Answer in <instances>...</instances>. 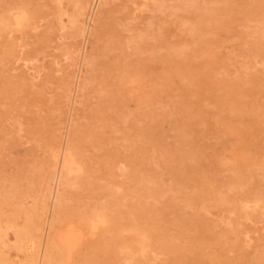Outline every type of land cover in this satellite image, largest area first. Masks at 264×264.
Instances as JSON below:
<instances>
[{"label": "rangeland", "instance_id": "obj_1", "mask_svg": "<svg viewBox=\"0 0 264 264\" xmlns=\"http://www.w3.org/2000/svg\"><path fill=\"white\" fill-rule=\"evenodd\" d=\"M2 1V2H1ZM53 1L54 0H0V16H1V14H2V16L0 17V34H2V35H0V120L2 119V121H0V130H4L3 132L2 131H0V167L2 168V170L0 171V189L2 188L3 189V194L1 193L2 191V189L0 190V194H2V198H1V195H0V198H1V200H0V216H1V218H0V235H1V237H0V240L1 241H3V244H4V246H3V244H2V246H1V249H3L4 250V252H5V250H6V256H4V252H2L3 250H1L0 249V254L2 255V256H4V257H6V258H4V260H2V257L0 256V264H1V262L3 263V264H41V260L43 261L42 263H44V261H45V259H43V257L42 256H45V253H46V247H47V244L45 243V240L44 239H46V241H48V239H49V237L48 236H46V235H49V228H50V222L54 219L53 218V215H54V217H55V214H56V210L58 211L57 212V214H56V216H59V214H60V218L62 219V220H66L65 222H70V221H74L77 225H82L83 227H85L84 229H85V232H84V236H83V239L79 242V244H78V246H77V248L74 250V253H73V256H72V258L68 261L67 260V256L63 253V251L61 250H59V259L56 261V262H58L59 260H62V262H58L57 264H76V263H78V264H85L86 262H88V264H145V262L147 263H149V264H264V208H263V206H264V177L263 178H256L255 179V175L254 174H256L257 172H258V169L257 168H255V167H252L251 168V170H247V174L245 173V175H244V178L243 179H245L246 181H243L242 180V183L244 184H242V183H239L240 184V186L241 187H238L239 186V184L236 186V187H234V188H230L229 186H228V180H229V178H228V173L226 172V171H223V173L222 172H216L215 173V171H213L211 168H210V166H211V160H210V158H209V156H207V155H209V153H217V155H219V154H222V153H220L221 152V150L223 151V149H221L222 148V146H224V143H225V140L228 138V137H231L230 135H228V131H230L231 130V125H232V130L234 131L235 129L238 131L239 129H237L238 128V124H235L236 122H235V120H234V118L236 119L237 117H235V115H237V113L241 116V115H243V116H245L246 117V115H247V117H246V119H250V120H253L252 118L256 115V114H263L264 113V97H263V95H264V78H262V77H264V68H263V66H264V64H263V66L261 65L262 64V62H264V51L262 52L261 51V53L259 52V53H252V52H254L252 49H251V53L253 54L252 55V58H251V53H250V51L248 52V54L246 55V54H242L241 55V50H239V54L238 53H236V52H238V49H241L242 48V46L244 45V44H247V41H248V44H247V47H249V48H251L252 47V45H251V42H252V35H254V34H257V32L256 31H258L259 29V31H258V34L259 33H261V32H263V21H264V0H242V1H244V2H240L239 0H235V1H233L232 0V3H231V5L232 4H234V5H236V7H234L233 5L232 6H230L229 7V9L227 10V13H228V11H229V13L233 16H231L230 14H228L227 15V13H223V11H221V10H218L216 7L219 5L218 3H215L214 4V0H206V1H204V0H194V2H192L191 4H188V6H187V4H184L185 2V0L183 1V0H181V2L183 3V4H181L180 3V0H172V1H170V0H154L150 5H149V8H150V6H153V7H155V8H153L152 9V7L148 10V7L146 6L145 7V5H140L141 4V0H139L137 3L136 2H134V0H124V3H123V1L122 0H102V2H101V0H88L87 1V3H88V5L86 6V9H85V11L83 12V14L80 16L81 18H80V22H76L74 19H75V14L76 13H78V11H79V6H80V4H79V0H61V1H63V2H61L60 0H55V4L53 3ZM60 2L59 4H57L56 2ZM94 1H96V2H98V3H96V2H94ZM105 1V2H104ZM126 1H127V3H126ZM147 1V0H146ZM161 1V2H160ZM164 1V2H163ZM178 1V2H177ZM213 1V2H212ZM218 0H216V2H217ZM250 1V2H249ZM10 2V3H9ZM14 2H16L15 3V5L13 4ZM23 3V5H22V3ZM73 2V3H72ZM100 2H101V4H100ZM158 2V3H157ZM160 2V3H159ZM163 2V3H162ZM170 2H172V3H170ZM173 2H175L176 4H174ZM200 2V3H199ZM237 2V3H236ZM249 2V3H248ZM54 5H53V4ZM67 3L69 4V5H67ZM90 3H91V5H90ZM126 3V4H125ZM132 3V4H131ZM134 3V4H133ZM179 3V4H178ZM198 5H197V4ZM256 3V4H255ZM258 3V4H257ZM262 4V6H260L261 4ZM73 4V5H72ZM77 4H78V6H77ZM97 4V5H96ZM103 4V5H102ZM131 6H130V5ZM181 4V6L183 5V7L185 8V9H183L181 6V8L178 6V5H180ZM203 4H205V5H203ZM207 4V5H206ZM51 5V6H50ZM58 5L59 6H61V7H59V8H62V9H59L58 10ZM64 5V6H63ZM97 7H95V6ZM127 5H129L128 6V8L126 7ZM157 7H156V6ZM165 7H164V6ZM167 5V6H166ZM174 5H176V6H174ZM195 5H196V7H195ZM208 5H209V7H208ZM213 5V6H212ZM217 5V6H216ZM254 5H256V7L254 8ZM17 6H18V8H17ZM20 6V7H19ZM22 6V7H21ZM29 6V8H27ZM36 6H38V7H36ZM47 6H48V8H47ZM69 8V10H68V8ZM69 6H72V7H69ZM94 6V7H93ZM170 6H172V7H175V8H172V7H170ZM179 7V8H176V7ZM212 6V7H211ZM242 6V7H241ZM253 6V7H252ZM16 7V8H15ZM44 7V8H43ZM78 7V8H77ZM87 7L90 9H87ZM137 7V8H136ZM144 7V8H143ZM206 7V8H205ZM250 9H249V8ZM10 8V9H9ZM74 8H76V9H74ZM127 8V9H126ZM130 8H132L134 11H136V12H133L132 11V9H130ZM159 8V11L157 10ZM160 8H161V10H160ZM168 8V9H167ZM193 8H195V9H193ZM204 8V9H203ZM208 8V9H207ZM209 8H213V9H210V15L212 16V14H213V17H211L208 13H206V11H205V9H207V12L209 11ZM240 8V9H239ZM252 8H254L253 10H254V13H253V11H252ZM262 9V11L261 10H259V9ZM21 9V10H20ZM26 9V10H25ZM46 9H48V11L46 10ZM72 9V10H71ZM96 9H97V15H96ZM136 9V10H135ZM142 9H144V10H142ZM158 11H156V10ZM173 9L175 10V11H173ZM235 9V10H234ZM245 9H247V11H245ZM255 9H257V10H255ZM12 10H13V13H12ZM20 10V11H19ZM37 10V11H36ZM55 12H54V11ZM71 10V11H70ZM89 10V11H88ZM99 10V11H98ZM127 10V11H126ZM129 10V11H128ZM147 10V11H146ZM150 10H151V12L153 13H150ZM187 10H189V11H187ZM191 10V11H190ZM232 10V12H230ZM250 10H251V12H250ZM260 12H259V11ZM3 11H6V12H3ZM10 11V12H9ZM53 11V12H52ZM63 11V12H62ZM123 11H126V12H124L123 13ZM138 11H140L139 13H138ZM176 11H177V13H176ZM179 11V12H178ZM193 11V12H192ZM196 11V12H195ZM200 11V12H199ZM211 11H216V12H218L219 13V15L217 16L214 12L212 13ZM221 11V12H220ZM246 13H245V12ZM256 11V12H255ZM258 11V12H257ZM51 12V13H50ZM58 12L60 13V15L58 14ZM71 14H74V15H70V13ZM89 12H94V13H92L93 15H91V18H90V15H89ZM121 12V13H120ZM128 12V13H127ZM131 12V14H129ZM145 12H147V14H149L148 16H147V14L145 13ZM172 12V13H171ZM181 12V13H180ZM188 12V13H187ZM195 12V13H194ZM224 12H226V11H224ZM250 12V13H249ZM9 13V14H8ZM25 13L27 14V15H25ZM69 13V14H68ZM90 13V14H91ZM120 15V16H118V14ZM137 13V14H136ZM164 15H163V14ZM168 13H170L169 15H168ZM174 13V14H173ZM185 13V14H184ZM186 13L188 14L187 16H188V18L186 17ZM199 13V14H198ZM203 13H205V14H203ZM212 13V14H211ZM221 13H222V15H226V16H223V17H220V16H222L221 15ZM237 15H236V14ZM247 13H248V18H246L247 17ZM255 13H257V14H259V16L261 17H259V16H257ZM7 14V15H6ZM14 14V15H13ZM17 14H19V15H17ZM39 14V15H38ZM53 14V15H52ZM57 14V15H56ZM68 14V15H67ZM122 14H124V15H122ZM127 14H129V15H127ZM133 14L135 15L134 17H133ZM146 14V15H145ZM157 14V16H155ZM173 14V15H172ZM178 14V15H177ZM214 14H215V16L216 17H218V19L220 20H218V19H215L216 17L214 16ZM249 14H250V17H249ZM256 15L257 16V18H256V16H253V15ZM263 14V15H262ZM13 15V16H12ZM30 15V16H29ZM56 15V16H55ZM87 15H89V16H87ZM94 15H95V17H94ZM117 15V16H116ZM139 15V16H138ZM146 16L145 18H146V20H145V18H144V16ZM153 15V16H152ZM181 15L183 16V17H181ZM185 15V16H184ZM191 15V16H190ZM196 15V16H195ZM197 15H199V16H197ZM205 15V16H204ZM207 15V16H206ZM210 17H209V16ZM235 15H236V17H235ZM18 16V17H17ZM54 16V17H53ZM61 16V17H60ZM87 16V17H86ZM93 16V17H92ZM128 16V17H127ZM137 16V17H136ZM201 16V17H200ZM241 16H243L242 17V19H241V22H240V20H238V18L240 19L241 18ZM251 16H253V17H251ZM11 17V18H10ZM31 17V18H30ZM73 17V18H72ZM117 17H119V20H118V18ZM126 17V18H125ZM139 17V18H138ZM149 17H151V19L149 18ZM156 17V18H155ZM160 17H162V18H160ZM195 17V18H194ZM205 17L207 18L206 19V21H204L205 20ZM215 17V18H214ZM229 19H228V18ZM231 17V18H230ZM55 18H56V20H55ZM84 18V19H83ZM159 18H160V20H159ZM180 18H182V19H180ZM187 18V19H186ZM191 18V19H190ZM203 18V19H202ZM210 20H209V19ZM211 18H213V20L214 21H212V22H210L212 19ZM224 20H222V19ZM226 18H227V20H226ZM244 18H246L244 21H242ZM249 18H250V20H249ZM253 18H256V19H253ZM7 20V23L4 21V20ZM14 19V20H13ZM27 19V20H26ZM32 19H33V21H32ZM66 19V20H65ZM72 19V20H71ZM133 19V20H132ZM138 19H140V21L141 22H143V25L144 24H147V27L148 26H150L151 27V23H153L152 24V27L150 28V27H148L147 28V31H146V28H145V26L143 27V25L141 24V22L140 21H138V23H137V20ZM142 19V20H141ZM151 21H150V20ZM152 19H154V21L152 20ZM156 19H157V21H158V23L161 25V27H160V25L157 23V21H156ZM166 19V20H165ZM171 19H176L175 21L174 20H171ZM185 19H186V21H185ZM189 19H190V21H189ZM234 19V20H233ZM249 20V22H247L248 20ZM60 20V21H59ZM90 20V21H89ZM92 20V21H91ZM132 20V21H131ZM136 20V21H135ZM144 20V21H143ZM148 20V21H147ZM171 20V21H170ZM187 20L191 23H187L186 24V22H187ZM199 20V21H198ZM209 20V21H208ZM221 20L223 21V24L224 25H221L222 24V22H221ZM236 20H238V22L236 21ZM261 20H263L262 22H261ZM53 21V22H52ZM55 21H57V22H55ZM69 21H71V22H69ZM134 21V22H133ZM150 21V25H148L149 22ZM156 21V22H155ZM163 21H165V22H163ZM172 21H173V23H172ZM181 21V22H180ZM202 22L203 21V24H199L198 22ZM226 21V22H225ZM233 21V22H232ZM258 21H259V23H258ZM49 22H51L50 24H49ZM55 22V23H54ZM68 22H69V24H68ZM73 22V23H72ZM74 22H75V24H74ZM83 22H84V25H83ZM92 22V23H91ZM119 22H121V23H119ZM124 24H123V23ZM135 22H136V24H135ZM146 22V23H145ZM183 22V23H182ZM205 22L206 23H208V25L207 24H205ZM210 22V23H209ZM214 22H215V24H214ZM241 24H243V26L244 27H246L245 29L247 30L246 32L244 31L245 29L243 28V26L242 25H240V23ZM243 22V23H242ZM247 22V23H246ZM251 22H257V23H255V26H254V24L252 23L251 24ZM3 23V24H2ZM58 23V24H57ZM60 23H62L61 25H59ZM68 25H67V24ZM80 23H82L81 24V26H80ZM118 23V24H117ZM133 23H134V25H133ZM140 23V24H139ZM167 23H169V24H167ZM171 23V24H170ZM197 23V24H196ZM232 23V24H231ZM237 23H238V25H237ZM246 23V24H245ZM250 23V24H249ZM260 23H262V24H260ZM10 24V25H9ZM15 24V25H14ZM47 24V25H46ZM52 24H54V25H52ZM76 24H78V25H76ZM131 24L135 27H132L131 26ZM159 26H158V25ZM163 24V25H162ZM166 24V27H168V26H170L169 27V29H171V30H169L168 28H165V25ZM178 24H180V25H178ZM190 24V25H189ZM195 24V25H194ZM216 24H218V26L216 25ZM235 24V25H234ZM247 24H248V26H251L250 28L252 29V30H250V29H248L249 27L247 26ZM22 25V26H21ZM29 25V26H28ZM63 25V26H62ZM77 27H76V26ZM101 25V26H100ZM119 25V26H118ZM123 25V26H122ZM136 25V26H135ZM141 25V26H140ZM172 25H174V26H172ZM188 25L190 26V27H188ZM192 25V26H191ZM201 28H199L198 26ZM203 25V26H202ZM221 25V26H220ZM226 25V26H225ZM260 26V27H258V26ZM9 26H11V27H9ZM31 26V27H30ZM34 26V28L32 29V27ZM44 26V28H42ZM48 26V27H47ZM53 26V27H52ZM65 26V27H64ZM66 26H68V28H66ZM85 26V27H84ZM129 26V27H128ZM140 26V27H139ZM157 26V27H156ZM172 26V27H171ZM182 26V27H181ZM196 27L195 28V31H193V29L194 28H192V27ZM202 26V27H201ZM204 26H206V27H204ZM212 26H215V27H212ZM229 26V27H228ZM230 26H231V30H230ZM234 28H233V27ZM239 26V27H238ZM17 27V28H16ZM49 27H51L50 29H49ZM59 27H60V29H59ZM61 27L63 28V29H61ZM74 27H75V29L76 30H74ZM79 27H80V29H79ZM87 27H88V29H89V31H88V29H87ZM139 27V28H138ZM143 27V28H142ZM153 27H155V28H153ZM175 27V29H172V28H174ZM180 27V28H179ZM256 27H258V28H256ZM263 27V28H262ZM48 28V29H47ZM54 28V29H53ZM66 28V29H65ZM82 28V29H81ZM130 28V29H129ZM136 28H138V29H136ZM142 29V30H139V29ZM152 28H153V30H152ZM158 28H160V30L158 29ZM213 28V29H212ZM229 28V30H230V32L228 31V33H230L228 36H226L228 33H227V29ZM253 28L254 29H256V31H254L253 30ZM32 29V30H31ZM53 29V30H52ZM84 29V30H83ZM131 29H133L137 34L135 35L134 33H133V30H131ZM157 30V34H156V30ZM165 29V30H164ZM181 29V30H180ZM182 29H183V31H182ZM189 29H191V30H189ZM199 30V32L200 33H202V34H200L197 30ZM208 30V31H206V30ZM217 29H220V30H215ZM223 29V30H222ZM225 29V30H224ZM238 30L237 32H235V33H232L233 31H235V30ZM240 29V30H239ZM12 30V31H11ZM71 30V31H70ZM90 30H91V32H90ZM189 30V31H188ZM222 30V31H221ZM241 30L243 31V35L240 33L241 32ZM22 31V32H21ZM24 31V32H23ZM54 31V32H53ZM124 31H126V32H124ZM140 31V32H139ZM163 31V32H162ZM191 31V32H190ZM226 33H225V32ZM21 32V33H20ZM34 32V33H33ZM37 32V33H36ZM88 32H90V33H88ZM142 32H144V33H142ZM163 33V35H161V33ZM193 32H195V33H193ZM196 32H198V33H196ZM207 32V33H206ZM254 32V33H253ZM256 32V33H255ZM4 33L6 34V35H4ZM80 33V34H79ZM82 33V34H81ZM131 33V34H130ZM138 33H139V35H138ZM147 33V34H146ZM149 33V34H148ZM154 33V34H153ZM189 33H191V34H189ZM192 33H193V35H192ZM231 33H232V39L230 38V36H231ZM239 34L240 36L242 35L243 37H239V35H237V34ZM248 33V34H247ZM9 34V35H8ZM43 34H45V35H43ZM47 34H49V36L47 35ZM52 34V35H51ZM133 34V35H132ZM144 34L145 35H147V36H144ZM156 34V35H155ZM158 34H160V38H159V36H157ZM197 34V35H196ZM201 35V38H203V39H201V38H199V36ZM209 34V35H208ZM218 34H219V36H218ZM4 35V36H3ZM87 35V36H86ZM189 35V36H188ZM203 35V36H202ZM208 35V36H207ZM211 35V36H210ZM235 35H237L240 39H242V40H240L239 39V41H238V43L236 42L237 40V38L238 37H236ZM247 35V36H246ZM4 38H3V37ZM36 36H39L38 38H39V40H38V38H36ZM82 38H81V37ZM89 36V37H88ZM91 36V37H90ZM132 36H134V37H132ZM137 38H139V36H144V38L142 37V38H139V39H137ZM164 37V39H163V37ZM182 36V37H181ZM191 36L194 38V37H198V39H196V44H198V46L196 47V44L194 43L195 41V39H193V38H191ZM207 36V37H206ZM210 36V37H209ZM215 38H214V37ZM223 38H222V37ZM234 36H235V38H234ZM250 36V37H249ZM7 37V38H6ZM125 37H126V39H125ZM148 37V38H147ZM155 37V38H154ZM168 37H170V39L168 38ZM184 37H188V39L187 38H184ZM205 37H206V39H205ZM218 37H219V39H220V37H221V39L219 40L218 39ZM229 38L230 40H234V42L233 41H230L229 42V39L228 40H225L224 38ZM3 40H2V39ZM29 38V39H28ZM44 38V39H43ZM48 38H49V40H48ZM51 38V39H50ZM74 38V39H73ZM81 38V39H80ZM131 38V39H130ZM137 39V41H136V39ZM175 38V40L173 41V39ZM182 38H184V39H182ZM192 40H190V39ZM210 38V39H209ZM71 39H73V40H71ZM76 39V40H75ZM78 39V40H77ZM133 39H134V41H133ZM142 39V43H144V47L143 46H141L142 45V43L140 42V40ZM143 39H146V40H151V42H150V40H149V42L148 41H143ZM153 39H156V40H158V41H160V42H158L159 44L157 45V42H155V40L153 41ZM160 39H163V40H160ZM181 39H182V41H181ZM217 39V40H216ZM223 39V40H222ZM244 39V40H243ZM248 39V40H247ZM252 39V40H251ZM30 42H29V41ZM48 40V41H47ZM75 40V41H74ZM87 40V41H86ZM110 40V41H109ZM126 40V41H125ZM130 40H131V42H130ZM187 40V41H186ZM208 40H210V41H208ZM219 40V41H218ZM226 41V44H225V42L224 43H222L223 41ZM236 40V41H235ZM245 40H247V41H245ZM33 41V42H32ZM39 41V42H38ZM44 41H47V43L46 42H44ZM72 41V42H71ZM96 41V42H95ZM161 41H163V42H161ZM181 41V42H180ZM197 41L199 42V41H205V43L203 44V42H201V43H197ZM206 41H208V42H206ZM214 41H215V43H214ZM216 41H218V42H216ZM222 41V42H221ZM28 42H29V44L30 45H32V46H30L29 44H28ZM34 42H37V44L36 43H34ZM135 42V43H134ZM136 42L137 43H139V44H136ZM146 42V43H145ZM189 44H188V43ZM235 42H236V44H235ZM32 43V44H31ZM39 43H41L40 45H41V47H40V45H38ZM43 43V44H42ZM96 43H98V46H97V44ZM108 43H109V45H108ZM129 43V44H128ZM140 43H141V45H140ZM148 43V44H147ZM162 45H161V44ZM166 43H169V44H166ZM210 43H211V45H210ZM213 43V44H212ZM216 43H217V45H216ZM220 43L221 44H223V46L221 47V45H220ZM228 43H229V45H228ZM33 44H36V46H33ZM84 44H86V45H84ZM101 44V46H99ZM126 44V45H125ZM132 44V45H131ZM135 46H134V45ZM165 44V45H164ZM175 44V45H174ZM177 44V45H176ZM199 44L200 45H202V46H200L199 47ZM233 45V46H231V45ZM235 44V45H234ZM242 44V45H241ZM25 45L27 46V45H29V46H27L26 48H24L25 47ZM45 45V46H44ZM75 45V46H74ZM83 45V46H82ZM130 45V46H129ZM162 47H164L165 49L166 48H168L167 46H170V45H172V48L170 49V48H168L167 50L168 51H164L163 49L164 48H162ZM167 45V46H166ZM174 45V46H173ZM190 45L193 47H190ZM219 45V46H218ZM239 45H240V47H239ZM251 47H250V46ZM47 46V47H46ZM108 46V47H107ZM146 46V47H145ZM147 46H149V47H147ZM151 46V47H150ZM157 46H158V50H156L157 49ZM160 46V47H159ZM216 48H215V47ZM2 47H3V50H2ZM6 47V48H5ZM32 47V48H31ZM36 47L37 48H39V49H36ZM46 47V50L44 49ZM82 47V48H81ZM100 47H101V49H100ZM120 47V48H119ZM131 47H133V48H131ZM135 47V48H134ZM136 47H138V48H140V49H138V48H136ZM152 47L154 48V50L152 51V53H151V51H149V49L148 48H150V49H152ZM182 47H183V49H182ZM186 47H188L189 49L187 50V48ZM202 47V48H201ZM205 49H207L208 48V53L206 52L207 50H205ZM231 48V50H229L230 48ZM235 47V48H234ZM41 48V49H40ZM129 48V49H128ZM161 48H162V50H161ZM195 48H196V50H195ZM212 48V49H211ZM221 48V49H220ZM225 48V49H224ZM32 49H35V50H32ZM48 49V50H47ZM72 49V50H71ZM83 49H84V51H83ZM86 49V50H85ZM126 49V50H125ZM135 51H134V50ZM137 49V50H136ZM143 50V53L142 54H140L141 52H142V50ZM170 49V50H169ZM174 49H176L175 51H174ZM200 49V50H199ZM213 49L215 50V51H213ZM226 49H228L227 51H226ZM31 50H32V52H31ZM129 50V51H128ZM132 50V51H131ZM139 50H141V51H139ZM173 52H172V51ZM181 50H183V51H181ZM189 50H191V51H189ZM195 50V51H194ZM204 50H205V52H204ZM234 50V52L232 53V51ZM4 51V52H3ZM35 51V52H34ZM39 52V54H37L36 52ZM41 51V52H40ZM74 51V52H73ZM89 51V52H88ZM118 51H119V53L121 54H119L118 53ZM162 51V52H161ZM164 51V52H163ZM196 51H197V53H196ZM202 51H203V53H202ZM224 51V52H223ZM25 52L27 53V55H25ZM28 52H30L29 54H28ZM72 53V54H74V55H72V54H70V53ZM83 52V53H82ZM85 52H86V54H85ZM115 52V53H114ZM124 52H125V54H124ZM126 52H129V53H131L130 55H128L129 53H126ZM134 52H136V53H134ZM144 52L146 53V52H148V53H146V55L144 54ZM150 52V53H149ZM160 52V53H159ZM169 52V53H168ZM185 52V53H184ZM191 52V53H190ZM212 52V53H211ZM214 52V53H213ZM219 52H222V54H219ZM226 52V53H225ZM231 54H230V53ZM112 53V54H111ZM134 53V54H133ZM154 53H155V55H154ZM161 53H162V55H161ZM168 53V54H172V55H166V54ZM186 53H188V54H186ZM202 53L203 55H204V57H203V55L200 54ZM218 55H217V54ZM41 54V55H40ZM109 54V55H108ZM123 54V55H122ZM138 54V55H137ZM149 54H151V55H149ZM156 54H157V58H156ZM165 54V55H164ZM177 57V60H176V58L174 59V55ZM190 54V55H189ZM205 54H206V56H207V54L209 55L210 54V56L208 57H206L205 58ZM224 54V55H223ZM226 54H229V56H227ZM259 54H260V57H259ZM76 55V56H75ZM107 55H108V57H107ZM117 55H119V56H117ZM126 55V56H125ZM135 55H136V57H135ZM142 55H144V56H142ZM159 55V56H158ZM161 55V56H160ZM184 55V56H183ZM189 55V56H188ZM194 55V56H193ZM196 55V56H195ZM216 55V56H215ZM221 55V56H220ZM235 55V56H234ZM237 55V56H236ZM239 55V56H238ZM244 55V57L242 58L241 56H243ZM257 55V56H256ZM6 56H8V57H6ZM20 56V57H19ZM74 56V57H73ZM112 56V57H111ZM117 56V57H116ZM126 57V59H124L125 57ZM130 56V57H129ZM133 56V57H132ZM150 56V57H149ZM163 56H166L165 57V59H163V60H165V61H163L162 60V62H161V60H159V58L161 59V58H164ZM173 58H172V57ZM188 56V57H187ZM215 56V57H214ZM225 56H227L228 58H226ZM233 56V57H232ZM245 56H247V57H245ZM4 59H3V58ZM72 57V58H71ZM80 57H81V59H80ZM124 57V58H123ZM127 57H129L128 59H127ZM144 58L143 60L141 59V58ZM148 57V58H147ZM153 57V58H152ZM170 59H169V58ZM185 57V58H184ZM192 57H193V59H192ZM199 57H200V59H199ZM229 57H231V58H229ZM241 57V58H240ZM249 57V58H248ZM257 59V61H255L256 59ZM5 58L7 59V60H5ZM84 58V59H83ZM107 59V60H105V59ZM111 58H112V60H111ZM113 58H114V60H113ZM135 58V60L137 61H135V60H133ZM152 58V59H151ZM156 58V60L154 61V59ZM166 58H167V60H166ZM189 58V60L190 61H188L187 59ZM195 58V59H194ZM209 58H212V59H209ZM218 60H217V59ZM224 58V59H223ZM225 58H226V60L228 61V64H227V61L225 60ZM236 58V59H235ZM240 58V59H239ZM251 58V59H250ZM258 58H260L261 60L263 59V61H261L260 59H258ZM110 59V60H109ZM141 59V62L142 63H140V61L139 60ZM184 59V60H183ZM201 60L202 61V63L199 61V63L201 64H198V61L196 62V60ZM206 61H205V60ZM234 59H235V61L237 60V61H239L240 62V64H242L243 65V67L246 69V70H244V68L242 67V65H241V67H240V65L237 63V62H235L234 61ZM243 59V60H242ZM246 59H249L248 61L246 60ZM253 59V60H252ZM4 60V61H3ZM9 60V61H8ZM73 60V61H72ZM127 62H126V61ZM133 60V61H132ZM145 60V61H144ZM158 60H159V64H154V62H157L158 63ZM173 61L174 62V64H173V62H171V61ZM223 60V61H222ZM7 61V62H6ZM124 61V62H123ZM148 63H147V62ZM179 61V62H178ZM186 61H187V63H186ZM220 61V62H219ZM226 61V63H223V62H225ZM229 61H230V64H229ZM243 61H244V64H243ZM246 61V62H245ZM257 63H259V61H260V66L258 65L257 66V64L255 65V62ZM14 62V63H13ZM71 62V63H70ZM84 62V63H83ZM86 62V63H85ZM136 62V63H135ZM165 62V63H164ZM213 62H215V63H213ZM231 62H234V65H232L233 63H231ZM126 65H125V64ZM131 63V64H130ZM133 63V64H132ZM135 63V64H134ZM139 63H140V65L142 64L143 65V63H144V66L142 67V65L140 66L139 65ZM150 63H151V66H150ZM155 65H153V64ZM160 63H161V65H162V63H164V64H166V65H162V66H160ZM171 65H170V64ZM189 63H191V66L189 65ZM194 63H197V64H195V67H196V65H197V67H200V66H203L202 68H201V70L203 71H201L200 70V68H197L196 67V69L194 70ZM208 63H209V65H208ZM220 63H222V65L220 64ZM72 64V65H71ZM85 64H87V65H85ZM148 64V65H147ZM223 64H225V66H223ZM248 64V65H247ZM254 64V65H253ZM5 66V67H3V66ZM70 65V66H69ZM74 65V66H73ZM129 65H131V66H129ZM133 65V66H132ZM168 65V66H167ZM172 65H173V68H172ZM185 66V67H187V69H189V70H187L185 67H182V66ZM193 65V66H192ZM199 65V66H198ZM208 65V66H207ZM226 65H227V68H226ZM2 66V67H1ZM110 66V67H109ZM147 66H150L149 67V69H148V67L146 68ZM158 66H160V67H158ZM166 66V67H165ZM181 66V67H180ZM205 66H207V67H205ZM220 66H223V68L222 67H220ZM238 66V67H237ZM251 66V67H250ZM73 67V68H72ZM130 67H131V69H130ZM135 67L136 68H139V70L137 69V72H134V70L133 69H135ZM143 69H142V68ZM144 67H145V69H144ZM192 67H193V69H192ZM214 67H217V68H214ZM220 67V68H219ZM232 67L234 68V69H232ZM239 67H240V69H239ZM246 67H248V68H246ZM259 70H255L256 68ZM72 68V69H71ZM160 68H162V70H160ZM163 68H166V73L167 74H165L164 72V70H163ZM168 68V69H167ZM179 68H181V69H179ZM261 68H262V73H261ZM5 69H6V71H5ZM75 69V70H74ZM118 69H120L119 71H118ZM128 71H127V70ZM161 71H159V70ZM170 69V70H169ZM186 69V70H185ZM206 69V70H205ZM223 71H222V70ZM229 69V70H228ZM237 69V70H236ZM4 70V71H3ZM83 70V71H82ZM132 70L133 71V75H132V71H131V73H129L130 71ZM136 70V69H135ZM141 70V72H138V71H140ZM147 70V71H146ZM151 70V71H150ZM192 70V71H191ZM198 70V71H197ZM233 70V71H232ZM248 70V71H247ZM251 70H252V72L254 71V74L251 72ZM73 71V72H72ZM76 71V72H75ZM80 71V72H79ZM157 71V72H156ZM169 71H170V73H172L171 71H174L171 75H173V76H171L170 77V73H169ZM188 71V72H187ZM195 71V72H194ZM230 71H232L233 72V74H232V72H230ZM241 73H240V72ZM243 71V72H242ZM248 73H247V72ZM258 71V72H257ZM118 72V73H117ZM147 72L148 73V79L147 80H149L150 78V80L148 81L149 83V85L150 86H152V87H147L148 86V84H147V80H146V78H147V76H145L144 74ZM153 72H154V74H153ZM180 72H181V74H183V75H180ZM183 72H185V73H183ZM205 72H207V73H205ZM213 72H215V73H213ZM256 72V73H255ZM81 75H80V74ZM120 73H121V75H120ZM124 73V74H123ZM126 73V74H125ZM138 73L140 74V75H138ZM143 73V74H142ZM147 73H146V75H147ZM152 73V74H151ZM159 73H161V75L163 76V77H161L160 75H159ZM174 73H175V75H174ZM187 73H193V74H191L192 75V77H190L191 75H189V74H187ZM197 73H199L200 75H198ZM203 73V74H202ZM220 73V74H219ZM226 73V76L225 75H223V74H225ZM228 73H229V75H228ZM235 73V74H234ZM243 73V74H242ZM247 73V74H246ZM252 73V74H251ZM257 73H259L258 75L260 76H258L257 75ZM66 74V75H65ZM70 75V77H73V79L72 78H70L69 77V75ZM130 74V75H129ZM184 74H185V76H184ZM195 74V75H194ZM201 74H202V76H201ZM215 74V76H213ZM218 74V75H217ZM230 74H232V76L233 77H231V75ZM248 74H250V76L251 77H255L256 79H258V80H253V78H252V80L253 81H251V84H249V80H251V78H250V76L248 75ZM263 74V75H262ZM78 75L80 76V77H78ZM122 75H124V77L121 79V77H122ZM127 75L129 76V78H130V82L132 83V81L133 82H135L134 83V85H133V83H132V86H131V83L129 82V79H128V77H127ZM139 77H142V76H144V77H142V78H144L145 79V81L141 78L140 80H142V81H144V84H143V82L142 81H140L139 82V79L137 78V76ZM142 75V76H141ZM149 75H151L152 77H150ZM156 75V78L157 77H159V78H155L154 76ZM195 77H194V76ZM209 75V76H208ZM223 75V76H222ZM240 75H241V77H242V79H241V77H240ZM249 77H248V76ZM255 75H257L258 77H256ZM125 76H126V78H125ZM132 78H131V77ZM133 76H134V78H133ZM166 76H167V78H166ZM169 76V77H168ZM185 78H184V77ZM189 77L190 79H188L187 77ZM199 77V79L197 78V77ZM202 78H201V77ZM211 76H213V77H215L214 79H215V81H214V79H213V77H211ZM238 76V77H237ZM5 77V78H4ZM63 77H65L64 79H63ZM113 77V78H112ZM116 77V78H115ZM118 77V78H117ZM139 77V78H140ZM146 77V78H145ZM221 77V78H220ZM223 77H227L226 78V80H223ZM231 77V78H230ZM75 78H77L76 80H75ZM125 78V82H124V79ZM159 82H157L155 79ZM162 78L164 79L165 78V80H167L166 82L165 81H163L162 80ZM205 79V81H203L204 79ZM216 78H217V80H218V78H219V82H221L220 84H221V88H224V89H221L219 86H218V84L219 83H217L216 82ZM231 80L232 78L234 79H232L231 81L229 80V79ZM235 78H238V79H236L235 80ZM248 78V79H247ZM67 79H69V80H67ZM71 79V80H70ZM117 79V80H116ZM118 79H120V80H122L121 82H119L118 81ZM135 79H137L136 81H135ZM159 79H161L163 82L161 83V80H159ZM185 79H187V80H185ZM196 79H198L197 81H199L198 83L195 81ZM212 79V80H211ZM241 79V80H240ZM244 79H246V82H245V80ZM64 80V82L68 85H64L63 83H62V81ZM78 80H80V81H78ZM116 80V81H115ZM152 80H155V81H152ZM169 80H170V82H169ZM206 80H207V82H206ZM229 82H228V81ZM238 80V81H237ZM260 80H262V81H260ZM67 81V82H66ZM77 83H79V84H77ZM84 81H86L85 83H84ZM174 81V82H173ZM179 83H178V82ZM200 81H202V82H200ZM225 81H227V83L225 82ZM232 81H237V83H240V82H242V84L240 83V84H238V85H240V86H237V84L236 83H234V84H231V83H233ZM256 81V83H255V85H254V83L253 82H255ZM258 81H260V83L258 82ZM70 82H71V84H70ZM82 82V83H81ZM87 82H88V85H87ZM117 82V83H116ZM122 82H124V83H122ZM129 82V83H128ZM137 82H139V83H137ZM150 82H151V84H150ZM152 82H154V83H152ZM177 82V84H175ZM245 82V86H244V83ZM262 82V83H261ZM99 83H100V85H99ZM107 83V84H106ZM116 83V84H115ZM120 83H122V86H123V88L124 89H122L121 87L122 86H120V85H117V84H120ZM142 85H141V84ZM163 83H164V87H163ZM181 83V84H180ZM192 83V84H191ZM199 83H202V84H199ZM206 83H208V84H206ZM104 84V85H103ZM113 84H114V86L115 85H117L118 86V88H117V86H115L117 89H121V90H118L117 91V89L115 88V89H113L114 87H112L113 86ZM124 84V85H123ZM125 84H128L129 86H127V85H125ZM159 84V85H158ZM161 84V85H160ZM168 84V88L166 87V85ZM173 84V86H171ZM175 84V85H174ZM182 84H184L183 85V87L181 86ZM203 84H205V85H203ZM215 84V85H214ZM246 84L248 85L249 84V86H247L246 87ZM259 84H260V86H259ZM59 85H60V87L62 88L63 87V90L65 89V91H63L60 87H59ZM70 85V86H69ZM73 85V86H72ZM75 85V86H74ZM76 85H78V86H76ZM84 85V86H83ZM85 85H86V88H85ZM157 85V86H156ZM177 85V87H175ZM192 85V86H191ZM200 85V86H199ZM203 85V86H202ZM207 85V86H206ZM250 85H251V87H255L256 85H257V87H255L254 89L253 88H250ZM9 86V87H8ZM68 88H67V87ZM96 86H98V88L101 86V88H102V86H103V88L101 89L100 88V91H98L97 89V87ZM131 86V87H130ZM139 86V87H138ZM189 86V87H188ZM196 86H198V87H196ZM202 86V87H201ZM204 86H205V88H204ZM214 86V87H213ZM216 86H217V88H216ZM227 86V87H226ZM231 87V89H230V87ZM243 86V87H242ZM58 87H59V89H58ZM75 87H76V89H75ZM84 87V88H83ZM107 87V88H106ZM109 87V88H108ZM112 87V88H111ZM125 87H128L127 89L125 88ZM135 87H137V88H135ZM142 87V88H141ZM154 87H156V88H154ZM161 87H163L164 89H162ZM174 89H173V88ZM181 87V88H180ZM212 87V88H211ZM229 87V88H228ZM236 87V88H235ZM239 87V88H238ZM248 88V90L246 89V88ZM260 87V88H259ZM104 88H105V93H104ZM129 88H134L132 91L130 90L129 91ZM139 88V89H138ZM145 88H147V89H145ZM158 88H159V90H158ZM178 88V89H177ZM185 88V89H184ZM214 88H216V89H214ZM232 88H233V92H232ZM234 88H235V90H234ZM263 89V91H262V89ZM78 89V90H77ZM82 89V90H81ZM94 89V90H93ZM107 89V90H106ZM110 89V90H109ZM126 89V90H125ZM136 89V90H135ZM161 89V90H160ZM165 89H168V90H165ZM170 89H172L171 91L174 93H170ZM180 89H181V91H180ZM188 89H190V90H188ZM192 89H193V91H195V92H193L192 91ZM206 90V92L204 91V90ZM211 89V90H210ZM218 89H221V90H218ZM228 89V90H227ZM243 89V90H242ZM253 89V90H252ZM261 89V90H260ZM9 90V91H8ZM61 90V91H60ZM75 90V91H74ZM103 92H102V91ZM114 90V92L115 93H113L114 94V96H112V94L110 95V91H111V93H112V91ZM123 90V91H122ZM128 90V92H125V91H127ZM154 91V93H152V91ZM177 90V91H176ZM201 90V91H200ZM209 92H208V91ZM217 90V91H216ZM224 90H225V92H224ZM240 90V91H239ZM245 90V91H244ZM247 90V91H246ZM256 90V91H255ZM1 91H3L2 93H1ZM98 91V92H97ZM106 91H108L109 92V94H108V92H106ZM138 91V92H137ZM157 91V92H156ZM158 91L160 92V93H158ZM168 91V92H167ZM174 91H176V92H174ZM187 91H188V93H187ZM198 91V92H197ZM235 91V92H234ZM239 91V92H238ZM259 91V92H258ZM4 92H6V93H4ZM67 92H69V93H67ZM73 92L74 93H76V95L74 94L73 95ZM81 92H82V94H81ZM84 92V93H83ZM96 92V93H95ZM99 92H101V93H99ZM119 92V93H118ZM124 92H125V94L126 93H128V94H130V95H128V94H124ZM133 92V93H132ZM158 94V95H156V93ZM169 93V94H167V93ZM211 92V93H210ZM215 92V94H213ZM219 92V93H218ZM241 92V94H238V93H240ZM242 92H244V93H242ZM4 93V94H3ZM8 93V94H7ZM58 95H57V94ZM67 95H66V94ZM107 94V95H102V97H103V100H105L106 99V96H108L109 95V98H108V100H105V102L102 100V97L100 96L101 94ZM119 95H118V94ZM148 93H149V95H148ZM162 93H163V95H162ZM165 93V94H164ZM180 93V94H179ZM203 93V94H202ZM209 95H208V94ZM228 94L227 96H226V94ZM246 93H247V95H246ZM251 93V95H252V97L254 98H252L251 97V95H248V94H250ZM80 96H79V95ZM89 94H90V96H89ZM93 94V95H92ZM100 94V95H99ZM118 96H117V95ZM131 94H132V96H131ZM134 94H135V96H134ZM153 94V95H152ZM167 94V95H166ZM180 95V96H178L177 97V95ZM187 94H189V95H187ZM198 94V97L196 96ZM213 94V95H212ZM219 94V95H218ZM223 94L225 95V96H223ZM231 94V95H230ZM235 94V95H234ZM238 94V95H237ZM258 94V95H257ZM75 96L74 98H71V97H73V96ZM82 95V96H81ZM95 95L97 96V97H95ZM123 97V98H121V96ZM154 95H156V97L154 96ZM163 97H162V96ZM164 95H166V96H164ZM173 95L175 96V97H173ZM183 95V96H182ZM204 95V96H203ZM221 95H222V97H221ZM233 95H234V97H233ZM255 95V96H254ZM67 96H69V97H67ZM115 96L117 97V98H115ZM126 96V98H124ZM127 96H129L128 98H127ZM134 96V97H133ZM136 96H137V98H138V100H139V102H138V100L136 99ZM138 96H140V98L138 97ZM153 96V98H151ZM159 96H161V97H159ZM173 97V100H171L170 98L171 97ZM182 96V97H181ZM193 96V97H192ZM216 96V97H215ZM220 96V97H219ZM257 96V97H256ZM64 97V98H63ZM77 97V98H76ZM93 97V98H92ZM110 97H112V98H110ZM130 97H133L131 100V102H130ZM168 97V98H167ZM177 97V98H176ZM192 97V98H191ZM197 97V98H196ZM204 97V98H203ZM209 97V98H208ZM232 97V98H231ZM238 97V98H237ZM247 99H246V98ZM249 97H250V100H249ZM255 97H256V101H255ZM92 98V99H91ZM96 98V99H95ZM98 98V99H97ZM101 98V99H100ZM154 98H156L155 100H154ZM189 98V99H188ZM193 99V100H191V99ZM205 98L207 99L206 100V102H205ZM221 98V99H220ZM224 98V99H223ZM243 98V99H242ZM244 98H245V100H244ZM252 98V99H251ZM260 98V99H259ZM69 99V100H68ZM73 99H76L75 101L73 100ZM117 101H116V100ZM124 99V100H123ZM167 99V100H166ZM175 99H176V101L177 102H175ZM196 99H198L197 100V105H195L194 106V101L196 102ZM201 99V100H200ZM208 99H209V101H208ZM230 99V100H229ZM62 100H64V101H62ZM71 100H72V102H71ZM93 100L95 101L94 103H93ZM129 100V101H128ZM161 100V101H160ZM166 100V101H165ZM170 100V101H169ZM180 100V102H178ZM187 100V101H186ZM193 101V103H191V105H188L190 102L189 101ZM218 100V101H217ZM223 100V101H222ZM225 100H226V102L227 103H225ZM233 102H232V101ZM236 100V101H235ZM237 100H238V103H237ZM241 102H240V101ZM244 100V101H243ZM251 100H253L254 101V103L255 104H257V106H258V104L260 105V106H258V107H254V104L252 105V109H250L251 108V104L253 103V101H251ZM263 100V101H262ZM70 101V102H69ZM74 101V102H73ZM97 101V102H96ZM99 101H101L100 102V105H99ZM108 101V102H107ZM116 103H115V102ZM121 101H123V102H121ZM135 102V105H134V102ZM167 101H169V103L167 102ZM172 101V102H171ZM203 101V102H202ZM231 101V102H230ZM249 102V104H248V102ZM262 101V102H261ZM66 102H67V104H66ZM69 102V103H68ZM104 104H103V103ZM111 102L112 103H115V104H111ZM125 102H128V103H126V105L124 106V104H125ZM133 102V103H132ZM137 102V103H136ZM150 102V103H149ZM162 104H161V103ZM186 102V103H185ZM189 102V103H188ZM200 102H201V104H203V105H201L200 104ZM222 102V103H221ZM235 102H236V104H235ZM23 103V104H22ZM57 103V104H56ZM63 103H65V104H63ZM95 103H97V104H95ZM108 103V104H107ZM117 103L119 104V105H117ZM123 103V104H122ZM153 103V104H152ZM160 103V104H159ZM166 103V104H165ZM168 103V104H167ZM173 104V106H172V104ZM178 103V105L180 104V106H179V108H184V109H182V110H184V112L186 113V111H190L194 116H192L191 115V113L190 112H187L186 114H188L187 116V120H190L189 121V123H191V125L189 126V123H188V121L186 120L184 123H183V126H182V122L184 121V120H182L183 118H185L186 117V115L184 114L183 115V113H182V111L178 108V105H176ZM183 103V104H182ZM240 103V104H239ZM4 104H5V106H4ZM72 104H75V105H72ZM101 104H103V106L101 105ZM121 104H122V106L123 107H119V106H121ZM129 104L131 105V107H127V106H129ZM164 104H165V107H164ZM169 104H171V105H169ZM209 104V105H208ZM225 106H224V105ZM227 104V105H226ZM232 106H231V105ZM248 107V109H247V107H245V105ZM261 104H262V106H261ZM66 105V106H65ZM72 106V108L71 107H69V106ZM99 105V106H98ZM106 105V106H105ZM111 107H110V106ZM114 105V106H113ZM139 105V106H138ZM162 105H163V107L165 108H162ZM166 105H168L167 107H166ZM211 105V106H210ZM241 105H243L244 107H240ZM68 106V107H67ZM98 106V107H97ZM107 106H108V108H107ZM113 106V107H112ZM134 106V107H133ZM172 106V107H171ZM177 106V108H175V107ZM198 106L200 107V108H198ZM202 106H203V108H205V109H203L202 108ZM210 106V107H209ZM223 106V107H222ZM229 106H230V109L232 108L233 109V111H232V109L231 110H229ZM239 106V107H238ZM256 106V105H255ZM67 107V108H66ZM78 107V108H77ZM99 107L101 108V109H99ZM114 107H116V108H114ZM134 108V110L132 111V113L131 112H129V111H131L132 109L131 108ZM149 107H151L152 109H150ZM162 109H161V108ZM168 107H169V109H171V110H173V109H175V111H179L178 113V118H179V120H180V122H178L179 124H181V127H182V130L181 131H183V132H181L182 133V137L180 136L181 134L178 132H176V131H174L173 130V128L171 127V125H172V123H170V124H168L169 122H171V120L170 119H165V120H163V123H162V129L164 130L163 132H164V134H167L166 135V137L169 139V137H171V139H169V141L171 140V142L172 143H169V141H167V138L165 139V141H164V144L162 145L163 147H154L153 146V144H152V141L150 140L151 138H150V136H151V132L154 130V122L153 121H150L152 118V116L151 115H155V114H157V113H160L161 111L163 112V109H164V111L165 110H168ZM209 107V108H208ZM234 107V108H233ZM255 109H254V108ZM6 108V109H5ZM55 108H57V109H55ZM63 108V109H62ZM93 108H95L96 109V111L97 112H95L94 113V111L95 110H92ZM97 108H98V110H97ZM102 108H103V110H102ZM105 108V109H104ZM107 108V109H106ZM111 108H113V109H111ZM124 108V109H123ZM128 109V112H127V109ZM144 108V109H143ZM146 108V109H145ZM147 108H149V109H147ZM154 108V109H153ZM202 108V109H201ZM206 108H207V110H206ZM215 108V109H214ZM261 108V109H260ZM3 109V110H2ZM9 109V110H8ZM25 109V110H24ZM60 109H62V110H60ZM66 109H68V110H66ZM70 109V110H69ZM77 109V110H76ZM108 109H110L109 111H108ZM114 109H115V111H114ZM122 109H123V111H122ZM136 109V110H135ZM139 109V110H138ZM193 109H195L194 111L195 112H192L193 111ZM201 109V110H200ZM228 109V110H227ZM240 109V111H237V112H235L234 110H239ZM241 109L244 111V109H245V115H244V112H241ZM250 109V110H249ZM22 110V111H21ZM61 113H59L58 111ZM117 110V111H116ZM120 110V111H119ZM137 110L139 111V112H137ZM151 110H152V112H151ZM157 110H159V111H157ZM192 110V111H191ZM203 110H205V111H207V112H203ZM211 111L212 112V114L214 115L215 113V116L216 117H218L217 119L220 121V126H213V124L212 123H210V125L208 124V123H206V121H207V119H208V117L210 116V114H208V111ZM216 110V111H215ZM218 110V111H217ZM221 110V111H220ZM227 110V111H226ZM248 112H247V111ZM252 110V111H251ZM4 111H6V112H8L9 114H7L6 112H4ZM68 111H70L69 113H71L70 115H69V113H67ZM101 111V113H102V111L103 112H107V114L106 113H102V114H100L99 112ZM122 111V112H121ZM230 111V112H229ZM260 111V112H259ZM262 111H263V113H262ZM46 112V114H44ZM91 114H89V113ZM112 112V113H111ZM127 114H126V113ZM136 112V113H135ZM147 112V113H146ZM150 112L152 113V114H150ZM227 112V113H226ZM234 112V113H233ZM251 113V115L252 116H250V113ZM254 112H255V114H254ZM6 113V114H5ZM24 113V114H23ZM58 113V114H57ZM78 113V114H77ZM93 113V114H92ZM98 113V114H97ZM119 113V114H118ZM182 113V114H181ZM189 113H190V116H189ZM200 113V114H199ZM203 113H206L207 115H208V117H207V115L205 116L207 119H205V118H203L202 116H204V114ZM223 113H225V115L223 114ZM228 113H232V116L230 115V114H228ZM242 113V114H241ZM253 113V114H252ZM4 114V115H3ZM60 114V115H59ZM97 114V116H95ZM112 115V117H111V115ZM121 114H122V116H121ZM149 114H150V117H149ZM196 114V115H195ZM67 115V116H66ZM95 117H94V116ZM104 115H106L105 117H107V118H105L104 117ZM108 115L110 116V118H108ZM118 117H117V116ZM126 115V116H125ZM141 115V116H140ZM148 115V116H147ZM181 115H182V117H181ZM230 115V116H229ZM234 115V116H233ZM264 115V114H263ZM4 118H3V117ZM84 116H86V117H84ZM90 116V117H89ZM99 116V117H98ZM120 116V117H119ZM148 118H147V117ZM184 116V117H183ZM194 117V118H192V117ZM250 116V117H249ZM23 117V118H22ZM69 117V118H68ZM100 117H101V119H102V117H103V119L105 120L106 119V121H104V122H107V124H105L102 120V122L104 123H101V121L99 122V119H100ZM114 117V118H113ZM143 118L142 120H140L141 118ZM145 117V118H144ZM199 117V118H198ZM223 117V118H222ZM226 117V118H225ZM231 117H233L232 118V120L230 119ZM60 118V119H59ZM85 118V119H84ZM91 118H92V120H91ZM95 118V119H94ZM112 118H113V120H112ZM135 118V119H134ZM140 118V119H139ZM150 118V119H149ZM189 118V119H188ZM192 120H194V121H192ZM196 118H198V119H196ZM10 119V120H9ZM67 119L68 120H70L69 122L67 121ZM89 119V120H88ZM129 119V120H128ZM146 119V120H145ZM201 119V120H200ZM202 119H204V120H206V121H202ZM66 120V121H65ZM88 120V121H87ZM96 120V121H95ZM131 120V121H130ZM139 120H140V122H139ZM146 121V122H148L147 120H149L151 123H153L152 125H151V123L150 122H148V123H146V122H144V121ZM166 120H169V122H167ZM178 120V121H179ZM182 120V121H181ZM197 120H199V121H197ZM249 120V121H250ZM20 121V122H19ZM128 122V127L127 126H125V124ZM144 122V124H143V122ZM166 121V122H165ZM201 121V122H200ZM233 123H232V122ZM248 121V122H249ZM3 122V123H2ZM69 123V125L67 124V123ZM74 122V123H73ZM85 122V123H84ZM126 122V123H125ZM136 122V123H135ZM192 122L195 124H192ZM198 122V123H197ZM205 122L206 124H203V123ZM66 123V124H65ZM79 123V124H78ZM111 124V126L109 127V125ZM119 123V124H118ZM187 123H188V126H187ZM202 123V124H201ZM228 123V125H226ZM19 124V125H18ZM89 124V125H88ZM92 124H93V126H92ZM98 124H100L99 126H98ZM102 124V125H101ZM133 126H132V125ZM139 124H141V125H139ZM143 124V125H142ZM148 124V125H147ZM200 124V125H199ZM231 124V125H230ZM23 125V126H22ZM25 125V126H24ZM67 126V127H64V126ZM77 125H79V127L80 128H82V129H80V130H78L79 129V127L77 126ZM85 125V126H84ZM90 125L92 126V127H94V129H96V132L94 131V130H92L93 128L92 127H90ZM105 125V126H104ZM106 125H107V127H106ZM135 125H138V127L137 126H135ZM150 125V126H149ZM169 125H170V127L172 128H170L169 127ZM186 125V126H185ZM203 125H204V127H203ZM205 125H206V128H205ZM229 125H230V128H228L229 127ZM71 128H70V127ZM74 126V127H73ZM85 128H84V127ZM97 126V128H95ZM102 126V127H101ZM148 126V127H147ZM193 126H194V128H193ZM202 128H201V127ZM212 126V127H211ZM6 127V128H5ZM77 127V128H76ZM89 127H90V129H89ZM106 129H105V128ZM137 127V128H136ZM141 127V128H140ZM151 128V129H148V128ZM184 127V128H183ZM185 127H186V129L188 130H186L185 129ZM188 127V128H187ZM191 127V128H190ZM200 127V129H198L197 130V128H199ZM236 127V128H235ZM12 128V130L11 131H9L10 129ZM52 130H51V129ZM65 128H67V131H65L66 129ZM86 128H87V131H86ZM92 128V129H91ZM100 128H102V131H103V133H102V131L100 130ZM109 128V129H108ZM153 128V129H152ZM190 128V129H189ZM193 128V129H192ZM196 128V129H195ZM204 128V129H203ZM235 128V129H234ZM6 129V130H5ZM9 129V130H8ZM22 129V130H21ZM44 129V130H43ZM64 129V130H63ZM84 129V130H83ZM89 129V130H88ZM104 129V130H103ZM108 129V130H107ZM120 129V130H119ZM133 129V130H132ZM169 129H171V130H173L172 131V133H173V135H170L171 133H170V131L171 130H169ZM184 129V130H183ZM203 131H202V130ZM209 129V130H208ZM30 130H32V131H30ZM49 130H50V132H49ZM61 130H63V131H61ZM78 130V131H77ZM90 130H92L91 132H90ZM99 130V131H98ZM145 130V131H144ZM166 130L169 132H167L166 133ZM199 130H200V132H199ZM206 130V131H205ZM208 130V131H207ZM234 131V132H236L237 133V131ZM5 131H7V133L5 132ZM39 131V132H38ZM55 131V132H54ZM57 131H59V132H57ZM70 131V132H69ZM79 131H85V132H88V134L87 133H81V132H79ZM100 132V134L101 135H99V136H97L99 133L98 132ZM104 131H105V133H104ZM110 131H111V133H110ZM125 131V132H124ZM135 131V132H134ZM187 133H186V132ZM9 132V133H8ZM13 132V133H12ZM33 133V134H35L36 136L34 137L33 135H30L31 133ZM63 132H64V135H63ZM67 132V133H66ZM95 132V133H94ZM118 132H120L119 134L116 133ZM141 132H144V133H141ZM176 132V134H174ZM190 132V133H189ZM194 132V133H193ZM199 132V133H198ZM203 132V133H202ZM208 132H209V134H208ZM30 133V134H29ZM37 133H39V134H37ZM59 133L61 134L60 136H59ZM66 133V134H65ZM71 133V134H70ZM81 133V134H80ZM92 133H93V135H92ZM124 133V134H123ZM125 133H127L128 135L126 136V134ZM184 133V134H183ZM189 133V134H188ZM198 135H197V134ZM67 134H68V136H67ZM83 134V136H81ZM89 134H91L92 135V137H91V135H89ZM103 134H104V136H103ZM109 135L110 134V136H106V135ZM115 134V135H114ZM142 134V135H141ZM185 134H187V136H185ZM195 134V135H194ZM203 134H205V135H203ZM239 133H237V135H238ZM9 135V136H8ZM30 135V136H29ZM40 135H42V136H40ZM48 135V136H47ZM63 135V136H62ZM85 135H87L86 136V138L84 137ZM130 135V136H129ZM138 135V136H137ZM146 136V137H148V139L150 140V143L148 142L147 143V138H145L144 136ZM179 136L177 139H180L181 140V138L182 139H184V142H183V140H177V139H175L176 137L175 136ZM210 135V136H209ZM7 136V137H6ZM58 136V137H57ZM98 137L97 139L98 140H103L102 141V143L100 142V141H98L97 139H96V137ZM106 136V137H105ZM113 136V137H112ZM142 136V137H141ZM200 136H202L201 137V139H199L200 138ZM209 136V137H208ZM222 136V137H221ZM225 136V137H224ZM233 136H234V134H233ZM64 137H66V138H64ZM89 137H91L90 138V140H89ZM101 137V138H100ZM105 137V138H104ZM108 137V138H107ZM109 137H112L111 138V140L109 141L108 139H109ZM135 137H136V139H135ZM173 137V138H172ZM188 137V138H187ZM197 137V139H193V138H196ZM203 137H205V138H203ZM238 137H239V135H238ZM43 138H45V139H43ZM95 138V139H94ZM102 138H104V139H102ZM124 138H126V139H124ZM133 138V139H132ZM191 140H190V139ZM206 138H207V140H206ZM225 138V139H224ZM43 139V140H42ZM63 139H65V140H63ZM71 141H70V140ZM81 139H82V141L83 142H81L80 143V141H81ZM138 139V140H137ZM173 139H175V140H173ZM199 139V140H198ZM204 139V140H203ZM232 139V138H231ZM258 139V141L256 140V139H252L251 141H257L256 143L257 144H255L254 142H251L250 141V145H249V150L250 151H255V149H257V147H262L263 148V153H264V134L262 135V137H260V138H257ZM34 140H36L35 141V143H34ZM37 140L39 141V142H37ZM69 140V141H68ZM73 140V141H72ZM107 140V141H106ZM177 140V141H176ZM188 142H190L191 144L190 145H192L193 147H195V148H193V147H191L192 148V151H190V149H187V148H189L190 147V145H188L189 143H186L187 141ZM190 140V141H189ZM196 140H198V141H196ZM201 140V141H200ZM45 141H46V143L48 144V146H46V144H45ZM64 141V142H63ZM87 141H88V143H87ZM97 143H96V142ZM117 141H118V143H117ZM125 141V142H124ZM129 141V142H128ZM132 141H134V142H132ZM145 141H146V143H145ZM174 141V142H173ZM54 142V143H53ZM58 142V143H57ZM66 142V143H65ZM106 142V143H105ZM131 142V143H130ZM166 142L168 143V144H166ZM193 142V143H192ZM194 142H198V144L196 145ZM200 142H203V143H201L200 144ZM259 142H263L262 143V145H260V143ZM62 143H65V144H62ZM72 143V144H71ZM74 143V144H73ZM77 143H78V145H79V147H78V145H77ZM86 143V144H85ZM106 145H104V144ZM108 143V144H107ZM112 145H111V144ZM129 144V145H127V144ZM174 143H176V145L174 144ZM182 143V144H181ZM205 143V144H204ZM210 143L212 144V145H210ZM252 143V144H251ZM253 143L257 146H255L254 145V148L255 149H253L252 150V145H253ZM54 144H55V146H54ZM58 144H59V146H58ZM68 144V147L67 146H64V145H67ZM116 144V145H115ZM125 144V145H124ZM179 144V146L181 145V148L182 147H184L185 146V144H186V146L184 147L185 148V150L183 149H179L178 147H177V145ZM184 144V145H183ZM195 146H194V145ZM203 144H204V146H203ZM222 144V145H221ZM40 145V146H39ZM44 147H42V146ZM75 145H77V146H75ZM81 145H83V146H81ZM92 145V146H91ZM101 145V146H100ZM110 145V146H109ZM115 145V146H114ZM118 145V146H117ZM121 145V146H120ZM127 145V146H126ZM172 145V146H171ZM205 145H210V146H205ZM71 146H73L74 147V149L71 147ZM89 146H90V148H89ZM105 146V147H104ZM124 147V148H121V147ZM135 146V147H134ZM146 146V147H145ZM168 146H169V148H168ZM175 146V147H174ZM200 146H202V149H205L206 148V150H202V152L200 151ZM214 148H213V147ZM48 147V148H47ZM52 147V148H51ZM60 147V148H59ZM64 147H67V148H65V149H63ZM71 147V148H70ZM77 147L79 148V149H81V150H77L76 151V149H77ZM98 147H100V148H102L103 149V151L99 148V150H98ZM108 147H112V148H108ZM115 147H117V148H115ZM143 147V148H142ZM145 147V148H144ZM172 147V148H171ZM199 147V148H198ZM211 147V148H210ZM33 148V149H32ZM36 148H37V150H36ZM51 148V149H50ZM95 148V149H94ZM135 148V149H134ZM173 148H175V149H173ZM176 148H178L177 150H179V151H177L176 150ZM213 148V151L211 150ZM40 149H45V150H40ZM54 149V150H53ZM117 149V150H116ZM119 149V150H118ZM120 149H124V150H120ZM127 149V150H126ZM130 149H133V151L131 150L130 151ZM195 149V150H194ZM215 149L217 150V151H215ZM40 150V151H39ZM63 150H64V152H63ZM85 150L88 152V153H86L85 152ZM91 150H97L96 152H94V151H91ZM101 150V151H100ZM105 150H107V151H105ZM129 150V151H128ZM142 150V151H141ZM153 151V152H150V151ZM210 150V151H209ZM220 152H219V151ZM45 151V152H44ZM61 151V152H60ZM68 151V152H67ZM76 151V152H75ZM100 153H99V152ZM118 151H122V152H118ZM185 151H187V153L185 152ZM200 151V152H199ZM50 154V156L48 155V153ZM67 152V153H66ZM79 152V153H78ZM113 152H114V154H117L118 156H117V159H118V157H119V159H120V161H118V160H116V155H115V157H114V154H113ZM115 152H117V153H115ZM127 152H128V154H127ZM130 152V153H129ZM134 152V153H133ZM143 152V153H142ZM184 152V153H183ZM207 152H209L208 154H207ZM42 153V154H41ZM47 153V154H46ZM61 153V154H60ZM62 153L64 154V155H62ZM78 153V154H77ZM81 153V154H80ZM91 153L94 155L93 157L91 156ZM98 153V154H97ZM123 153V156L125 157V159H123V156H121V154ZM180 153H181V159L179 158V155H180ZM192 153V154H191ZM201 153V154H200ZM207 155H206V154ZM219 153V154H218ZM261 154V156L259 157L260 158V160H261V162L262 163H264V154ZM39 154H41V155H39ZM44 154V155H43ZM68 154H71V155H73V156H75V154H76V157H77V159L81 162L82 161V163L84 164V167H85V172L84 171H82V172H79V173H74L73 175L71 174H68L67 172H66V170L62 167V161L61 160H63V158L65 157V156H67ZM89 154V156H86V155H88ZM96 154V155H95ZM113 154V155H112ZM120 154V155H119ZM135 155V157H133L134 155ZM138 154H140L141 155V157H140V155L138 156ZM142 154H144L143 156H142ZM177 154H179V155H177ZM194 154V155H193ZM200 154V155H199ZM47 155H48V158H47ZM60 155H62L63 156V158L60 156ZM98 155V156H97ZM133 155V156H132ZM136 155L138 156V157H136ZM147 155V156H146ZM151 155V156H150ZM186 155V156H185ZM197 155H199V156H197ZM203 155H205V156H203ZM80 156V157H79ZM97 156V159H95L94 157H96ZM129 156V157H128ZM146 156V157H145ZM178 156V159H176V157ZM189 156V157H188ZM196 156V157H195ZM203 156V157H202ZM40 157V158H39ZM43 157V158H42ZM79 157V158H78ZM91 157L93 158V159H91ZM99 157V158H98ZM110 159H109V158ZM112 157V158H111ZM132 157L134 158V160L136 161V163H138L137 165H140V166H137L136 165V163H135V161L134 160H132ZM140 157V158H139ZM186 157H188V158H186ZM193 157V158H192ZM198 157H199V159H198ZM200 157H202V158H200ZM38 158V159H37ZM51 158V159H50ZM57 158V159H56ZM89 158V159H88ZM108 158V159H107ZM138 158H139V160H138ZM186 158V160H184ZM60 159V160H59ZM88 159V160H87ZM92 161H91V160ZM112 159H114V161L111 163V161H112ZM123 159V161H121ZM126 159H130V160H132V161H127V163L126 164H123V165H125L126 166V168H128V166L127 165H129V163L130 162H132V164L133 163H135V165H136V167H135V165H133L132 166V164L130 163V165H131V167L133 168H130V165H129V168L128 169H126L125 168V166H123L122 165V163H125L124 161H126ZM138 160V162H137V160ZM168 159V160H167ZM201 159V160H200ZM47 160H48V162L49 163H47ZM52 160V162H50ZM58 160H59V162L61 163V164H59L58 163ZM109 160H111V161H109ZM116 160V161H115ZM159 160H161V161H159ZM172 160V161H171ZM180 160H181V162H180ZM203 160H204V162H203ZM206 160V161H205ZM85 161H88V162H85ZM96 161V162H95ZM99 161V162H98ZM158 161V165L157 166H155ZM189 161H191V162H189ZM201 161V162H200ZM40 162V163H39ZM44 162V163H43ZM90 162V163H89ZM92 162H93V164L95 165V164H97V166L95 165H93L92 164ZM121 163V164H119V163ZM139 162H140V164H139ZM170 162V163H169ZM172 162H173V165H175V166H172ZM179 162H180V165L183 163V165H181V167H180V165H179ZM187 162L189 163V165L187 164ZM200 162V163H199ZM206 162V163H205ZM46 163V164H45ZM111 163V164H110ZM166 163V164H165ZM31 165V166H29V165ZM42 164V166H44L43 168H42V166H40V165ZM51 165V167L50 166H48V165ZM86 164L88 165V169H92L90 172L92 173L93 172V174H91L90 172H89V170H87L86 168H87V166H86ZM108 164V165H107ZM117 164V166H114V165H116ZM167 164H169V165H167ZM185 164H186V166L188 167V169H187V167L185 166ZM191 164V165H190ZM204 164H206L205 165V168H204ZM57 165V166H56ZM61 165V166H60ZM93 165V166H92ZM121 165V169H122V167H124L125 169H120L118 166H120ZM142 165V166H141ZM164 165H166V167H163ZM170 165H171V167H170ZM177 165V166H176ZM197 165V170H196V168H194L195 166ZM264 165V164H263ZM91 166V167H90ZM168 166V167H167ZM179 166V168L177 169V167ZM190 166H192V167H190ZM204 168H202V167ZM37 167H39V168H37ZM56 167H58V168H56ZM109 167V168H108ZM115 167H118L117 169H114ZM160 167V168H159ZM172 167H174V168H172ZM208 167V168H207ZM34 168V169H33ZM42 168V170H40ZM95 168V169H94ZM101 170H100V169ZM106 168V169H105ZM162 168V169H161ZM167 168H168V170H167ZM181 168V169H180ZM183 168H186L188 171H185ZM199 168H201V169H199ZM210 168V169H209ZM12 169V171L10 172V170ZM29 169V170H28ZM56 169H58V170H56ZM108 169V170H107ZM130 169V170H129ZM136 169V171H134ZM170 169H172V170H170ZM176 169H177V171H176ZM190 169V170H189ZM206 169V170H205ZM252 169L253 170H255V173L254 172H252L253 174H251V171H252ZM46 170V171H45ZM60 170V171H59ZM86 170H87V174H85L86 173ZM97 170H98V172H97ZM111 170H113V172L111 173V174H108V173H110L111 172ZM121 170V171H120ZM131 170H132V172H131ZM163 170V171H162ZM181 170V171H180ZM182 170H184V171H182ZM209 170H211V171H209ZM6 171V172H5ZM7 171H8V173H7ZM37 171V172H36ZM46 173H45V172ZM52 171V172H51ZM53 171H55V174H54V172ZM56 171H58L60 174H57L58 172H56ZM63 171H64V173H63ZM109 171V172H108ZM115 171V172H114ZM119 171H120V173H119ZM123 171V172H122ZM125 171V172H124ZM126 171H127V173H126ZM161 171H162V173H161ZM166 171L167 172H170V173H166ZM197 171V172H196ZM213 171V172H212ZM28 172V173H27ZM32 172V173H31ZM98 174H97V173ZM129 172H130V174H129ZM133 172H135V173H133ZM145 172H147V173H145ZM174 172H176V174L174 173ZM180 172H184V174L186 173V177H184V176H182V174L180 173ZM209 172H211V175H210V173ZM21 173V174H20ZM37 173L40 175H37ZM45 174V176H44V174ZM108 174V175H110L109 176V178L111 179V175L113 176L112 177V179L113 178H115L114 180H113V182L116 180V182H114L115 183V185H114V183H112V180H110L109 181V178L107 177V175L106 174ZM132 173V174H131ZM139 175H138V174ZM146 175H149V177L148 176H146ZM153 173V174H152ZM178 173H180L181 175V178H179L180 176L179 175H177ZM205 173V174H204ZM206 173H207V176H205L206 175ZM220 173H222V174H220ZM226 173V175H224ZM13 174H14V176H13ZM22 174H25V176H23ZM28 174V175H27ZM117 174V175H116ZM122 174V175H121ZM124 174L126 175V176H124ZM152 174V175H151ZM160 174H162V175H160ZM170 174H173V175H171L172 176V178H171V176H170ZM183 174V175H184ZM190 174V175H189ZM217 174H219V175H217ZM22 175V176H21ZM27 175V176H26ZM31 175V176H30ZM33 175L36 177V178H34L33 177ZM60 175V176H59ZM70 175V176H69ZM89 175V177H87ZM98 175V176H97ZM100 175V176H99ZM129 175V176H128ZM131 175V176H130ZM137 177L138 178V180H137V178L135 179V177ZM252 175V176H251ZM50 176H52V178L53 179H51V177ZM73 176V177H72ZM83 176L85 177V178H83ZM105 176H106V178H105ZM115 176V177H114ZM118 176V177H117ZM133 176V177H132ZM146 177V178H144V177ZM161 176V177H160ZM167 176V177H166ZM190 176V177H189ZM210 176H212L211 178H210ZM221 176L223 177V178H221ZM247 178H246V177ZM12 177H15L14 179L12 178ZM23 177V178H22ZM26 177H28V178H26ZM31 179H30V178ZM41 177V178H40ZM48 177H50V181H49V179H48ZM55 177H57V178H55ZM72 177V178H71ZM75 177V178H74ZM97 177V178H96ZM100 177V179H98ZM103 177V178H102ZM130 177H131V179L133 178V180L134 181H138L136 184L135 183H133V181L130 179ZM143 177V178H142ZM151 177V178H150ZM179 179H181V182H180V180H178V178ZM208 177V178H207ZM216 178V180L215 179H213V178ZM226 179H225V178ZM249 177V178H248ZM7 178V179H6ZM39 178V179H38ZM63 179V180H60V179ZM67 178V179H66ZM72 179V180H70V179ZM81 180H80V179ZM95 179V180H98V181H93L92 179ZM108 178V179H107ZM118 178V179H117ZM123 178V179H122ZM140 178V179H139ZM148 178H149V180H148ZM162 178H164V179H162ZM167 178V179H166ZM169 178V179H168ZM196 178H199V179H196ZM221 178V179H220ZM16 179V180H15ZM27 179V180H26ZM32 179H34V181L32 180ZM83 179L85 180L86 179V182L85 181H83ZM108 181V182H105L106 180ZM120 179V180H119ZM125 179H126V181L128 180V182L126 183V181H125ZM159 179V180H158ZM167 181H166V180ZM191 181H190V180ZM204 179V180H203ZM207 179H210V180H207ZM212 179L214 180V181H212ZM222 179H225V180H222ZM250 179V181H248ZM257 179L259 180V182L260 183H262L263 182V184H260L259 182H257ZM263 179V180H262ZM26 180V181H25ZM43 180V181H42ZM47 180L49 181V182H47ZM55 180H59V182H56ZM70 180V181H69ZM78 180V181H77ZM88 180V181H87ZM100 180V181H99ZM103 180H104V182H103ZM143 180H148V182H143ZM154 180V181H153ZM185 180V181H184ZM200 182H199V181ZM217 180H219L220 181V183H219V181H217ZM262 182H261V181ZM68 183H67V182ZM81 181V182H80ZM101 181H102V183H101ZM130 181H132V183H133V185H131L132 183L130 182ZM180 182V184H179V182ZM186 181H189L190 182V185H189V183L188 182H186ZM197 181V182H196ZM204 183H203V182ZM215 181L217 182V183H215ZM222 181V182H221ZM223 181H225V182H227L226 184H225V186H224V184H223ZM248 181V182H247ZM253 181H254V183H253ZM256 181V182H255ZM28 182V183H27ZM51 182V183H50ZM54 182V183H53ZM60 182H62L61 184H59ZM63 182L65 183V185L63 184ZM97 182V183H96ZM130 182V184H128ZM142 182V183H141ZM169 182V183H168ZM185 182V183H184ZM193 182V183H192ZM202 182V183H201ZM208 184H207V183ZM209 182H210V184H209ZM214 182V184H212ZM252 182V183H251ZM11 183H12V186H9V185H11ZM17 183V184H16ZM21 183V184H20ZM38 183H39V185H38ZM40 183H42V185H41V188H40ZM56 183H58V184H56ZM77 183H78V185H79V187H80V189H79V187H78V185H77ZM84 183V184H83ZM99 183V184H98ZM144 183V184H143ZM145 183H147V185L146 186H149L150 188H153L154 187V189H149V191L147 190L148 188L145 186ZM149 183H151L150 185H149ZM162 183V184H161ZM170 183H171V185H170ZM191 183H192V185H191ZM200 183V184H199ZM206 183V184H205ZM255 183H257V184H255ZM259 183V184H258ZM15 186H14V185ZM20 184V185H19ZM34 184V185H33ZM53 184H55L54 186H52ZM102 184V185H101ZM134 184H135V187H138V189H135V187L133 188V186H134ZM142 184H143V186H142ZM153 184L155 185V186H153ZM165 184V185H164ZM179 184V185H178ZM184 184V185H183ZM186 184V185H185ZM217 184V185H216ZM219 184V185H218ZM223 184V185H222ZM245 184H247V185H245ZM251 184V185H250ZM7 185V186H6ZM17 185H19V186H17ZM23 186V188H22V186ZM30 185V186H29ZM74 185V186H73ZM85 185V186H84ZM95 185H97L96 187H95ZM98 185H99V187H98ZM112 185H113V187H112ZM128 187H127V186ZM152 185V186H151ZM181 185H183V187H185V188H180L179 186H181ZM193 185H195V186H193ZM217 187H216V186ZM222 185V186H221ZM248 185H250L249 187H248ZM255 187H254V186ZM17 186V188L19 187V191L21 192V195H20V193H16V192H18V190H17V188H14V187H16ZM29 186V187H28ZM37 186V187H36ZM49 186V187H48ZM62 186V187H61ZM82 186V187H81ZM166 186V187H165ZM175 186H177V188L175 187ZM216 187V189L218 188L219 190H222V191H220V192H224L225 194H223V193H219V190L217 191L216 189H215V191H214V188ZM253 186V187H252ZM263 186V187H262ZM11 187H12V189H11ZM25 187V188H24ZM34 187H35V190H34ZM56 187V188H55ZM69 187V189H67ZM84 187V188H83ZM108 187H109V189H108ZM116 187V188H115ZM141 187V188H140ZM147 188V189H145L144 190V188ZM160 187H161V190H160ZM169 187V188H168ZM173 187H175V189H171V188H173ZM182 187V186H181ZM196 187V188H195ZM225 187V188H224ZM252 187V188H251ZM259 187V188H258ZM261 187V188H260ZM5 188L7 189V191L5 190ZM27 188V189H26ZM31 188V189H30ZM37 188V189H36ZM40 188V189H39ZM49 188H50V190H49ZM92 188V189H91ZM102 188V189H101ZM108 189V191L107 190H104V189ZM120 188V189H119ZM128 188H129V190L131 189V191H130V193H129V190H128ZM222 188V189H221ZM227 188V189H226ZM22 189H23V192H22ZM39 189V190H38ZM65 189V190H64ZM73 191H72V190ZM94 189L97 191L98 189L100 190V191H102L103 192V190H104V192H106V194L105 193H103L102 194V192H95L94 193ZM134 189V190H133ZM180 189H184V194L185 195H183L182 193H180V192H182V190H179ZM197 189V190H196ZM200 189V190H199ZM205 189H207V190H205ZM226 191H224V190ZM247 189V190H246ZM258 189H260L258 192H257V190ZM10 190H12V193L11 194H14V195H11V197H9L10 195H9V192H11ZM15 190V191H14ZM28 190V191H27ZM56 191V192H54V191ZM63 190V191H62ZM70 190L72 191V192H70ZM83 190H86V191H84L83 192ZM88 190V191H87ZM91 190H93V192L91 191ZM128 190V192H126ZM132 190H133V192H132ZM136 190V191H135ZM140 190V191H139ZM143 190V191H142ZM151 190V191H150ZM155 190H156V193H155ZM166 190H169L168 192L166 191ZM195 190H196V192H195ZM199 190V191H198ZM206 192H205V191ZM244 190V191H243ZM5 191H6V193H5ZM40 191H42V192H40ZM51 191V192H50ZM60 191H62V192H60ZM68 191V192H67ZM118 191V192H117ZM125 191V192H124ZM154 191V192H153ZM160 192V193H158V192ZM173 191V192H172ZM201 191V192H200ZM205 193H204V192ZM214 193H213V192ZM229 191V192H228ZM232 191V192H231ZM236 191V192H235ZM241 192L240 193V195H239V193H237V192ZM255 191H256V193H255ZM8 192V193H7ZM30 192V193H29ZM43 192H44V194H43ZM58 193V194H54V193ZM79 192V193H78ZM81 192V193H80ZM86 192V193H85ZM88 192V193H87ZM91 192V193H90ZM161 192H162V195H160L159 196V194H161ZM167 192V193H166ZM215 192H217V193H215ZM248 192H249V194H248ZM29 193V196L27 195ZM37 193V195H34V194H36ZM50 193V194H49ZM69 193V194H68ZM73 193H74V195H73ZM84 193V195H82V197H80V195L81 194H83ZM94 193V194H93ZM98 193V194H97ZM99 193H101V194H99ZM109 195H108V194ZM121 195H120V194ZM124 193H128V196H127V194L124 196V197H122L123 195H124ZM138 194V195H136V194ZM141 193V194H140ZM144 193V195L143 196H148V197H145V198H147V199H144L143 198V196H142V194ZM148 193H150V194H148ZM163 193H165V194H163ZM197 194V195H195V194ZM201 194V195H199V194ZM211 193H212V195H211ZM228 193H230V194H228ZM235 195H234V194ZM261 193V195L259 196L258 194H260ZM262 193H263V195H262ZM7 195V197H6V195ZM26 194V195H25ZM31 194V195H30ZM41 194V195H40ZM60 194V196H58ZM89 194V195H88ZM91 194V195H90ZM96 194V195H95ZM113 194V195H112ZM123 194V195H122ZM129 194H131V197H130V195ZM132 194H133V196H132ZM134 194L137 196V201L135 200H133L132 199V197L133 198H136V196L134 197ZM157 194V195H156ZM170 194V195H169ZM176 194V195H175ZM179 194L182 196V199L179 197V200H177L178 199V196H179ZM216 194H217V196H216ZM237 194L239 195V196H237ZM242 194V195H241ZM9 195V196H8ZM15 195H19L18 196V200L16 199V201H15V198L17 197V196H15ZM25 195V196H24ZM33 195V196H32ZM49 195H50V197H49ZM56 196V198H54L55 196ZM95 195V196H94ZM99 195H101V197L99 196ZM154 195V196H153ZM164 195V196H163ZM167 195V196H166ZM192 195H194V197L192 196ZM225 195H227V196H225ZM230 195V196H229ZM232 195H234L233 197H232ZM28 196V197H27ZM85 196V197H84ZM104 196V197H103ZM118 196V197H117ZM159 196V197H158ZM185 196V198H183ZM208 198H207V197ZM222 196H225L224 198L222 197ZM243 198H242V197ZM246 196V197H245ZM252 196V197H251ZM5 197H6V199H5ZM43 197V198H42ZM93 197V198H92ZM97 197L98 198H100V200L98 199V201H97ZM116 197H117V199L119 200H116ZM126 197H128V199L126 198ZM131 198V200H129L130 198ZM157 197V198H156ZM160 197H161V199H160ZM174 197H177L176 199L174 198ZM190 197H191V199H192V203H191V201L189 200L190 199ZM200 197H203V198H200ZM217 197V198H216ZM221 197H222V199H221ZM227 197L229 198V199H227ZM232 197V198H231ZM239 197H241V198H239ZM249 197H251V198H253L252 200H251V198H249ZM260 197V198H259ZM262 197V198H261ZM8 198H10V199H8ZM14 198V199H13ZM24 198V199H23ZM29 198H30V200H29ZM53 198V199H52ZM77 198L80 200H77ZM82 198H84V199H82ZM123 198V199H122ZM140 198V199H139ZM143 200H142V199ZM148 198H149V200H148ZM189 198V199H188ZM258 198H259V200H258ZM5 199V200H4ZM31 199H33V200H31ZM60 199H62L61 201H63V202H61V201H59ZM66 199V200H65ZM68 199H70V200H68ZM81 199H82V202H81ZM85 199H87V201L88 202H90V203H87L86 202V200ZM106 199H110V200H107L106 201ZM151 199V200H150ZM155 199V201H152V200H154ZM167 200V201H169L168 199H170V201H169V203H167L165 200ZM181 199V200H180ZM183 199H188V202H182V203H180ZM197 199H199L200 201H199V203H198V200ZM205 199H207L206 201H205ZM212 199H213V201H212ZM219 199V200H218ZM226 199V200H225ZM231 199V200H230ZM238 199L239 200H241V201H238ZM247 199H248V201L249 202H247ZM55 200V201H54ZM68 200V201H67ZM93 200V202H91ZM96 200V201H95ZM103 200H105V202H103ZM122 200V201H121ZM124 200H129V201H125V204H124ZM139 200V201H138ZM140 200H142L141 202H140ZM145 200H147V201H145ZM160 200V201H159ZM174 200H176V201H174ZM221 200V201H220ZM230 200V201H229ZM244 200V201H243ZM5 201H9L10 203V205H8V203L7 202H5ZM17 202L16 204H15V202ZM19 201L21 202L20 203V205H19ZM33 201H36V202H33ZM50 201V202H49ZM67 201V202H66ZM69 201H72V202H70V203H68ZM111 201V202H110ZM116 201V202H115ZM118 201V202H117ZM162 201H163V203H162ZM218 201V202H217ZM219 201H220V205H218L219 204ZM228 201V202H227ZM253 201V202H252ZM23 202V203H22ZM42 202V203H41ZM55 204H54V203ZM57 202V203H56ZM64 202H65V204H64ZM103 203V204H101L100 205V203ZM110 202V203H109ZM130 202L132 203V205L130 204ZM142 202H144V203H142ZM167 204H169L168 206H169V209H171L172 210V212L169 214V212H170V210L169 209H166L168 206H166V208L164 207L165 205H167ZM206 202V203H205ZM212 202V203H211ZM231 202H232V204H231ZM236 202H239L238 203V205H240V206H238V208H237V203ZM250 202H252V203H250ZM2 203V204H1ZM7 203V204H6ZM36 203V204H35ZM61 203V204H60ZM78 203V204H77ZM110 206H108L107 204ZM135 203H136V205H135ZM157 203V204H156ZM161 203V204H160ZM171 203V204H170ZM172 203L173 204H177V206L176 205H173L172 206ZM222 203V204H221ZM226 203H228V204H226ZM243 203H247V204H250V206H251V210H253L254 209V207H255V205H257L258 207H259V205H260V209H258L257 208V210H255L254 212H252V213H250V214H248V215H243L244 213L243 212H241V205L243 204ZM12 204V205H11ZM18 204V205H17ZM22 204V205H21ZM30 206H29V205ZM43 206H42V205ZM49 204V205H48ZM63 204V205H62ZM83 204V206H81ZM95 204V205H94ZM105 204V205H104ZM181 204H182V206H184L183 208H182V206H181ZM196 204V205H195ZM235 204V205H234ZM253 204V205H252ZM5 205V206H4ZM28 205V206H27ZM37 205V206H36ZM39 205V206H38ZM47 205V206H46ZM60 205H62V207H60ZM67 205V206H66ZM70 205H72V206H70ZM78 205H80V207H78ZM86 205V207H84ZM91 205V206H90ZM137 205H138V207H137ZM141 205V206H140ZM143 205H145V206H143ZM209 206L208 208H206L207 206ZM213 205V206H212ZM225 205H230V206H228V207H226ZM2 206V207H1ZM9 206V207H8ZM14 206H18L17 208H13ZM20 206V207H19ZM35 206H36V208H37V211L39 212H36L35 210H36V208H35ZM48 206H50V208L48 207ZM54 206V207H53ZM56 206V207H55ZM64 206V207H63ZM66 206V207H65ZM88 206V207H87ZM99 206H101V207H99ZM105 206V207H104ZM107 206V207H106ZM130 206V210L129 209H127V210H125L126 208H128ZM137 207V209H136V207ZM158 206H161L162 207V209H161V207H158ZM196 206V207H195ZM210 206H212V207H210ZM214 206L216 207L215 208V210L217 211V215H216V211H215V213H213V210H214ZM219 206V207H218ZM225 206V207H224ZM234 206V207H233ZM253 206V207H252ZM6 207H7V210H6ZM13 209H12V208ZM31 209H30V208ZM58 207V208H57ZM82 207V208H81ZM112 207V208H111ZM144 207H146V208H144ZM176 209H175V208ZM200 207V208H199ZM240 207V208H239ZM1 208H3L2 209V211H1ZM26 208H28V210L26 209ZM33 208H35V210L33 209ZM69 210H68V209ZM88 210H87V209ZM93 208V209H92ZM103 208V209H102ZM122 208V209H121ZM140 208H143L142 210L140 209ZM181 208V211L179 212V210L178 209H180ZM192 208H194V210L192 209ZM217 208H218V210H217ZM226 208H228V209H226ZM18 209H19V213H21V214H19L18 213ZM23 209H25L26 210V212H25V210H23ZM47 211H46V210ZM61 209V210H60ZM68 211H67V210ZM74 209H76V210H74ZM79 209H81V210H79ZM99 209H102V214L104 215V217H105V223L103 224V226L102 227H100V229L99 230H92V231H90L89 229H88V225H87V222L89 221V219H90V216H92L93 214H95L97 211H99ZM133 211H137V212H139V213H137V212H132V210ZM152 209H153V211H152ZM221 209V210H220ZM224 209V210H223ZM225 209H226V211H225ZM230 209H231V211H230ZM233 209H236L235 210V212H234V210ZM5 210L8 212L9 211V213L10 214H8V216H11L10 218H8L7 217V212H5ZM32 210V211H31ZM50 210V211H49ZM72 210H73V212H72ZM78 210V211H77ZM90 210V211H89ZM107 210V211H106ZM112 210H113V212H112ZM121 210H123L124 212H126V215L124 214V212H122ZM129 210V211H128ZM140 210H141V212H140ZM150 210H151V212H150ZM162 210H166V211H168L167 213L169 214H167V213H165V215L167 216H165L164 215V213H161V211ZM178 210V211H177ZM192 210L194 211V214H193V212H192ZM4 211V212H3ZM12 211V212H11ZM28 211H30V213H28ZM55 213H54V212ZM77 211V212H76ZM80 211V212H79ZM87 211H88V213H89V215L90 216H88V213H87ZM110 211H111V213H110ZM117 211H119V213H120V215H119V213L117 212ZM145 211H147V212H149V213H147V212H145V214L147 213V215L145 216V214H142V213H144ZM207 211H209V212H207ZM218 211H219V213H218ZM230 211V212H229ZM16 212V213H15ZM25 214H24V213ZM31 212H33V213H31ZM34 212H35V215H34ZM40 212H41V216L39 215V217L40 218H38V214H40ZM64 212V213H63ZM67 212V215L65 214ZM70 212H72V213H75L76 214V216H74L73 217V215H75V214H73L72 215V213H70ZM129 212V213H128ZM154 212V213H153ZM157 212H160V214L158 215V213ZM175 212H177L176 214H174ZM184 214H183V213ZM185 212H187V213H185ZM191 212V213H190ZM202 212L204 213V215H202ZM229 212V213H228ZM258 212V213H257ZM259 212H260V214H259ZM2 213H4L3 214V216L5 217H3L2 216ZM27 213V214H26ZM37 213V214H36ZM52 213H54V214H52ZM81 214L82 216L80 217V215H78V214ZM110 213V214H109ZM157 213V214H156ZM179 213V214H178ZM242 213V214H241ZM13 214V215H12ZM29 214V215H28ZM33 214V215H32ZM43 214V215H42ZM64 216H63V215ZM136 214V215H135ZM139 214V215H138ZM142 214V215H141ZM152 214V215H151ZM158 216V217H155L156 215ZM183 214V215H182ZM185 214H187V215H185ZM190 214V216H188ZM199 214H200V216H199ZM210 214H213V215H210ZM219 214V215H218ZM231 214V215H230ZM19 215V216H18ZM26 215V216H25ZM30 215H32V217H35L36 216V218H32ZM46 215H48L47 217H46ZM69 215V216H68ZM115 215H116V217L118 218V220H117V218H115ZM120 216V218L118 217V216ZM122 215V216H121ZM128 215V216H127ZM155 215V216H154ZM160 215H162V217H164L163 219H161V217H160ZM176 215H177V217H176ZM179 215V216H178ZM258 215H260V216H258ZM14 216H17L16 218L14 217ZM44 218H43V217ZM68 216V217H67ZM71 216V217H70ZM110 216V217H109ZM125 216V217H124ZM127 216V217H126ZM137 218H141V219H139V220H137V221H142V219H143V221H142V223L140 222V224H139V222H137L136 221V217ZM147 216H149V217H147ZM154 216V217H153ZM20 217V218H19ZM24 217V218H23ZM27 217V218H26ZM42 217V218H41ZM84 217V218H83ZM113 217V218H112ZM147 217V221H146V218ZM26 218V219H25ZM149 218H151L152 220H153V223H155L156 221L155 220H157V218H158V222H156L155 224H153V223H151V221H149ZM166 218H168V219H166ZM28 220V221H23V220ZM38 219H42V221L43 222H41L40 223V221H37ZM44 219V220H43ZM46 219V220H45ZM75 219V220H74ZM112 219V220H111ZM114 219H115V221H114ZM120 219H121V221H120ZM161 219V221H159ZM170 219H174L175 221L176 220H178L177 222H175L174 220L172 221V220H170ZM186 219H188V220H186ZM6 220V221H5ZM10 220V221H9ZM13 220H15V222H17V223H15ZM17 220V221H16ZM20 220V221H19ZM29 220L31 221V222H29ZM48 220V221H47ZM130 220V221H129ZM166 221V223L167 224H165V221ZM170 220V221H169ZM185 220V223H187V224H184V222H182V221H184ZM120 221V223L122 224V223H124L125 224V226L122 224V226H124V227H122L121 226V224H120V227L119 228H116L117 226H119V224H118V222ZM147 223H146V222ZM164 223H163V222ZM5 224H4V223ZM22 222H24V223H22ZM26 222V223H25ZM36 222H39L38 224L36 223ZM111 222H115L116 224L115 225H117V226H115L113 223V226H115L114 228L116 229V231H115V229L113 228V232H112V229H111V233L109 232V229L110 228H112L113 226H112V224H111ZM127 222H129V223H127ZM143 222H145V223H143ZM172 222H175V223H177V224H174V223H172ZM10 225H9V224ZM32 223V224H31ZM35 223V224H34ZM79 223V224H78ZM110 223V224H109ZM163 223V224H162ZM181 223V224H180ZM11 224L13 225V227H15V228H17L18 230H16L15 228H14V231H13V227L11 226ZM23 224H26V226H27V224H29L27 227L29 228V229H27L26 228V226H24ZM30 224H31V226H30ZM39 224H41V227H39L40 225ZM126 224H130V225H132V226H130V225H126ZM144 224V225H143ZM161 226L160 228H159V232H156V231H158V230H156V227H157V229H158V227H159V225ZM6 225V226H5ZM17 225H19V226H17ZM45 225V226H44ZM151 225V226H150ZM156 225V226H155ZM164 225V226H163ZM9 226H11V227H9ZM22 226V227H21ZM34 226H36V227H39V228H36V227H34ZM112 226V227H111ZM127 226H129V227H127ZM147 226V227H146ZM148 226H150L149 228H148ZM155 226V227H154ZM163 226V227H162ZM48 227V228H47ZM134 227V228H133ZM145 228L146 227V229H148V231L150 230L151 232L150 233H148V232H144V234H140V235H135L136 233H137V228ZM6 228V229H5ZM34 228H36L35 230H33ZM41 228V229H40ZM128 228V229H127ZM3 229V230H2ZM20 229L21 230H23V231H21V232H19L20 231ZM26 229V230H25ZM132 229V230H131ZM161 229V230H160ZM2 230V231H1ZM5 230V231H4ZM28 230H30V231H28ZM34 231V232H32V231ZM37 230H39V232L37 231ZM40 230H41V233H40ZM46 230V231H45ZM48 230V231H47ZM156 230V231H155ZM17 233H16V232ZM45 233H44V232ZM96 231V232H95ZM102 231H104V232H102ZM155 231V232H154ZM3 232H4V234H3ZM21 234V235H19V233ZM22 232H25L24 234H22ZM35 232L38 234H35ZM125 232V233H124ZM128 232V233H127ZM154 232V233H153ZM17 234V238H16V234ZM30 233H32L33 235L32 236H30ZM127 233V235H125ZM2 234H3V236H2ZM14 234V235H13ZM35 234V235H34ZM116 234V235H115ZM121 234H122V236H121ZM132 234V235H131ZM154 234H156L157 236L158 235H160V236H158L157 238H156V236L154 235ZM27 235V236H26ZM37 235V237H35ZM100 235H101V237H102V235H103V237H102V240H100L101 238H100ZM18 236H20V237H18ZM21 236H24V237H21ZM27 238H26V237ZM30 236V237H29ZM42 236V237H41ZM43 236H44V238H43ZM89 236L90 237H92V238H90L89 239ZM124 236V237H123ZM132 236L133 237H135V239L136 240H133L132 239ZM155 236V237H154ZM10 237V238H9ZM31 237H32V239H31ZM40 237V238H39ZM46 237H48V238H46ZM97 237V238H96ZM142 237H145V238H142ZM154 237V239L153 240H151L152 238ZM3 238H4V240H3ZM7 240H6V239ZM22 238H26L24 241H27L26 242V248H24L25 246V242L23 241V240H21ZM29 238V239H28ZM15 239H20V240H18V242H17V240H15ZM37 239V240H36ZM95 239H97V240H95ZM105 239V240H104ZM106 239H108V241L106 240ZM115 239H117V240H115ZM128 239H129V241H128ZM160 239V241H158ZM204 239H208V242L206 241V240H204ZM6 240V241H5ZM29 240V241H28ZM115 240V241H114ZM156 240V242L155 243H153V247H152V241H155ZM172 241V242H170V241ZM200 240H203V241H200ZM211 240L213 241V242H211ZM0 241V245H1V242ZM15 242V245H17V243H18V245H19V248H18V245L17 246H14V242ZM33 241H34V244H33ZM38 243H37V242ZM90 241H91V243L92 244H90ZM99 241V242H98ZM113 241H114V243H113ZM4 242H6V245H11V246H6L5 245V243ZM10 242V243H9ZM19 242L21 243V244H19ZM22 242H24L23 244H22ZM99 243V246L97 245L98 243ZM102 242H103V244H102ZM109 242H110V244H109ZM119 242H121V244H119ZM193 242V243H192ZM194 242L195 243H197L196 245L194 244ZM200 242L203 244H200ZM205 242V243H204ZM45 243V244H44ZM86 243V244H85ZM159 243H160V245H159ZM165 243L167 244V245H165ZM168 243H170V244H168ZM174 243V244H173ZM207 243V244H206ZM35 244H36V246H35ZM39 246H38V245ZM84 244H85V246H84ZM96 244V245H95ZM113 244V245H112ZM173 244V245H172ZM192 244H194V245H192ZM13 245V246H12ZM92 245V246H91ZM131 245V246H130ZM133 245V246H132ZM135 245V246H134ZM162 245H164V247L162 246ZM168 245H170V249L168 248V247H166V246H168ZM198 245L200 246V247H198ZM201 245H202V247H201ZM43 246V247H42ZM88 247L89 249H91V251H93V253L92 252H90V254L86 251L88 248H85V247ZM93 246H95L94 248H93ZM99 248H98V247ZM195 246H196V248H195ZM6 247V248H5ZM17 249H16V248ZM31 248V250H30V248ZM40 247V248H39ZM91 247V248H90ZM105 247V248H104ZM132 247V248H131ZM134 247V248H133ZM137 249H136V248ZM16 250H15V249ZM22 250H21V249ZM36 248H39V249H36ZM102 248V249H101ZM116 250H114V249ZM152 248V249H151ZM167 248V249H166ZM201 248V249H200ZM28 249V250H27ZM42 249V250H41ZM107 249V250H106ZM113 249V250H112ZM133 249V250H132ZM145 249V250H144ZM102 250V251H101ZM134 250H136V251H134ZM151 250V251H150ZM153 250V251H152ZM169 250V251H168ZM21 253H20V252ZM31 251V252H30ZM37 251V252H36ZM114 251V252H113ZM118 251V252H117ZM35 254H33V253ZM42 252V253H41ZM110 252H111V255L112 256H109L110 255ZM135 252V253H134ZM137 252V253H136ZM152 252H154L153 254H152ZM28 253V254H27ZM79 253H80V255H79ZM97 253H99L100 255H98ZM118 253V254H117ZM200 253V254H199ZM26 254L27 255H32V256H30L31 257V259H32V257H33V259L31 260V262H30V258H29V256H28V258L29 259H26L27 258V256H26ZM37 254L38 255H40L39 257H36L37 256ZM44 254V255H43ZM76 254V255H75ZM87 254V255H86ZM98 255V256H96V255ZM105 254H107V255H104ZM159 254V255H158ZM199 254V255H198ZM206 256H205V255ZM91 255H93V256H91ZM121 255V256H120ZM139 255H141V256H139ZM195 255H196V258H195ZM76 256V257H75ZM88 256V257H87ZM95 256V257H94ZM139 258H138V257ZM152 256V257H151ZM200 256V258H198ZM202 256H204V258L202 257ZM42 257V258H41ZM62 257V258H61ZM97 257V258H96ZM104 257H105V259H104ZM134 257V258H133ZM137 257V258H136ZM143 257V258H142ZM38 258H40V259H38ZM45 258V257H44ZM61 258V259H60ZM85 258V259H84ZM87 258H89V259H87ZM92 258V259H91ZM100 258V259H99ZM149 259V260H147V259ZM152 258V259H151ZM195 258V259H194ZM24 259H26V260H24ZM38 259V260H37ZM66 259V260H65ZM94 259H96V260H94ZM100 260V262H99V260ZM144 260V263H143V260ZM165 259V260H164ZM202 259H205L206 261H202ZM23 260V261H22ZM36 260V262H34ZM65 260V261H64ZM91 260V261H90ZM93 260H94V262H93ZM134 260V261H133ZM141 261V262H136V261ZM169 262H168V261ZM199 262H198V261ZM28 262V263H26V262ZM86 261V262H85ZM96 261H98V262H96ZM102 261V262H101ZM208 261V262H207ZM30 262V263H29ZM70 262V263H69ZM85 262V263H84ZM92 262V263H91ZM112 262H115V263H112ZM134 262V263H133ZM164 262V263H163ZM147 263V264H148ZM87 264V263H86Z\"/></svg>", "mask_w": 264, "mask_h": 264}, {"label": "bare ground", "instance_id": "obj_2", "mask_svg": "<svg viewBox=\"0 0 264 264\" xmlns=\"http://www.w3.org/2000/svg\"><path fill=\"white\" fill-rule=\"evenodd\" d=\"M5 1H6V0H5ZM16 1H17V0H16ZM20 1H21V0H20ZM47 1H48V0H47ZM60 1H61V0H60ZM63 1H64V0H63ZM63 1H61V2H63ZM72 1H73V0H72ZM75 1H76V0H75ZM87 1H88V0H79V4H80V6H79V11H78V13L75 14V19H74L77 23L80 22V18H81L80 16L83 14V12H84L85 9H86V6L88 5ZM91 1H92V0H91ZM116 1H117V0H116ZM118 1H119V0H118ZM122 1H123V3H124V0H122ZM138 1H139V0H134V2H136V3H137ZM153 1H154V0H147V1H146V0H141V4H140V5L143 4V5H145V7L147 6V7H148V10H149L151 7H152V9H153V8H155V7H153V6H150V8H149V5H150ZM155 1H156V0H155ZM170 1H172V0H170ZM183 1H184V0H183ZM204 1H206V0H204ZM209 1H210V0H209ZM214 1H215L214 4H215V3H218V4H219L218 6L216 5V6H217L216 8H217L218 10L223 11L224 14L227 13V10L229 9L230 6L233 5L234 7H236V5H234V4L231 5L232 0H218L217 2H216V0H214ZM233 1H235V0H233ZM239 1L241 2L242 0H239ZM245 1H246V0H245ZM1 2H2V1H1ZM94 2H96V1H94ZM101 2H102V0H101ZM101 2H100V4H101ZM104 2H105V1H104ZM160 2H161V1H160ZM160 2H159V3H160ZM163 2H164V1H163ZM163 2H162V3H163ZM177 2H178V1H177ZM184 2H185L184 4H187V6H188V4H191L192 2H194V0H185ZM212 2H213V1H212ZM242 2H244V1H242ZM249 2H250V1H249ZM249 2H248V3H249ZM9 3H10V2H9ZM15 3H16V2H14L13 4L15 5ZM21 3H22V2H21ZM53 3L55 4V0L53 1ZM53 3H52V4H53ZM56 3L59 4L60 2L57 1ZM72 3H73V2H72ZM96 3H98V2H96ZM126 3H127V1H126ZM126 3H125V4H126ZM153 3H154V2H153ZM157 3H158V2H157ZM170 3H172V2H170ZM173 3L176 4L175 2H173ZM180 3L183 4V3L181 2V0H180ZM199 3H200V2H199ZM236 3H237V2H236ZM16 4H17V3H16ZM54 4H53V5H54ZM60 4H61V3H60ZM131 4H132V3H131ZM133 4H134V3H133ZM178 4H179V3H178ZM181 4L178 5V6L180 7ZM196 4H197V3H196ZM255 4H256V3H255ZM257 4H258V3H257ZM260 4H261V3H260ZM22 5H23V3H22ZM67 5H69V4L67 3ZM72 5H73V4H72ZM90 5H91V3H90ZM96 5H97V4H96ZM102 5H103V4H102ZM129 5H130V4H129ZM129 5H127L126 7L128 8ZM143 5H142V6H143ZM176 5H177V4H176ZM176 5H174V6H176ZM197 5H198V4H197ZM203 5H205V4H203ZM206 5H207V4H206ZM0 6H1V5H0ZM23 6H24V5H23ZM50 6H51V5H50ZM63 6H64V5H63ZM77 6H78V4H77ZM94 6H95V5H94ZM94 6H93V7H94ZM130 6H131V5H130ZM155 6H156V5H155ZM163 6H164V5H163ZM166 6H167V5H166ZM178 6H177L176 8H179ZM212 6H213V5H212ZM212 6H211V7H212ZM260 6H262V4H261ZM19 7H20V6H19ZM21 7H22V6H21ZM36 7H38V6H36ZM59 7H61V6L58 5V10H59V9H62V8H59ZM66 7H67V6H66ZM69 7H72V6H69ZM95 7H96V6H95ZM97 7H98V6H97ZM97 7H96V8H97ZM156 7H157V6H156ZM164 7H165V6H164ZM170 7H172V6H170ZM181 7H182L183 9H185V8L183 7V5H182ZM181 7H180V8H181ZM195 7H196V5H195ZM208 7H209V5H208ZM241 7H242V6H241ZM252 7H253V6H252ZM255 7H256V5H254V8H255ZM15 8H16V7H15ZM17 8H18V6H17ZM27 8H29V6H28ZM43 8H44V7H43ZM47 8H48V6H47ZM67 8H68V7H67ZM77 8H78V7H77ZM127 8H126V9H127ZM136 8H137V7H136ZM143 8H144V7H143ZM172 8H175V7H172ZM182 8H181V9H182ZM205 8H206V7H205ZM248 8H249V7H248ZM254 8H252L253 13H254V10H253ZM9 9H10V8H9ZM74 9H76V8H74ZM87 9H89V8L87 7ZM130 9H132V8H130ZM167 9H168V8H167ZM193 9H195V8H193ZM203 9H204V8H203ZM207 9H208V8H207ZM207 9H205V11H206V13L209 14V13H210V9H213V8H209V11H208V12H207ZM239 9H240V8H239ZM249 9H250V8H249ZM258 9H259V8H258ZM20 10H21V9H20ZM20 10H19V11H20ZM25 10H26V9H25ZM46 10L48 11V9H46ZM62 10H63V9H62ZM68 10H69V8H68ZM71 10H72V9H71ZM71 10H70V11H71ZM89 10H90V9H89ZM89 10H88V11H89ZM135 10H136V9H135ZM142 10H144V9H142ZM155 10H156V9H155ZM157 10L159 11V8H158ZM157 10H156V11H157ZM160 10H161V8H160ZM195 10H196V9H195ZM234 10H235V9H234ZM255 10H257V9H255ZM259 10L262 11V9H259ZM259 10H258V11H259ZM0 11H1V10H0ZM36 11H37V10H36ZM53 11H54V10H53ZM53 11H52V12H53ZM98 11H99V10H98ZM126 11H127V10H126ZM126 11H123V13L126 12ZM128 11H129V10H128ZM132 11H133V12H136V11H134L133 9H132ZM146 11H147V10H146ZM153 11H154V10H153ZM153 11H152V12H153ZM158 11H157V12H158ZM173 11H175V10L173 9ZM187 11H189V10H187ZM190 11H191V10H190ZM221 11H220V12H221ZM224 11H226V12H224ZM245 11H247V9H245ZM245 11H244V12H245ZM258 11H257V12H258ZM3 12H6V11H3ZM9 12H10V11H9ZM48 12H49V11H48ZM54 12H55V11H54ZM62 12H63V11H62ZM139 12H140V11H138V13H139ZM152 12H151V10H150V13H152ZM178 12H179V11H178ZM192 12H193V11H192ZM195 12H196V11H195ZM195 12H194V13H195ZM199 12H200V11H199ZM211 12L213 13L214 11H211ZM230 12H232V10H231ZM250 12H251V10H250ZM250 12H249V13H250ZM255 12H256V11H255ZM259 12H260V11H259ZM12 13H13V10H12ZM50 13H51V12H50ZM69 13H70V12H69ZM69 13H68V14H69ZM90 13H91V12H89V15H90V18H91V15H93L92 13H94V12H92L91 14H90ZM120 13H121V12H120ZM120 13H119V14H120ZM127 13H128V12H127ZM145 13L147 14V12H145ZM171 13H172V12H171ZM176 13H177V11H176ZM180 13H181V12H180ZM187 13H188V12H187ZM187 13H186V17L188 18V16H187L188 14H187ZM212 13H211V14H212ZM214 13H215V14L217 13V14L219 15V13L216 12V11H215ZM245 13H246V12H245ZM8 14H9V13H8ZM58 14L60 15L59 12H58ZM68 14H67V15H68ZM97 14H98V13H97V9H96V15H97ZM117 14H118V13H117ZM119 14H118V16H120ZM129 14H131V12H130ZM129 14H127V15H129ZM136 14H137V13H136ZM136 14H135V15H136ZM146 14H145V15H146ZM152 14H153V13H152ZM162 14H163V13H162ZM169 14H170V13H168V15H169ZM173 14H174V13H173ZM173 14H172V15H173ZM184 14H185V13H184ZM198 14H199V13H198ZM203 14H205V13H203ZM215 14H214V16H215ZM217 14H216V15H217ZM228 14H230L229 11H228L227 15H228ZM235 14H236V13H235ZM255 14H256L257 16H259V14H257V13H255ZM255 14H254L253 16H256ZM6 15H7V14H6ZM13 15H14V14H13ZM13 15H12V16H13ZM17 15H19V14H17ZM25 15H27V14L25 13ZM38 15H39V14H38ZM52 15H53V14H52ZM56 15H57V14H56ZM56 15H55V16H56ZM70 15H74V14H71V13H70ZM89 15H87V16H89ZM122 15H124V14H122ZM131 15H132V14H131ZM135 15L133 14V17H134ZM148 15H149V14H147V16H148ZM163 15H164V14H163ZM177 15H178V14H177ZM209 15H210V14H209ZM209 15H208V16H209ZM218 15H217V16H218ZM221 15H222V13H221ZM230 15H231V14H230ZM236 15H237V14H236ZM236 15H235V17H236ZM262 15H263V14H262ZM1 16H2V14H1ZM1 16H0V17H1ZM29 16H30V15H29ZM87 16H86V17H87ZM116 16H117V15H116ZM138 16H139V15H138ZM143 16H144V15H143ZM149 16H150V15H149ZM152 16H153V15H152ZM155 16H157V14H156ZM184 16H185V15H184ZM190 16H191V15H190ZM195 16H196V15H195ZM197 16H199V15H197ZM204 16H205V15H204ZM206 16H207V15H206ZM210 16H211V15H210ZM210 16H209V17H210ZM223 16H226V15H222V16H220V17H223ZM231 16H232V15H231ZM253 16H251V17H253ZM257 16H256V18H257ZM17 17H18V16H17ZM53 17H54V16H53ZM60 17H61V16H60ZM92 17H93V16H92ZM94 17H95V15H94ZM127 17H128V16H127ZM136 17H137V16H136ZM145 17H146V16H144V18H145ZM181 17H183V16L181 15ZM200 17H201V16H200ZM211 17H213V14H212ZM215 17H216V16H215ZM215 17H214V18H215ZM232 17H233V16H232ZM242 17H243V16H241L240 19L238 18V20H240V22H241ZM249 17H250V14H249ZM259 17H260V16H259ZM10 18H11V17H10ZM30 18H31V17H30ZM72 18H73V17H72ZM117 18H118V20H119V17H117ZM125 18H126V17H125ZM138 18H139V17H138ZM149 18L151 19V17H149ZM155 18H156V17H155ZM160 18H162V17H160ZM160 18H159V20H160ZM187 18H186V19H187ZM194 18H195V17H194ZM227 18H228V17H227ZM227 18H226V20H227ZM230 18H231V17H230ZM246 18H248V13H247V17H246ZM246 18H244L242 21H244ZM256 18H253V19H256ZM260 18H261V17H260ZM83 19H84V18H83ZM91 19H92V18H91ZM150 19H149V20H150ZM162 19H163V18H162ZM180 19H182V18H180ZM186 19H185V21H186ZM190 19H191V18H190ZM190 19H189V21H190ZM202 19H203V18H202ZM206 19H207V18L205 17V20H204V21H206ZM208 19H209V18H208ZM211 19H212V20H211L210 22L214 21L213 18H211ZM215 19H218V17H216ZM221 19H222V18H221ZM228 19H229V18H228ZM7 20H8V19H7ZM7 20L5 19L4 21L7 23ZM13 20H14V19H13ZM26 20H27V19H26ZM55 20H56V18H55ZM65 20H66V19H65ZM71 20H72V19H71ZM132 20H133V19H132ZM132 20H131V21H132ZM141 20H142V19H141ZM145 20H146V18H145ZM152 20L154 21V19H152ZM165 20H166V19H165ZM171 20H174V19H171ZM171 20H170V21H171ZM175 20H176V19H175ZM175 20H174V21H175ZM209 20H210V19H209ZM209 20H208V21H209ZM218 20H219V19H218ZM222 20H223V19H222ZM222 20H221V22H222L221 25H224V24H223V21H224V20H223V21H222ZM233 20H234V19H233ZM238 20H236V21L238 22ZM247 20H248V19H247ZM249 20H250V18H249ZM249 20H248L247 22H249ZM32 21H33V19H32ZM59 21H60V20H59ZM89 21H90V20H89ZM91 21H92V20H91ZM135 21H136V20H135ZM138 21H140V19L137 20V23H138ZM143 21H144V20H143ZM147 21H148V20H147ZM150 21H151V20H150ZM150 21L148 22V23H149L148 25H150ZM156 21H157V19H156ZM156 21H155V22H156ZM189 21L187 20L186 24H187V23H190L192 20H191L190 22H189ZM198 21H199V20H198ZM198 21H197V22H198ZM219 21H220V20H219ZM262 21H263V20H261V22H262ZM52 22H53V21H52ZM55 22H57V21H55ZM55 22H54V23H55ZM69 22H71V21H69ZM69 22H68V24H69ZM133 22H134V21H133ZM140 22H141V21H140ZM163 22H165V21H163ZM180 22H181V21H180ZM192 22H193V21H192ZM206 22H207V21H206ZM206 22H205V24L208 25V23H206ZM210 22H209V23H210ZM225 22H226V21H225ZM232 22H233V21H232ZM240 22H239V23H240ZM247 22H246V23H247ZM0 23H1V22H0ZM50 23H51V22H49V24H50ZM72 23H73V22H72ZM91 23H92V22H91ZM119 23H121V22H119ZM122 23H123V22H122ZM145 23H146V22H145ZM153 23H154V22H153ZM153 23H151V27H152V24H153ZM157 23H158V21H157ZM172 23H173V21H172ZM182 23H183V22H182ZM198 23H199V24H203V21H202L201 23H200V22H198ZM212 23H213V22H212ZM242 23H243V22H242ZM246 23H245V24H246ZM252 23H253V22H251V24H252ZM255 23H257V22H254V23H253L254 26H255ZM258 23H259V21H258ZM262 23L264 24V21H263ZM262 23H260V24H262ZM2 24H3V23H2ZM57 24H58V23H57ZM61 24H62V23H60L59 25H61ZM66 24H67V23H66ZM68 24H67V25H68ZM74 24H75V22H74ZM81 24H82V23H80V26H81ZM117 24H118V23H117ZM123 24H124V23H123ZM135 24H136V22H135ZM139 24H140V23H139ZM141 24L143 25V22H141ZM154 24H155V23H154ZM158 24H159V23H158ZM158 24H157V25H158ZM160 24H161V23H160ZM160 24H159V25H160ZM167 24H169V23H167ZM170 24H171V23H170ZM190 24H191V23H190ZM190 24H189V25H190ZM196 24H197V23H196ZM214 24H215V22H214ZM231 24H232V23H231ZM243 24H244V23H243ZM243 24L240 23V25H242V26H243ZM249 24H250V23H249ZM9 25H10V24H9ZM14 25H15V24H14ZM46 25H47V24H46ZM52 25H54V24H52ZM76 25H78V24H76ZM76 25H75V26H76ZM83 25H84V22H83ZM133 25H134V23H133ZM133 25L131 24L132 27H134ZM136 25H137V24H136ZM136 25H135V26H136ZM145 25H146V26H145ZM159 25H158V26H159ZM162 25H163V24H162ZM178 25H180V24H178ZM189 25H188V27H190ZM194 25H195V24H194ZM203 25H204V24H203ZM203 25H202V26H203ZM216 25L218 26V24H216ZM221 25H220V26H221ZM234 25H235V24H234ZM237 25H238V23H237ZM21 26H22V25H21ZM28 26H29V25H28ZM62 26H63V25H62ZM100 26H101V25H100ZM118 26H119V25H118ZM122 26H123V25H122ZM140 26H141V25H140ZM140 26H139V27H140ZM144 26H145V28H146V31H147V28L150 27V26L147 27V24H144L143 27H144ZM164 26H165V28H168V29H169V27H170V26L166 27V24H165ZM172 26H174V25H172ZM172 26H171V27H172ZM191 26H192V25H191ZM197 26H198V25H197ZM197 26H196V27H197ZM199 26H200V25H199ZM199 26H198V27H199ZM202 26H201V27H202ZM225 26H226V25H225ZM244 26H245V25H244ZM244 26H243V28L245 29L246 27H244ZM247 26H248V24H247ZM257 26H258V25H257ZM9 27H11V26H9ZM30 27H31V26H30ZM47 27H48V26H47ZM52 27H53V26H52ZM64 27H65V26H64ZM76 27H77V26H76ZM81 27H82V26H81ZM84 27H85V26H84ZM128 27H129V26H128ZM139 27H138V28H139ZM143 27H142V28H143ZM151 27H150V28H151ZM156 27H157V26H156ZM160 27H161V25H160ZM181 27H182V26H181ZM196 27H195V26L192 27V28H194L193 31H195V28H196ZM204 27H206V26H204ZM212 27H215V26H212ZM228 27H229V26H228ZM232 27H233V26H232ZM238 27H239V26H238ZM248 27H249L248 29L252 30V29L250 28L251 26H248ZM258 27H260V26H258ZM258 27H256V28H258ZM263 27H264V25H263ZM263 27H262V28H263ZM16 28H17V27H16ZM33 28H34V26L32 27V29H33ZM42 28H44V26H43ZM50 28H51V27H49V29H50ZM66 28H68V26H66ZM66 28H65V29H66ZM134 28H135V27H134ZM138 28H136V29H138ZM153 28H155V27H153ZM153 28H152V30H153ZM179 28H180V27H179ZM199 28H200V27H199ZM233 28H234V27H233ZM260 28H261V27H260ZM32 29H31V30H32ZM47 29H48V28H47ZM53 29H54V28H53ZM53 29H52V30H53ZM59 29H60V27H59ZM61 29H63V28L61 27ZM79 29H80V27H79ZM81 29H82V28H81ZM87 29H88V27H87ZM129 29H130V28H129ZM158 29L160 30V28H158ZM172 29H175V27L172 28ZM200 29H201V28H200ZM200 29H199V30H200ZM212 29H213V28H212ZM231 29H232V28H231V26H230V30H231ZM263 29H264V28H263ZM74 30H76L75 27H74ZM83 30H84V29H83ZM131 30H133V29H131ZM139 30H142V29L140 28ZM155 30H156V29H155ZM164 30H165V29H164ZM169 30H171V29H169ZM180 30H181V29H180ZM189 30H191V29H189ZM189 30H188V31H189ZM196 30H197V29H196ZM199 30H197V31L199 32ZM205 30H206V29H205ZM214 30H215V29H214ZM216 30H217V29H216ZM216 30H215V31H216ZM218 30H220V29H218ZM218 30H217V31H218ZM222 30H223V29H222ZM222 30H221V31H222ZM224 30H225V29H224ZM230 30H229V28H228V29H227V33H228V31L230 32ZM239 30H240V29H239ZM253 30L256 31V29H254V28H253ZM259 30H260V29H259ZM259 30H258V31H259ZM11 31H12V30H11ZM70 31H71V30H70ZM88 31H89V29H88ZM135 31H136V30H135ZM135 31L133 30V33H134ZM153 31H154V30H153ZM182 31H183V29H182ZM200 31H201V30H200ZM206 31H208V30H206ZM237 31H238V30L236 29V30L233 31L232 33H235V32H237ZM244 31L246 32L247 30L245 29ZM258 31H256L257 34L252 35V39H253V40L251 39V40H252V42H251L252 47H251L250 45H249V46H250L251 48L247 47V44H248V41H247L248 39H247V40H245V41H247V44H244V45L242 46V48H241V49H238V52H236V53L239 54V50H241V52H242L241 55H242V54H246V55H247L249 51H250V53H251V49L254 51V52H252V53H259V52L261 53V51L263 52V51H264V30H263V32H261V33H259V34H258ZM21 32H22V31H21ZM21 32H20V33H21ZM23 32H24V31H23ZM53 32H54V31H53ZM90 32H91V30H90ZM90 32H88V33H90ZM124 32H126V31H124ZM139 32H140V31H139ZM162 32H163V31H162ZM190 32H191V31H190ZM198 32H196V33H198ZM224 32H225V31H224ZM256 32H255V33H256ZM259 32H260V31H259ZM33 33H34V32H33ZM36 33H37V32H36ZM142 33H144V32H142ZM160 33H161V32H160ZM193 33H195V32H193ZM193 33H192V35H193ZM199 33H200V32H199ZM202 33H203V32H202ZM202 33H200V34H202ZM206 33H207V32H206ZM225 33H226V32H225ZM232 33H231V36H230L231 39H232V37H233V36H232ZM237 33H238V32H237ZM237 33H236V34H237ZM240 33L242 34L243 31L241 30ZM240 33H239V34H240ZM253 33H254V32H253ZM79 34H80V33H79ZM81 34H82V33H81ZM130 34H131V33H130ZM134 34L136 35L137 33L135 32ZM146 34H147V33H146ZM148 34H149V33H148ZM153 34H154V33H153ZM156 34H157V30H156ZM156 34H155V35H156ZM189 34H191V33H189ZM200 34H199V35H200ZM203 34H204V33H203ZM229 34H230V33H228L226 36H228ZM239 34H237V35H239ZM247 34H248V33H247ZM0 35H2V34H0ZM4 35H6V34L4 33ZM4 35H3V36H4ZM8 35H9V34H8ZM43 35H45V34H43ZM47 35L49 36V34H47ZM51 35H52V34H51ZM132 35H133V34H132ZM138 35H139V33H138ZM161 35H163V33H161ZM196 35H197V34H196ZM208 35H209V34H208ZM208 35H207V36H208ZM237 35H235V36L238 37ZM242 35H243V34H242ZM242 35H241V36L239 35V37H243ZM3 36H2V37H3ZM86 36H87V35H86ZM144 36H147V35L144 34ZM144 36H142V37L144 38ZM157 36H159V38H160V34H158ZM188 36H189V35H188ZM202 36H203V35H202ZM207 36H206V37H207ZM210 36H211V35H210ZM210 36H209V37H210ZM218 36H219V34H218ZM235 36H234V38H235ZM246 36H247V35H246ZM38 37H39V36H36V38H38ZM80 37H81V36H80ZM88 37H89V36H88ZM90 37H91V36H90ZM132 37H134V36H132ZM135 37H136V36H135ZM142 37L139 36V38H142ZM162 37H163V36H162ZM181 37H182V36H181ZM196 37H197V36H196ZM196 37L193 38V37L191 36V38H193V39H195ZM206 37H205V39H206ZM213 37H214V36H213ZM221 37H222V36H221ZM221 37H220V39H221ZM239 37L236 39L237 41L235 40L237 43H238V41H239V39H240ZM249 37H250V36H249ZM3 38H4V37H3ZM6 38H7V37H6ZM81 38H82V37H81ZM81 38H80V39H81ZM136 38H137V37H136ZM136 38H135V39H136ZM139 38H137V39H139ZM147 38H148V37H147ZM154 38H155V37H154ZM168 38L170 39V37H168ZM184 38H187V39H188V37H184ZM184 38H182V39H184ZM199 38H201V35L199 36ZM214 38H215V37H214ZM222 38H223V37H222ZM1 39H2V38H1ZM28 39H29V38H28ZM43 39H44V38H43ZM50 39H51V38H50ZM73 39H74V38H73ZM73 39H71V40H73ZM125 39H126V37H125ZM130 39H131V38H130ZM137 39H136V41H137ZM163 39H164V37H163ZM163 39H160V40H163ZM182 39H181V41H182ZM189 39H190V38H189ZM193 39H192V40H193ZM196 39H198V37H197ZM196 39L194 40V41H195V42H194L195 44H196ZM201 39H203V38H201ZM209 39H210V38H209ZM218 39H219V37H218ZM220 39H219V40H220ZM224 39H225V40H228L229 38H226V37H225ZM2 40H3V39H2ZM38 40H39V38H38ZM48 40H49V38H48ZM48 40H47V41H48ZM75 40H76V39H75ZM75 40H74V41H75ZM77 40H78V39H77ZM145 40H146V39H143V41H145ZM149 40H150V39H149ZM149 40H146V41L149 42ZM154 40H155V42H157L159 39H158V40L153 39V41H154ZM174 40H175V38L173 39V41H174ZM190 40H191V39H190ZM192 40H191V41H192ZM198 40H199V39H198ZM216 40H217V39H216ZM219 40H218V41H219ZM222 40H223V39H222ZM225 40H224L223 42H222V41H221V42H222V43L225 42V44H226V41H225ZM240 40H242V39H240ZM243 40H244V39H243ZM28 41H29V40H28ZM47 41H44V42L47 43ZM86 41H87V40H86ZM109 41H110V40H109ZM125 41H126V40H125ZM133 41H134V39H133ZM141 41H142V39L140 40V42H141ZM181 41H180V42H181ZM186 41H187V40H186ZM208 41H210V40H208ZM208 41H206V42H208ZM218 41H216V42H218ZM230 41H233V42H234V40H230V39H229V42H230ZM29 42H30V41H29ZM29 42H28V44H29ZM32 42H33V41H32ZM38 42H39V41H38ZM71 42H72V41H71ZM95 42H96V41H95ZM130 42H131V40H130ZM137 42H138V41H137ZM137 42H136V44H139V43H137ZM150 42H151V40H150ZM158 42H160V41H158ZM158 42H157V45L159 44ZM161 42H163V41H161ZM201 42H203V44L205 43V41H199V42L197 41V43H201ZM233 42H232V43H233ZM236 42H235V44H236ZM0 43H1V42H0ZM34 43L37 44V42H34ZM134 43H135V42H134ZM141 43H142V42H141ZM141 43H140V45H141ZM145 43H146V42H145ZM187 43H188V42H187ZM214 43H215V41H214ZM230 43H231V42H230ZM232 43H231V44H232ZM31 44H32V43H31ZM36 44H33V46H36ZM40 44H41V43H39L38 45H40ZM42 44H43V43H42ZM96 44H97V46H98V43H96ZM128 44H129V43H128ZM147 44H148V43H147ZM160 44H161V43H160ZM166 44H169V43H166ZM188 44H189V43H188ZM201 44H202V43H201ZM203 44H202V45H203ZM212 44H213V43H212ZM231 44H230V45H231ZM235 44H234V45H235ZM29 45H30V44H29ZM29 45H27V46H29ZM84 45H86V44H84ZM108 45H109V43H108ZM125 45H126V44H125ZM131 45H132V44H131ZM133 45H134V44H133ZM143 45H144V43H142L141 46H143ZM161 45H162V44H161ZM161 45H160V46H161ZM164 45H165V44H164ZM174 45H175V44H174ZM174 45H173V46H174ZM176 45H177V44H176ZM202 45L199 44V47L202 46ZM210 45H211V43H210ZM216 45H217V43H216ZM220 45H221V47L223 46V44H221V43H220ZM228 45H229V43H228ZM236 45H237V44H236ZM241 45H242V44H241ZM0 46H1V45H0ZM27 46L25 45L24 48H26ZM30 46H32V45H30ZM44 46H45V45H44ZM74 46H75V45H74ZM82 46H83V45H82ZM99 46H101V44H100ZM129 46H130V45H129ZM134 46H135V45H134ZM160 46H159V47H160ZM166 46H167V45H166ZM197 46H198V44H196V47H197ZM218 46H219V45H218ZM231 46H233V45H231ZM40 47H41V45H40ZM46 47H47V46H46ZM46 47L44 48L45 50H46ZM107 47H108V46H107ZM143 47H144V46H143ZM145 47H146V46H145ZM147 47H149V46H147ZM150 47H151V46H150ZM161 47H162V46H161ZM167 47L171 49V48H172V45L167 46ZM190 47H192V46L190 45ZM214 47H215V46H214ZM239 47H240V45H239ZM5 48H6V47H5ZM31 48H32V47H31ZM81 48H82V47H81ZM119 48H120V47H119ZM131 48H133V47H131ZM134 48H135V47H134ZM136 48H138V47H136ZM162 48H164V47H162ZM162 48H161V50H162ZM168 48H166V49L164 48L163 50H164V51H168V50H167ZM186 48H187V50L189 49L188 47H186ZM192 48H193V47H192ZM201 48H202V47H201ZM203 48H204V47H203ZM215 48H216V47H215ZM229 48H230V47H229ZM231 48H232V47H231ZM231 48H230L229 50H231ZM234 48H235V47H234ZM36 49H39V48L36 47ZM40 49H41V48H40ZM100 49H101V47H100ZM128 49H129V48H128ZM138 49H140V48H138ZM148 49H149V51H151V50L153 51V50H154L153 47H152V49H150V48H148ZM170 49H169V50H170ZM182 49H183V47H182ZM204 49H205V48H204ZM211 49H212V48H211ZM220 49H221V48H220ZM224 49H225V48H224ZM2 50H3V47H2ZM32 50H35V49H32ZM32 50H31V52H32ZM47 50H48V49H47ZM71 50H72V49H71ZM85 50H86V49H85ZM125 50H126V49H125ZM133 50H134V49H133ZM136 50H137V49H136ZM141 50H142V49H141ZM141 50H139V51H141ZM156 50H158V46H157V49H156ZM175 50H176V49H174V51H175ZM195 50H196V48H195ZM195 50H194V51H195ZM199 50H200V49H199ZM205 50H207L206 52L208 53V48L205 49ZM205 50H204V52H205ZM227 50H228V49H226V51H227ZM83 51H84V49H83ZM128 51H129V50H128ZM131 51H132V50H131ZM134 51H135V50H134ZM152 51H151V53H152ZM158 51H159V50H158ZM164 51H163V52H164ZM171 51H172V50H171ZM181 51H183V50H181ZM189 51H191V50H189ZM213 51H215V50L213 49ZM3 52H4V51H3ZM34 52H35V51H34ZM40 52H41V51H40ZM73 52H74V51H73ZM88 52H89V51H88ZM161 52H162V51H161ZM172 52H173V51H172ZM223 52H224V51H223ZM233 52H234V50L232 51V53H233ZM29 53H30V52H28V54H29ZM36 53L39 54L38 51H37ZM69 53H70V52H69ZM82 53H83V52H82ZM114 53H115V52H114ZM118 53H119V51H118ZM126 53H129V52H126ZM131 53H132V52H131ZM131 53H129L128 55H130ZM134 53H136V52H134ZM134 53H133V54H134ZM142 53H143V50H142V52H141L140 54H142ZM146 53H148V52H146ZM146 53L144 52L145 55H146ZM149 53H150V52H149ZM159 53H160V52H159ZM168 53H169V52H168ZM168 53H167V54L165 53V54H166L167 56H168V55H169V56L172 55V54H168ZM184 53H185V52H184ZM190 53H191V52H190ZM196 53H197V51H196ZM202 53H203V51H202ZM202 53H201V54H202ZM211 53H212V52H211ZM213 53H214V52H213ZM225 53H226V52H225ZM229 53H230V52H229ZM234 53H235V52H234ZM252 53H251V58H252V55H253ZM70 54H72V53H70ZM85 54H86V52H85ZM111 54H112V53H111ZM119 54H120V53H119ZM124 54H125V52H124ZM165 54H164V55H165ZM186 54H188V53H186ZM199 54H200V53H199ZM201 54H200V55H201ZM216 54H217V53H216ZM219 54H222V52H219ZM230 54H231V53H230ZM25 55H27L26 52H25ZM40 55H41V54H40ZM72 55H74V54H72ZM108 55H109V54H108ZM108 55H107V57H108ZM120 55H121V54H120ZM122 55H123V54H122ZM137 55H138V54H137ZM149 55H151V54H149ZM154 55H155V53H154ZM161 55H162V53H161ZM161 55H160V56H161ZM173 55H174V54H173ZM189 55H190V54H189ZM189 55H188V56H189ZM202 55H203V54H202ZM217 55H218V54H217ZM223 55H224V54H223ZM226 55L229 56V54H226ZM75 56H76V55H75ZM117 56H119V55H117ZM117 56H116V57H117ZM125 56H126V55H125ZM125 56H124V57H125ZM130 56H131V55H130ZM130 56H129V57H130ZM142 56H144V55H142ZM158 56H159V55H158ZM174 56H175V55H174ZM183 56H184V55H183ZM188 56H187V57H188ZM193 56H194V55H193ZM195 56H196V55H195ZM207 56L209 57L210 54H209V55L207 54ZM207 56H206V54H205V58H206ZM215 56H216V55H215ZM215 56H214V57H215ZM220 56H221V55H220ZM227 56H225V57L228 58ZM234 56H235V55H234ZM236 56H237V55H236ZM238 56H239V55H238ZM256 56H257V55H256ZM6 57H8V56H6ZM19 57H20V56H19ZM73 57H74V56H73ZM111 57H112V56H111ZM119 57H120V56H119ZM124 57H123V58H124ZM129 57H127V59H128ZM132 57H133V56H132ZM135 57H136V55H135ZM149 57H150V56H149ZM163 57H164V58H161V59L159 58V60H161V62H162L163 59H165L166 56H163ZM171 57H172V56H171ZM203 57H204V55H203ZM232 57H233V56H232ZM241 57L243 58L244 55L241 56ZM241 57H240V58H241ZM245 57H247V56H245ZM259 57H260V54H259ZM2 58H3V57H2ZM71 58H72V57H71ZM147 58H148V57H147ZM152 58H153V57H152ZM152 58H151V59H152ZM156 58H157V54H156ZM156 58L154 59V61L156 60ZM168 58H169V57H168ZM172 58H173V57H172ZM175 58H176V60H177V57H176V56L174 57V59H175ZM184 58H185V57H184ZM226 58H225V60H226ZM229 58H231V57H229ZM240 58H239V59H240ZM248 58H249V57H248ZM251 58H250V59H251ZM254 58H255V57H254ZM256 58H257V57H256ZM256 58H255V59H256ZM3 59H4V58H3ZM80 59H81V57H80ZM83 59H84V58H83ZM104 59H105V58H104ZM124 59H126V57H125ZM129 59H130V58H129ZM141 59L143 60L144 58L142 57ZM141 59H140V60L138 59V60L140 61V63H142V62H141ZM169 59H170V58H169ZM192 59H193V57H192ZM194 59H195V58H194ZM199 59H200V57H199ZM199 59L196 60V62L198 61V64H200L199 61L202 63V61L199 60ZM206 59H207V58H206ZM209 59H212V58H209ZM216 59H217V58H216ZM223 59H224V58H223ZM231 59H232V58H231ZM235 59H236V58H235ZM235 59H234V61H235ZM258 59H260V58H258ZM5 60H7V59L5 58ZM105 60H107V59H105ZM109 60H110V59H109ZM111 60H112V58H111ZM113 60H114V58H113ZM133 60H135V58H134ZM133 60H132V61H133ZM136 60H137V59H136ZM136 60H135V61H136ZM159 60H158V63H157V62H154V64H155V63H156V64H159ZM166 60H167V58H166ZM183 60H184V59H183ZM187 60L190 61L189 58H188ZM204 60H205V59H204ZM217 60H218V59H217ZM227 60H228V59H227ZM227 60H226V61H227ZM237 60H238V59H237ZM237 60H236L235 62L238 63L239 61H237ZM242 60H243V59H242ZM246 60L248 61L249 59H246ZM252 60H253V59H252ZM260 60H261V59H260ZM3 61H4V60H3ZM8 61H9V60H8ZM72 61H73V60H72ZM107 61H108V60H107ZM125 61H126V60H125ZM144 61H145V60H144ZM156 61H157V60H156ZM163 61H165V60H163ZM170 61H171V60H170ZM205 61H206V60H205ZM222 61H223V60H222ZM226 61L223 62V63H226ZM255 61H257V59H256ZM255 61H254V62H255ZM261 61H263V59H262ZM6 62H7V61H6ZM123 62H124V61H123ZM126 62H127V61H126ZM136 62H137V61H136ZM136 62H135V63H136ZM146 62H147V61H146ZM171 62H173V61H171ZM178 62H179V61H178ZM219 62H220V61H219ZM245 62H246V61H245ZM13 63H14V62H13ZM70 63H71V62H70ZM83 63H84V62H83ZM85 63H86V62H85ZM135 63H134V64H135ZM140 63H139V65H140ZM147 63H148V62H147ZM164 63H165V62H164ZM164 63H162V65H163ZM186 63H187V61H186ZM213 63H215V62H213ZM231 63H233L232 65H234V62H231ZM259 63H260V61H259ZM259 63H258V62H257V63L255 62V65L257 64V66H258V65L260 66ZM124 64H125V63H124ZM126 64H127V63H126ZM126 64H125V65H126ZM130 64H131V63H130ZM132 64H133V63H132ZM152 64H153V63H152ZM154 64H153V65H154ZM169 64H170V63H169ZM173 64H174V62H173ZM195 64H197V63H194V64H193L194 67H195ZM220 64L222 65V63H220ZM227 64H228V61H227ZM229 64H230V61H229ZM238 64H239L240 67H241L242 64H240V62H239ZM243 64H244V61H243ZM263 64H264V62H262L261 65L263 66ZM71 65H72V64H71ZM85 65H87V64H85ZM141 65H142V64H141ZM141 65H140V66H141ZM147 65H148V64H147ZM162 65H161V63H160V66H162ZM164 65H166V64H164ZM170 65H171V64H170ZM189 65L191 66V63H189ZM193 65H192V66H193ZM200 65H201V64H200ZM208 65H209V63H208ZM208 65H207V66H208ZM247 65H248V64H247ZM253 65H254V64H253ZM2 66H3V65H2ZM2 66H1V67H2ZM69 66H70V65H69ZM73 66H74V65H73ZM129 66H131V65H129ZM132 66H133V65H132ZM143 66H144V63H143V65H142V67H143ZM150 66H151V63H150ZM150 66H147L148 69H149ZM154 66H155V65H154ZM160 66H158V67H160ZM167 66H168V65H167ZM185 66H186V65H185ZM185 66L183 65L182 67H185ZM198 66H199V65H198ZM207 66H205V67H207ZM223 66H225V64H223ZM223 66H220V67L223 68ZM3 67H5V66H3ZM109 67H110V66H109ZM142 67H141V68H142ZM145 67H146V66H145ZM145 67H144V69H145ZM147 67H146V68H147ZM165 67H166V66H165ZM180 67H181V66H180ZM196 67H197V65H196ZM196 67L194 68V70L196 69ZM200 67L202 68L203 66H200ZM200 67H197V68H200ZM220 67H219V68H220ZM237 67H238V66H237ZM240 67H239V69H240ZM242 67H243V65H242ZM250 67H251V66H250ZM260 67H261V66H260ZM72 68H73V67H72ZM72 68H71V69H72ZM172 68H173V65H172ZM185 68L187 69V67H185ZM201 68H200V70H201ZM214 68H217V67H214ZM226 68H227V65H226ZM234 68H235V67H234ZM234 68L232 67V69H234ZM243 68H244V67H243ZM246 68H248V67H246ZM255 68H256V67H255ZM257 68H258V67H257ZM257 68H256L255 70H258ZM263 68H264V66H263ZM130 69H131V67H130ZM135 69H136V70H135ZM135 69H133L134 72H137V69L139 70V68H136V67H135ZM142 69H143V68H142ZM164 69H165V70H164ZM167 69H168V68H167ZM179 69H181V68H179ZM186 69H185V70H186ZM192 69H193V67H192ZM74 70H75V69H74ZM119 70H120V69H118V71H119ZM126 70H127V69H126ZM158 70H159V69H158ZM160 70H162V68H160ZM160 70H159V71H160ZM163 70L165 71V72H164L165 74L168 73V72L166 73V71H167L166 68H163ZM169 70H170V69H169ZM181 70H182V69H181ZM187 70H189V69H187ZM202 70H203V69H202ZM202 70H201V71H202ZM205 70H206V69H205ZM221 70H222V69H221ZM228 70H229V69H228ZM236 70H237V69H236ZM244 70H246V69L244 68ZM255 70H254V71H255ZM263 70H264V69H263ZM3 71H4V70H3ZM5 71H6V69H5ZM82 71H83V70H82ZM127 71H128V70H127ZM129 71H130V70H129ZM131 71H132V70H131ZM131 71H130L129 73H131ZM146 71H147V70H146ZM150 71H151V70H150ZM191 71H192V70H191ZM197 71H198V70H197ZM222 71H223V70H222ZM232 71H233V70H232ZM232 71H230V72H232ZM247 71H248V70H247ZM247 71H246V72H247ZM254 71L252 72V70H251V72H252L253 74H254ZM258 71H259V70H258ZM258 71H257V72H258ZM72 72H73V71H72ZM75 72H76V71H75ZM79 72H80V71H79ZM119 72H120V71H119ZM138 72H141V70L138 71ZM156 72H157V71H156ZM160 72H161V71H160ZM171 72L173 73L174 71H171ZM187 72H188V71H187ZM194 72H195V71H194ZM202 72H203V71H202ZM239 72H240V71H239ZM242 72H243V71H242ZM117 73H118V72H117ZM144 73H145V72H144ZM146 73H147V72H146ZM146 73H145L144 75L147 76V78L145 77L146 80H147V79H148V73H147V75H146ZM169 73H170V71H169ZM172 73H170V77L173 76V75H171ZM183 73H185V72H183ZM205 73H207V72H205ZM213 73H215V72H213ZM240 73H241V72H240ZM247 73H248V72H247ZM247 73H246V74H247ZM252 73H251V74H252ZM255 73H256V72H255ZM261 73H262V68H261ZM79 74H80V73H79ZM123 74H124V73H123ZM125 74H126V73H125ZM133 74H134V73H133V71H132V75H133ZM140 74H141V73H140ZM140 74L138 73V75H140ZM142 74H143V73H142ZM151 74H152V73H151ZM153 74H154V72H153ZM187 74L191 75V74H193V73H191V74H190V73H187ZM197 74L200 75L199 73H197ZM202 74H203V73H202ZM202 74H201V76H202ZM207 74H208V73H207ZM219 74H220V73H219ZM232 74H233V72H232ZM232 74H230L231 77H233ZM234 74H235V73H234ZM242 74H243V73H242ZM258 74H259V73H257V75H258ZM65 75H66V74H65ZM68 75H69V74H68ZM80 75H81V74H80ZM120 75H121V73H120ZM129 75H130V74H129ZM159 75H160L161 77H163V76L161 75V73H159ZM174 75H175V73H174ZM180 75H183V74H181V72H180ZM194 75H195V74H194ZM194 75H193V76H194ZM217 75H218V74H217ZM223 75L226 76V73L223 74ZM223 75H222V76H223ZM228 75H229V73H228ZM248 75L250 76V74H248ZM248 75H247V76H248ZM257 75H255V76L258 77L259 75H258V76H257ZM262 75H263V74H262ZM136 76H137V75H136ZM141 76H142V75H141ZM149 76L152 77L151 75H149ZM175 76H176V75H175ZM184 76H185V74H184ZM184 76H183V77H184ZM201 76H200V77H201ZM208 76H209V75H208ZM213 76H215V74H214ZM213 76H211V77H213ZM249 76H248V77H249ZM251 76H252V75H251ZM251 76H250L251 80H249V84H251V81H253L254 79H255V80H258V79H256L254 76H253L254 78L251 77ZM69 77H70V75H69ZM78 77H80V76L78 75ZM123 77H124V75H122L121 79H122ZM127 77H128V79H129V82H130V78H129L128 75H127ZM130 77H131V76H130ZM139 77H140V76H139ZM139 77L137 76V78L139 79V82H140V81H142V80H140V79H141L142 77H144V76H142V77H140V78H139ZM154 77L156 78V75H155ZM168 77H169V76H168ZM173 77H174V76H173ZM186 77H187V76H186ZM190 77H192V75H191ZM194 77H195V76H194ZM196 77H197V76H196ZM231 77H230V78H231ZM237 77H238V76H237ZM240 77H241V75H240ZM259 77H260V76H259ZM259 77H258V78H259ZM4 78H5V77H4ZM64 78H65V77H63V79H64ZM70 78L73 79V77H70ZM112 78H113V77H112ZM115 78H116V77H115ZM117 78H118V77H117ZM125 78H126V76H125ZM125 78L123 79L124 82H125ZM131 78H132V77H131ZM133 78H134V76H133ZM155 78H154V79H155ZM157 78H159V77H157ZM157 78H156V79H157ZM166 78H167V76H166ZM171 78H172V77H171ZM184 78H185V77H184ZM187 78L190 79L189 77H187ZM192 78H193V77H192ZM197 78L199 79V77H197ZM201 78H202V77H201ZM214 78H215V77H213V79H214ZM220 78H221V77H220ZM226 78H227V77H223V80H226ZM252 78H253V80H252ZM262 78H264V77H262ZM76 79H77V78H75V80H76ZM142 79L145 81L144 78H142ZM150 79H151V78H150ZM150 79H149V80H150ZM156 79H155V80H156ZM198 79L195 80L197 83L199 82V81H197ZM203 79H204V78H203ZM228 79H229V78H228ZM232 79H233V78H232ZM232 79H231V80H232ZM236 79H238V78H235V80H236ZM241 79H242V77H241ZM241 79H240V80H241ZM247 79H248V78H247ZM67 80H69V79H67ZM70 80H71V79H70ZM116 80H117V79H116ZM116 80H115V81H116ZM136 80H137V79H135V81H136ZM149 80H147V84L149 83V82H148ZM155 80H152V81H155ZM157 80H158V79H157ZM157 80H156V81H157ZM159 80H161V79H159ZM162 80L165 81V82L167 81V80H165V78H164V79L162 78ZM162 80H161V83L163 82ZM185 80H187V79H185ZM211 80H212V79H211ZM218 80H219V78H218ZM218 80H217V78H216V82L219 83L218 86L220 87V86H221L220 83H221L222 81L219 82ZM229 80H230V79H229ZM231 80H230V81H231ZM233 80H234V79H233ZM244 80H245V82H246V79H244ZM78 81H80V80H78ZM118 81L121 82L122 80L118 79ZM133 81H134V80H133ZM133 81H132V83H133V85H134L135 82H133ZM144 81H142L143 84H144ZM150 81H151V80H150ZM203 81H205V79H204ZM214 81H215V79H214ZM227 81H228V80H227ZM227 81H225V82L227 83ZM237 81H238V80H237ZM237 81H236V82H235V81H232L233 83H231V84L236 83L237 86H240V85H238V84H240V83L242 84V82L237 83ZM260 81H262V80H260ZM260 81H258V82L260 83ZM66 82H67V81H66ZM75 82H76V81H75ZM85 82H86V81H84V83H85ZM124 82H122V83H124ZM129 82H128V83H129ZM139 82H137V83H139ZM157 82H158V81H157ZM169 82H170V80H169ZM173 82H174V81H173ZM177 82H178V81H177ZM177 82H176L175 84H177ZM200 82H202V81H200ZM206 82H207V80H206ZM228 82H229V81H228ZM245 82L243 83L244 86H245ZM263 82H264V81H263ZM62 83H63L64 85L66 84V83L64 82V80L62 81ZM76 83H77V82H76ZM81 83H82V82H81ZM116 83H117V82H116ZM116 83H115V84H116ZM122 83L117 84V85L122 86ZM130 83H131V82H130ZM132 83H131V86H132ZM152 83H154V82H152ZM158 83H159V82H158ZM178 83H179V82H178ZM253 83H254V85H255L256 81L253 82ZM261 83H262V82H261ZM70 84H71V82H70ZM77 84H79V83H77ZM106 84H107V83H106ZM140 84H141V83H140ZM150 84H151V82H150ZM154 84H155V83H154ZM175 84H174V85H175ZM180 84H181V83H180ZM191 84H192V83H191ZM199 84H202V83H199ZM206 84H208V83H206ZM249 84H248V85L246 84V87L249 86ZM66 85H67V84H66ZM87 85H88V82H87ZM99 85H100V83H99ZM103 85H104V84H103ZM117 85H115V86H117ZM123 85H124V84H123ZM125 85L129 86L128 84H125ZM141 85H142V84H141ZM158 85H159V84H158ZM160 85H161V84H160ZM183 85H184V84H182L181 86L183 87ZM203 85H205V84H203ZM203 85H202V86H203ZM214 85H215V84H214ZM234 85H235V84H234ZM67 86H68V85H67ZM67 86H66V87H67ZM69 86H70V85H69ZM72 86H73V85H72ZM74 86H75V85H74ZM76 86H78V85H76ZM83 86H84V85H83ZM115 86H114V84H113V86H112V87H114L113 89L116 88ZM131 86H130V87H131ZM134 86H135V85H134ZM149 86H150V85L148 84L147 87H149ZM156 86H157V85H156ZM171 86H173V84H172ZM184 86H185V85H184ZM191 86H192V85H191ZM199 86H200V85H199ZM202 86H201V87H202ZM206 86H207V85H206ZM235 86H236V85H235ZM259 86H260V84H259ZM8 87H9V86H8ZM59 87H60V85H59ZM59 87H58V89H59ZM96 87L98 88V86H96ZM112 87H111V88H112ZM132 87H133V86H132ZM138 87H139V86H138ZM150 87H152V86H150ZM163 87H164V83H163ZM163 87H161V88L164 89L165 87H164V88H163ZM166 87L168 88V84L166 85ZM175 87H177V85H176ZM188 87H189V86H188ZM196 87H198V86H196ZM213 87H214V86H213ZM226 87H227V86H226ZM229 87H230V86H229ZM229 87H228V88H229ZM231 87H232V86H231ZM231 87H230V89H231ZM242 87H243V86H242ZM246 87H245V88H246ZM255 87H257V85H256ZM255 87H254V88H255ZM263 87H264V86H263ZM60 88H61V87H60ZM67 88H68V87H67ZM83 88H84V87H83ZM85 88H86V85H85ZM100 88H101V86H100L97 90L100 91ZM102 88H103V86H102ZM102 88H101V89H102ZM106 88H107V87H106ZM108 88H109V87H108ZM117 88H118V86H117ZM117 88H116V89H117ZM121 88L124 89L123 86H122ZM125 88L127 89L128 87H125ZM135 88H137V87H135ZM141 88H142V87H141ZM152 88H153V87H152ZM154 88H156V87H154ZM172 88H173V87H172ZM180 88H181V87H180ZM204 88H205V86H204ZM211 88H212V87H211ZM216 88H217V86H216ZM216 88H214V89H216ZM220 88H221V87H220ZM235 88H236V87H235ZM235 88H234V90H235ZM238 88H239V87H238ZM250 88H253V87H251V85H250ZM254 88H253V89H254ZM259 88H260V87H259ZM61 89L63 90V87H62ZM75 89H76V87H75ZM126 89H125V90H126ZM131 89H132V88H129V91H130ZM133 89H134V88H133ZM133 89H132V90H133ZM138 89H139V88H138ZM145 89H147V88H145ZM173 89H174V88H173ZM177 89H178V88H177ZM184 89H185V88H184ZM221 89H224V88H221ZM221 89H218V90H221ZM246 89L248 90V88H246ZM253 89H252V90H253ZM261 89H262V88H261ZM261 89H260V90H261ZM77 90H78V89H77ZM81 90H82V89H81ZM93 90H94V89H93ZM106 90H107V89H106ZM109 90H110V89H109ZM118 90H121V89H117V91H118ZM132 90H131V91H132ZM135 90H136V89H135ZM158 90H159V88H158ZM160 90H161V89H160ZM165 90H168V89H165ZM171 90H172V89H170V93L172 94L173 92H172ZM188 90H190V89H188ZM203 90H204V89H203ZM210 90H211V89H210ZM227 90H228V89H227ZM242 90H243V89H242ZM247 90H246V91H247ZM8 91H9V90H8ZM60 91H61V90H60ZM63 91H65V89H64ZM74 91H75V90H74ZM98 91H97V92H98ZM101 91H102V90H101ZM122 91H123V90H122ZM151 91H152V90H151ZM154 91H155V90H154ZM154 91H152V93H154ZM176 91H177V90H176ZM176 91H174V92H176ZM180 91H181V89H180ZM192 91H193V89H192ZM200 91H201V90H200ZM204 91L206 92V90H204ZM207 91H208V90H207ZM216 91H217V90H216ZM221 91H222V90H221ZM239 91H240V90H239ZM239 91H238V92H239ZM244 91H245V90H244ZM255 91H256V90H255ZM262 91H263V89H262ZM2 92H3V91H1V93H2ZM102 92H103V91H102ZM106 92H108V91H106ZM125 92H128V90L125 91ZM125 92H124V94H125ZM137 92H138V91H137ZM156 92H157V91H156ZM156 92H155V93H156ZM167 92H168V91H167ZM167 92H166V93H167ZM181 92H182V91H181ZM193 92H195V91H193ZM197 92H198V91H197ZM208 92H209V91H208ZM224 92H225V90H224ZM232 92H233V88H232ZM234 92H235V91H234ZM258 92H259V91H258ZM4 93H6V92H4ZM4 93H3V94H4ZM67 93H69V92H67ZM83 93H84V92H83ZM95 93H96V92H95ZM99 93H101V92H99ZM104 93H105V88H104ZM113 93H115L114 90L112 91V93H111V91H110V95L112 94V96H114ZM118 93H119V92H118ZM118 93H117V94H118ZM128 93H129V92H128ZM128 93H126V94H128ZM132 93H133V92H132ZM158 93H160V92L158 91ZM176 93H177V92H176ZM187 93H188V91H187ZM210 93H211V92H210ZM218 93H219V92H218ZM242 93H244V92H242ZM7 94H8V93H7ZM56 94H57V93H56ZM65 94H66V93H65ZM69 94H70V93H69ZM74 94L76 95V93L73 92V95H74ZM81 94H82V92H81ZM108 94H109V92H108ZM117 94H116V95H117ZM126 94H125V95H126ZM164 94H165V93H164ZM167 94H169V93H167ZM167 94H166V95H167ZM173 94H174V93H173ZM179 94H180V93H179ZM179 94L177 95V97L180 96ZM202 94H203V93H202ZM207 94H208V93H207ZM213 94H215V92H214ZM213 94H212V95H213ZM225 94H226V93H225ZM238 94H241V92L238 93ZM238 94H237V95H238ZM57 95H58V94H57ZM66 95H67V94H66ZM73 95H72V96H73ZM78 95H79V94H78ZM92 95H93V94H92ZM99 95H100V94H99ZM102 95H107V94H103V93H102L100 96L102 97ZM118 95H119V94H118ZM118 95H117V96H118ZM128 95H130V94H128ZM148 95H149V93H148ZM152 95H153V94H152ZM156 95H158V94L156 93ZM156 95H154V96L156 97ZM162 95H163V93H162ZM162 95H161V96H162ZM166 95H164V96H166ZM187 95H189V94H187ZM208 95H209V94H208ZM218 95H219V94H218ZM227 95H228V94H226V96H227ZM230 95H231V94H230ZM234 95H235V94H234ZM234 95H233V97H234ZM246 95H247V93H246ZM248 95H251V93L248 94ZM257 95H258V94H257ZM79 96H80V95H79ZM81 96H82V95H81ZM89 96H90V94H89ZM120 96H121V95H120ZM131 96H132V94H131ZM134 96H135V94H134ZM134 96H133V97H134ZM161 96H159V97H161ZM175 96H176V95H175ZM175 96L173 95V97H175ZM182 96H183V95H182ZM182 96H181V97H182ZM196 96L198 97V94H197ZM203 96H204V95H203ZM223 96H225V95L223 94ZM228 96H229V95H228ZM254 96H255V95H254ZM67 97H69V96H67ZM74 97H75V96H73V97H71V98H74ZM95 97H97V96L95 95ZM128 97H129V96H127V98H128ZM133 97H130V102L133 100V99H132ZM138 97L140 98V96H138ZM162 97H163V96H162ZM170 97H171V96H170ZM173 97H171L170 99L173 100ZM177 97H176V98H177ZM192 97H193V96H192ZM192 97H191V98H192ZM197 97H196V98H197ZM215 97H216V96H215ZM219 97H220V96H219ZM221 97H222V95H221ZM251 97H252V95H251ZM256 97H257V96H256ZM256 97H255V101H256ZM263 97H264V95H263ZM63 98H64V97H63ZM76 98H77V97H76ZM92 98H93V97H92ZM92 98H91V99H92ZM108 98H109V95L106 96V99H105V100H108ZM110 98H112V97H110ZM115 98H117V97L115 96ZM121 98H123V97L121 96ZM124 98H126V96H125ZM151 98H153V96H152ZM167 98H168V97H167ZM191 98H190V99H191ZM198 98H199V97H198ZM203 98H204V97H203ZM208 98H209V97H208ZM231 98H232V97H231ZM237 98H238V97H237ZM245 98H246V97H245ZM245 98H244V100H245ZM252 98H253V97H252ZM252 98H251V99H252ZM95 99H96V98H95ZM97 99H98V98H97ZM100 99H101V98H100ZM128 99H129V98H128ZM131 99H132V100H131ZM136 99L138 100L137 96H136ZM155 99H156V98H154V100H155ZM188 99H189V98H188ZM220 99H221V98H220ZM223 99H224V98H223ZM242 99H243V98H242ZM246 99H247V98H246ZM253 99H254V98H253ZM259 99H260V98H259ZM68 100H69V99H68ZM73 100L75 101L76 99H73ZM102 100H103V97H102ZM105 100H103V101L105 102ZM115 100H116V99H115ZM123 100H124V99H123ZM166 100H167V99H166ZM166 100H165V101H166ZM191 100H193V99H191ZM197 100H198V99H196V102L194 101V106L197 105V103L199 102V101L197 102ZM200 100H201V99H200ZM206 100H207V99L205 98V102H206ZM229 100H230V99H229ZM244 100H243V101H244ZM249 100H250V97H249ZM62 101H64V100H62ZM74 101H73V102H74ZM116 101H117V100H116ZM128 101H129V100H128ZM160 101H161V100H160ZM169 101H170V100H169ZM169 101H167V102L169 103ZM173 101H174V100H173ZM186 101H187V100H186ZM188 101H189V100H188ZM208 101H209V99H208ZM217 101H218V100H217ZM222 101H223V100H222ZM231 101H232V100H231ZM231 101H230V102H231ZM235 101H236V100H235ZM239 101H240V100H239ZM251 101H253V100H251ZM262 101H263V100H262ZM262 101H261V102H262ZM69 102H70V101H69ZM69 102H68V103H69ZM71 102H72V100H71ZM94 102H95V101L93 100V103H94ZM96 102H97V101H96ZM100 102H101V101L98 102L99 105H100ZM107 102H108V101H107ZM114 102H115V101H114ZM121 102H123V101H121ZM133 102H134V101H133ZM133 102H132V103H133ZM138 102H139V100H138ZM171 102H172V101H171ZM175 102H177L176 99H175ZM178 102H180V100H179ZM189 102H190V103H189ZM189 102H188V103H189L188 105H191V103H193V101H192V102L189 101ZM202 102H203V101H202ZM227 102H228V101H227ZM227 102H226V100H225V103H227ZM232 102H233V101H232ZM240 102H241V101H240ZM247 102H248V101H247ZM102 103H103V102H102ZM105 103H106V102H105ZM115 103H116V102H115ZM115 103H112V102H111V104H115ZM126 103H128V102H125L124 106L126 105ZM136 103H137V102H136ZM149 103H150V102H149ZM160 103H161V102H160ZM160 103H159V104H160ZM162 103H163V102H162ZM162 103H161V104H162ZM168 103H167V104H168ZM185 103H186V102H185ZM221 103H222V102H221ZM237 103H238V100H237ZM22 104H23V103H22ZM56 104H57V103H56ZM63 104H65V103H63ZM66 104H67V102H66ZM95 104H97V103H95ZM103 104H104V103H103ZM103 104H101V105L103 106ZM107 104H108V103H107ZM119 104H120V103H119ZM119 104L117 103V105H119ZM122 104H123V103H122ZM122 104H121V106H119L120 108L123 107ZM152 104H153V103H152ZM165 104H166V103H165ZM165 104H164V107H165ZM171 104H172V103H171ZM171 104H169V105H171ZM182 104H183V103H182ZM200 104H201V102H200ZM235 104H236V102H235ZM239 104H240V103H239ZM248 104H249V102H248ZM253 104H254V107H258V106H260L259 104H258V106H257V104H255L254 101H253V103L251 104V108H250V109H252V105H253ZM72 105H75V104H72ZM99 105H98V106H99ZM115 105H116V104H115ZM134 105H135V102H134ZM176 105H178V103H177ZM201 105H203V104H201ZM208 105H209V104H208ZM223 105H224V104H223ZM226 105H227V104H226ZM230 105H231V104H230ZM244 105H245V104H244ZM255 105H256V106H255ZM4 106H5V104H4ZM65 106H66V105H65ZM68 106H69V105H68ZM68 106H67V107H68ZM98 106H97V107H98ZM105 106H106V105H105ZM109 106H110V105H109ZM113 106H114V105H113ZM113 106H112V107H113ZM138 106H139V105H138ZM167 106H168V105H166V107H167ZM172 106H173V104H172ZM172 106H171V107H172ZM179 106H180V104L178 105V108H179ZM210 106H211V105H210ZM210 106H209V107H210ZM224 106H225V105H224ZM231 106H232V105H231ZM247 106H248V105H247ZM247 106L245 105V107H247ZM261 106H262V104H261ZM67 107H66V108H67ZM69 107L72 108V106H69ZM110 107H111V106H110ZM127 107H131V105L129 104V106H127ZM133 107H134V106H133ZM133 107L131 108L132 110L129 111V112L132 113V111L134 110ZM164 107H163V105H162V108H164ZM174 107H175V106H174ZM200 107H201V106H200ZM200 107L198 106V108H200ZM209 107H208V108H209ZM222 107H223V106H222ZM238 107H239V106H238ZM240 107H244V106L241 105ZM245 107H244V108H245ZM254 107H253V108H254ZM77 108H78V107H77ZM107 108H108V106H107ZM107 108H106V109H107ZM114 108H116V107H114ZM149 108L152 109L151 107H149ZM149 108H147V109H149ZM160 108H161V107H160ZM162 108H161V109H162ZM175 108H177V106H176ZM202 108H203V106H202ZM202 108H201V109H202ZM233 108H234V107H233ZM5 109H6V108H5ZM55 109H57V108H55ZM62 109H63V108H62ZM62 109H60V110H62ZM72 109H73V108H72ZM99 109H101V108L99 107ZM104 109H105V108H104ZM111 109H113V108H111ZM123 109H124V108H123ZM123 109H122V111H123ZM126 109H127V108H126ZM128 109H129V108H128ZM128 109H127V112H128ZM143 109H144V108H143ZM145 109H146V108H145ZM153 109H154V108H153ZM164 109H165V108H164ZM164 109H163V112L161 111L160 113H157V114H155L154 116L151 115V116H152V117H151L152 119L150 120V121H153V122H154V130L151 132V136H150L151 139H150V140L152 141V144H153L154 147L156 146V147H159V148H160V147H163L162 145L164 144V141H165V139L167 138V137H166L167 134H164V132H163L165 129H164V130L162 129V123H163V120H165V119H170L171 122H169V120H166V121L169 122L168 124L172 123V125H171V124H170V125H171V127L173 128V130L176 131L177 133L179 132V133L181 134L180 136L182 137L183 135H182L181 132H183V131H181V130H182L181 124H182V126H183V123L187 120L186 118L188 117V116H187L188 114H186V113H187V112H190V111L188 110V111H186V113H185L184 110H182V109H184V108H182V109L179 108V109L182 111V113L184 112L183 115H184V114L186 115V117L182 119V120H184V121H183L181 124H179V123H178V122H180V120H179V118H178V114H179L178 112H179V111L177 112V111H175V109L171 110L172 108L169 109V107H168V110H165V111H164ZM201 109H200V110H201ZM203 109H205V108H203ZM214 109H215V108H214ZM231 109H232V108H231ZM231 109H230V106H229V110H231ZM247 109H248V107H247ZM250 109H249V110H250ZM254 109H255V108H254ZM260 109H261V108H260ZM2 110H3V109H2ZM8 110H9V109H8ZM24 110H25V109H24ZM66 110H68V109H66ZM69 110H70V109H69ZM76 110H77V109H76ZM92 110H95L94 113L97 112L95 108H93ZM97 110H98V108H97ZM102 110H103V108H102ZM109 110H110V109H108V111H109ZM135 110H136V109H135ZM138 110H139V109H138ZM138 110H137V112H139ZM194 110H195V109H193V111H192V110H191V111H192V112H195ZM206 110H207V108H206ZM227 110H228V109H227ZM227 110H226V111H227ZM21 111H22V110H21ZM57 111H58V110H57ZM114 111H115V109H114ZM116 111H117V110H116ZM119 111H120V110H119ZM122 111H121V112H122ZM157 111H159V110H157ZM204 111H205V110H203V112H204ZM215 111H216V110H215ZM217 111H218V110H217ZM220 111H221V110H220ZM232 111H233V109H232ZM234 111L237 112V111H240V109H239V110H234ZM244 111H245V109H244ZM244 111L241 109V112H244ZM246 111H247V110H246ZM251 111H252V110H251ZM263 111H264V110H263ZM263 111H262V113H263ZM4 112H6V111H4ZM8 112H9V111H8ZM8 112H6V113L9 114L10 112H9V113H8ZM58 112H59V111H58ZM69 112H70V111H68L67 113H69ZM98 112H99V111H98ZM109 112H110V111H109ZM129 112H128V113H129ZM151 112H152V110H151ZM151 112H150V114H152ZM205 112H207V111H205ZM229 112H230V111H229ZM247 112H248V111H247ZM259 112H260V111H259ZM6 113H5V114H6ZM59 113H60V112H59ZM71 113H72V112H71ZM71 113H69V115H70ZM88 113H89V112H88ZM99 113H100V114H102V113H106V114H107L106 111H105V112L102 111V113H101V111H100ZM111 113H112V112H111ZM125 113H126V112H125ZM135 113H136V112H135ZM146 113H147V112H146ZM182 113H181V114H182ZM190 113H191V112H190ZM190 113H189V116H190ZM226 113H227V112H226ZM233 113H234V112H233ZM249 113H250V112H249ZM23 114H24V113H23ZM44 114H46V112H45ZM57 114H58V113H57ZM60 114H61V113H60ZM60 114H59V115H60ZM77 114H78V113H77ZM89 114H90V113H89ZM92 114H93V113H92ZM97 114H98V113H97ZM97 114H96L95 116H97ZM118 114H119V113H118ZM126 114H127V113H126ZM150 114H149V117H150ZM199 114H200V113H199ZM203 114H204V116H202V117L205 118V119H207V118L205 117L207 114H206V113H203ZM208 114H210V116L208 117V115H207V117H208L207 121L204 120V119H202V121H203V120L206 121V123H208L209 125H210V123H212L213 126H215V125H216V126H220V125H219V124H220V121L217 119V118H218V117H216L217 115L215 116L216 113L213 115L212 112L209 110V111H208ZM223 114L225 115V113H223ZM228 114H230V113H228ZM241 114H242V113H241ZM252 114H253V113H252ZM254 114H255V112H254ZM263 114H264V113H263ZM263 114H256V115L252 118L253 120H250V119H249V120H250V121H249L248 119H246L247 115H246V117H245V116H243V115L240 116V115L237 113V115H235V117H237V118H236V119L234 118V120H235V122H236L235 124H238V125H237V126H238L237 129H239V130L237 131V130L235 129L236 127H235L234 129L237 131V133H239V134H238L239 137H238L237 133L234 132L235 130H234V131L232 130L233 128H232V125L230 124V125H231V130L228 131V135H230L231 137H228V138L225 140L224 146H222V148H221V149H223V151L221 150V152H220V151L218 150V151H219L220 153H222V154H219V153H218L219 155H217V153H215V152H214V153H213V152H212V153L207 152V154L209 153V155H207V154L205 153L207 156H209V158H210V160H211V166H210V168L212 167L211 169H212L213 171H215V173H216V172H222V173H223V171H226V172L228 173V178H229L228 183L225 182V181H223V184H224V183H225V184L227 183L228 186H229L230 188H234V187H236L239 183H242V180H243V181H246L245 179H243V178H244V175H245V173L247 174V170H251L252 167H255V168L258 169V172H257L256 174H254V175H255V176H254L255 179H256V178H260V177H261V178L264 177V165H263L264 163H262L261 160H260V158H259V157L261 156V154L263 153V148H262V147H257V146L255 145V144L258 143V142H257V141H258L257 138L262 137V135L264 134V115H263ZM3 115H4V114H3ZM90 115H91V114H90ZM110 115H111V114H110ZM191 115L194 116L192 113H191ZM195 115H196V114H195ZM230 115L232 116V113H231ZM230 115H229V116H230ZM244 115H245V112H244ZM66 116H67V115H66ZM93 116H94V115H93ZM95 116H94V117H95ZM105 116H106V115H104V117H105ZM116 116H117V115H116ZM121 116H122V114H121ZM125 116H126V115H125ZM140 116H141V115H140ZM147 116H148V115H147ZM147 116H146V117H147ZM192 116H191V117H192ZM233 116H234V115H233ZM250 116H252L251 113H250ZM250 116H249V117H250ZM0 117H1V116H0ZM2 117H3V116H2ZM84 117H86V116H84ZM89 117H90V116H89ZM98 117H99V116H98ZM111 117H112V115H111ZM117 117H118V116H117ZM119 117H120V116H119ZM181 117H182V115H181ZM183 117H184V116H183ZM194 117H195V116H194ZM194 117H192V118H194ZM3 118H4V117H3ZM22 118H23V117H22ZM68 118H69V117H68ZM86 118H87V117H86ZM105 118H107V117H105ZM108 118H110L109 115H108ZM113 118H114V117H113ZM113 118H112V120H113ZM140 118H141V117H140ZM140 118H139V119H140ZM144 118H145V117H144ZM147 118H148V117H147ZM198 118H199V117H198ZM198 118H196V119H198ZM222 118H223V117H222ZM225 118H226V117H225ZM232 118H233V117H231L230 119L232 120ZM59 119H60V118H59ZM84 119H85V118H84ZM94 119H95V118H94ZM134 119H135V118H134ZM142 119H143V118H141L140 120H142ZM149 119H150V118H149ZM185 119H186V120H185ZM188 119H189V118H188ZM190 119H191V118H190ZM9 120H10V119H9ZM88 120H89V119H88ZM88 120H87V121H88ZM91 120H92V118H91ZM101 120H102V121L104 120L103 117H102V119H101V117H100L99 122H100ZM128 120H129V119H128ZM140 120H139V122H140ZM145 120H146V119H145ZM178 120H179V121H178ZM182 120H181V121H182ZM191 120H192V119H191ZM200 120H201V119H200ZM0 121H2V119H1ZM65 121H66V120H65ZM67 121L69 122L70 120L67 119ZM95 121H96V120H95ZM102 121H101V123H103L104 121H106V119H105L103 122H102ZM130 121H131V120H130ZM143 121H144V120H143ZM143 121H142V122H143ZM147 121L150 122L149 120H147ZM166 121H165V122H166ZM187 121H188V123H189L190 120H187ZM192 121H194V120H192ZM197 121H199V120H197ZM248 121H249V122H248ZM19 122H20V121H19ZM126 122H127V121H126ZM126 122H125V123H126ZM144 122H146V121H144ZM144 122H143V124H144ZM148 122H146V123H148ZM200 122H201V121H200ZM231 122H232V121H231ZM2 123H3V122H2ZM66 123H67V122H66ZM66 123H65V124H66ZM69 123H70V122H69ZM69 123H67V124L69 125ZM73 123H74V122H73ZM84 123H85V122H84ZM104 123L107 124V122H104ZM104 123H103V124H104ZM135 123H136V122H135ZM150 123H151V122H150ZM185 123H186V122H185ZM188 123H187V126H188ZM197 123H198V122H197ZM202 123H203V122H202ZM202 123H201V124H202ZM206 123L204 122L203 124H206ZM232 123H233V122H232ZM78 124H79V123H78ZM109 124H110V123H109ZM111 124H112V123H111ZM111 124L109 125V127L111 126ZM118 124H119V123H118ZM127 124H128V122L125 124V126L128 127ZM143 124H142V125H143ZM152 124H153V123H151V125H152ZM163 124H164V123H163ZM192 124H194V123L192 122ZM195 124H196V123H195ZM195 124H194V125H195ZM18 125H19V124H18ZM88 125H89V124H88ZM99 125H100V124H98V126H99ZM101 125H102V124H101ZM107 125H108V124H107ZM107 125H106V127H107ZM131 125H132V124H131ZM139 125H141V124H139ZM147 125H148V124H147ZM170 125H169V127H170ZM190 125H191V123H189V126H190ZM196 125H197V124H196ZM199 125H200V124H199ZM226 125H228V123H227ZM230 125H229L228 128H230ZM22 126H23V125H22ZM24 126H25V125H24ZM63 126H64V125H63ZM77 126L79 127V125H77ZM84 126H85V125H84ZM84 126H83V127H84ZM92 126H93V124H92ZM92 126L90 125V127H92ZM104 126H105V125H104ZM132 126H133V125H132ZM135 126L138 127V125H135ZM149 126H150V125H149ZM185 126H186V125H185ZM64 127H67V126H64ZM69 127H70V126H69ZM73 127H74V126H73ZM90 127H89V129H90ZM101 127H102V126H101ZM137 127H136V128H137ZM147 127H148V126H147ZM171 127H170V128H171ZM200 127H201V126H200ZM200 127L197 128V130L200 129ZM203 127H204V125H203ZM211 127H212V126H211ZM5 128H6V127H5ZM67 128H68V127H67ZM67 128H65V129H66L65 131H67ZM70 128H71V127H70ZM76 128H77V127H76ZM84 128H85V127H84ZM92 128H93V129H92ZM92 128H91V129L94 130V131L96 132V129H94V127H92ZM95 128H97V126H96ZM104 128H105V127H104ZM140 128H141V127H140ZM172 128H171V129H172ZM183 128H184V127H183ZM187 128H188V127H187ZM190 128H191V127H190ZM190 128H189V129H190ZM193 128H194V126H193ZM193 128H192V129H193ZM201 128H202V127H201ZM205 128H206V125H205ZM50 129H51V128H50ZM80 129H82V128L79 127L78 130H80ZM89 129H88V130H89ZM105 129H106V128H105ZM108 129H109V128H108ZM108 129H107V130H108ZM148 129H151V128L149 127ZM152 129H153V128H152ZM171 129H169V130H171ZM185 129H186V127H185ZM195 129H196V128H195ZM203 129H204V128H203ZM5 130H6V129H5ZM8 130H9V129H8ZM11 130H12V128H11L9 131H11ZM21 130H22V129H21ZM43 130H44V129H43ZM51 130H52V129H51ZM63 130H64V129H63ZM63 130H61V131H63ZM78 130H77V131H78ZM83 130H84V129H83ZM92 130H90V132H91ZM100 130L102 131V128H100ZM103 130H104V129H103ZM119 130H120V129H119ZM132 130H133V129H132ZM169 130H168V131H169ZM173 130L170 131V133H171L170 135H173V133H172ZM183 130H184V129H183ZM186 130H187V129H186ZM201 130H202V129H201ZM208 130H209V129H208ZM208 130H207V131H208ZM0 131L3 132L4 130L2 129V130H0ZM30 131H32V130H30ZM86 131H87V128H86ZM98 131H99V130H98ZM98 131H97V132H98ZM144 131H145V130H144ZM168 131L166 130V133H167ZM187 131H188V130H187ZM202 131H203V130H202ZM205 131H206V130H205ZM5 132L7 133V131H5ZM32 132H33V131H32ZM38 132H39V131H38ZM49 132H50V130H49ZM54 132H55V131H54ZM57 132H59V131H57ZM69 132H70V131H69ZM79 132H81V131H79ZM82 132H83V131H82ZM82 132H81V133H82ZM95 132H94V133H95ZM124 132H125V131H124ZM134 132H135V131H134ZM176 132H175L174 134H176ZM185 132H186V131H185ZM199 132H200V130H199ZM199 132H198V133H199ZM8 133H9V132H8ZM12 133H13V132H12ZM30 133H31V132H30ZM30 133H29V134H30ZM33 133H34V132H33ZM33 133H31L30 135H33V136L35 137L36 135L33 134ZM66 133H67V132H66ZM66 133H65V134H66ZM81 133H80V134H81ZM83 133H87V134H88V132H85V131H84ZM98 133H99V134H98L97 136L101 135L100 132H98ZM102 133H103V131H102ZM104 133H105V131H104ZM110 133H111V131H110ZM115 133H116V132H115ZM117 133H118V132H117ZM117 133H116V134H117ZM119 133H120V132H119ZM119 133H118V134H119ZM141 133H144V132H141ZM168 133H169V132H168ZM186 133H187V132H186ZM189 133H190V132H189ZM189 133H188V134H189ZM193 133H194V132H193ZM202 133H203V132H202ZM37 134H39V133H37ZM70 134H71V133H70ZM123 134H124V133H123ZM125 134H126V136L128 135L127 133H125ZM144 134H145V133H144ZM183 134H184V133H183ZM196 134H197V133H196ZM208 134H209V132H208ZM233 134H234V136H233ZM30 135H29V136H30ZM60 135H61V134L59 133V136H60ZM63 135H64V132H63ZM63 135H62V136H63ZM89 135H91V134H89ZM92 135H93V133H92ZM92 135H91V137H92ZM114 135H115V134H114ZM141 135H142V134H141ZM194 135H195V134H194ZM197 135H198V134H197ZM203 135H205V134H203ZM0 136H1V135H0ZM8 136H9V135H8ZM40 136H42V135H40ZM47 136H48V135H47ZM64 136H65V135H64ZM67 136H68V134H67ZM81 136H83V134H82ZM86 136H87V135H85L84 137L86 138ZM93 136H94V135H93ZM103 136H104V134H103ZM106 136H110V134H109V135L107 134ZM106 136H105V137H106ZM129 136H130V135H129ZM137 136H138V135H137ZM143 136H144V135H143ZM185 136H187V134H185ZM205 136H206V135H205ZM209 136H210V135H209ZM209 136H208V137H209ZM6 137H7V136H6ZM57 137H58V136H57ZM91 137H89V140H90ZM95 137H96V136H95ZM105 137H104V138H105ZM112 137H113V136H112ZM112 137H109L108 140L110 141ZM141 137H142V136H141ZM144 137L147 138V143H148V142L150 143V140L148 139V137H146V136H144ZM175 137H176L175 139H177L179 136L176 135ZM201 137H202V136H200L199 139H201ZM206 137H207V136H206ZM221 137H222V136H221ZM224 137H225V136H224ZM64 138H66V137H64ZM97 138H98V137H96V139H97ZM100 138H101V137H100ZM104 138H102V139H104ZM107 138H108V137H107ZM172 138H173V137H172ZM187 138H188V137H187ZM203 138H205V137H203ZM231 138H232V139H231ZM43 139H45V138H43ZM43 139H42V140H43ZM86 139H87V138H86ZM94 139H95V138H94ZM98 139H99V138H98ZM98 139H97V140H98ZM124 139H126V138H124ZM132 139H133V138H132ZM135 139H136V137H135ZM169 139H171V137H169ZM169 139L167 138V141H169ZM175 139H173V140H175ZM189 139H190V138H189ZM193 139H197V137H196V138H193ZM199 139H198V140H199ZM224 139H225V138H224ZM252 139H256L257 141H255V140H254L255 142H254V141H251ZM63 140H65V139H63ZM69 140H70V139H69ZM69 140H68V141H69ZM100 140H101V139H100ZM100 140H98V141H100ZM137 140H138V139H137ZM177 140H180V139H177ZM177 140H176V141H177ZM181 140H183V142H184V139L181 138ZM181 140H180V141H181ZM190 140H191V139H190ZM190 140H189V141H190ZM198 140H196V141H198ZM203 140H204V139H203ZM206 140H207V138H206ZM35 141H36V140H34V143H35ZM70 141H71V140H70ZM72 141H73V140H72ZM102 141H103V140H101L100 142L102 143ZM106 141H107V140H106ZM186 141H187V140H186ZM200 141H201V140H200ZM250 141L255 143V144L253 143V145H252V146H253V147H252V150L255 149V148L257 147V149H255V151H250V150H249V149H250V148H249ZM37 142H39V141L37 140ZM63 142H64V141H63ZM81 142H83L82 139H81L80 143H81ZM95 142H96V141H95ZM124 142H125V141H124ZM128 142H129V141H128ZM132 142H134V141H132ZM173 142H174V141H173ZM198 142H199V141H198ZM198 142H197V143L194 142V143L197 145ZM256 142H257V143H256ZM53 143H54V142H53ZM57 143H58V142H57ZM65 143H66V142H65ZM65 143H62V144H65ZM87 143H88V141H87ZM96 143H97V142H96ZM105 143H106V142H105ZM117 143H118V141H117ZM130 143H131V142H130ZM145 143H146V141H145ZM169 143H172L171 140L169 141ZM184 143H185V142H184ZM186 143H189L188 145L191 144V143L188 142V141H187ZM192 143H193V142H192ZM201 143H203V142H200V144H201ZM259 143H260V145H262L263 142H259ZM45 144H46V146H48V144L46 143V141H45ZM71 144H72V143H71ZM73 144H74V143H73ZM85 144H86V143H85ZM103 144H104V143H103ZM107 144H108V143H107ZM110 144H111V143H110ZM126 144H127V143H126ZM166 144H168V143L166 142ZM174 144L176 145V143H174ZM181 144H182V143H181ZM204 144H205V143H204ZM204 144H203V146H204ZM251 144H252V143H251ZM77 145H78V143H77ZM77 145H75V146H77ZM104 145H105V144H104ZM111 145H112V144H111ZM115 145H116V144H115ZM115 145H114V146H115ZM124 145H125V144H124ZM127 145H129V144H127ZM127 145H126V146H127ZM183 145H184V144H183ZM193 145H194V144H193ZM210 145H212V144L210 143ZM210 145H205V146H210ZM221 145H222V144H221ZM254 145L256 146L255 148H254ZM39 146H40V145H39ZM41 146H42V145H41ZM54 146H55V144H54ZM58 146H59V144H58ZM64 146H67V147H68V144H67V145H64ZM81 146H83V145H81ZM91 146H92V145H91ZM100 146H101V145H100ZM105 146H106V145H105ZM105 146H104V147H105ZM109 146H110V145H109ZM117 146H118V145H117ZM120 146H121V145H120ZM171 146H172V145H171ZM185 146H186V144H185ZM185 146H184V147H185ZM194 146H195V145H194ZM42 147H43V146H42ZM67 147H64L63 149H65V148H67ZM71 147L74 149L73 146H71ZM71 147H70V148H71ZM78 147H79V145H78ZM78 147H77L76 151L79 149ZM134 147H135V146H134ZM145 147H146V146H145ZM145 147H144V148H145ZM174 147H175V146H174ZM177 147H178V148L180 147V148H179L180 150H181V149H182V150H183V149L185 150V148H184V147L181 148V145L179 146V144L177 145ZM191 147H193V146L190 145V147L187 148V149H190ZM195 147H196V146H195ZM195 147H193V148H195ZM212 147H213V146H212ZM43 148H44V147H43ZM47 148H48V147H47ZM51 148H52V147H51ZM51 148H50V149H51ZM59 148H60V147H59ZM89 148H90V146H89ZM99 148H100V147H98V150H99ZM108 148H112V147H108ZM115 148H117V147H115ZM121 148H124V147L122 146ZM142 148H143V147H142ZM168 148H169V146H168ZM171 148H172V147H171ZM178 148H176V150H177ZM198 148H199V147H198ZM200 148H201V149H200L201 152H202V150H203V151L206 150V148H205V149H202V146H200ZM210 148H211V147H210ZM213 148H214V147H213ZM213 148L211 149L212 151H213ZM32 149H33V148H32ZM94 149H95V148H94ZM100 149L103 151L102 148H100ZM124 149H125V148H124ZM124 149H120V150H124ZM134 149H135V148H134ZM173 149H175V148H173ZM195 149H196V148H195ZM195 149H194V150H195ZM36 150H37V148H36ZM40 150H45V149H40ZM40 150H39V151H40ZM53 150H54V149H53ZM65 150H66V149H65ZM74 150H75V149H74ZM79 150H81V149H79ZM101 150H100V151H101ZM116 150H117V149H116ZM118 150H119V149H118ZM126 150H127V149H126ZM131 150L133 151V149H130V151H131ZM76 151H75V152H76ZM91 151L96 152L97 150H91ZM105 151H107V150H105ZM128 151H129V150H128ZM141 151H142V150H141ZM177 151H179V150H177ZM190 151H192V148L190 149ZM200 151H199V152H200ZM209 151H210V150H209ZM215 151H217V150L215 149ZM44 152H45V151H44ZM60 152H61V151H60ZM63 152H64V150H63ZM67 152H68V151H67ZM67 152H66V153H67ZM85 152L88 153L86 150H85ZM98 152H99V151H98ZM118 152H122V151H118ZM150 152H153V151L151 150ZM185 152L187 153V151H185ZM47 153H48V152H47ZM47 153H46V154H47ZM78 153H79V152H78ZM78 153H77V154H78ZM99 153H100V152H99ZM115 153H117V152H115ZM129 153H130V152H129ZM133 153H134V152H133ZM142 153H143V152H142ZM183 153H184V152H183ZM41 154H42V153H41ZM41 154H39V155H41ZM60 154H61V153H60ZM80 154H81V153H80ZM97 154H98V153H97ZM113 154H114V152H113ZM113 154H112V155H113ZM127 154H128V152H127ZM191 154H192V153H191ZM200 154H201V153H200ZM200 154H199V155H200ZM263 154H264V153H263ZM43 155H44V154H43ZM48 155L50 156L49 153H48ZM48 155H47V158H48ZM62 155H64V154L62 153ZM62 155H60V156L63 158ZM95 155H96V154H95ZM115 155H116V157H115ZM119 155H120V154H119ZM133 155H134V154H133ZM133 155H132V156H133ZM139 155H140V154H138V156H139ZM143 155H144V154H142V156H143ZM177 155H179V154H177ZM193 155H194V154H193ZM199 155H197V156H199ZM86 156H89V154L86 155ZM91 156L93 157L94 155L91 153ZM97 156H98V155H97ZM97 156L94 157V158L97 159ZM117 156H118L117 154H114V157L116 158V160L120 161L119 157H118V159H117ZM121 156H123V153L121 154ZM138 156L136 155V157H138ZM146 156H147V155H146ZM146 156H145V157H146ZM150 156H151V155H150ZM180 156H181V153H180V155H179V158L181 159ZM185 156H186V155H185ZM203 156H205V155H203ZM203 156H202V157H203ZM263 156H264V155H263ZM79 157H80V156H79ZM79 157H78V158H79ZM92 157H91V159H93ZM128 157H129V156H128ZM133 157H135V155H134ZM133 157H132V160H134ZM140 157H141V155H140ZM140 157H139V158H140ZM188 157H189V156H188ZM188 157H186V158H188ZM195 157H196V156H195ZM202 157H200V158H202ZM39 158H40V157H39ZM42 158H43V157H42ZM98 158H99V157H98ZM108 158H109V157H108ZM108 158H107V159H108ZM111 158H112V157H111ZM139 158H138V160H139ZM186 158H185L184 160H186ZM192 158H193V157H192ZM37 159H38V158H37ZM50 159H51V158H50ZM56 159H57V158H56ZM88 159H89V158H88ZM88 159H87V160H88ZM91 159H90V160H91ZM109 159H110V158H109ZM123 159H125L124 156H123ZM123 159H122L121 161H123ZM176 159H178V156L176 157ZM198 159H199V157H198ZM202 159H203V158H202ZM59 160H60V159H59ZM59 160H58V163H59V164L62 163V167H63V168L66 170V172H67L68 174H70V175H71V174L73 175L74 173H79V172H82V171L85 170V167H84V164H83L84 162H83V163H82V161L80 162V161L77 159L76 154H75V156H73V155H71V154H68L67 156H65V157L63 158V160H61V161H62L61 163L59 162ZM116 160H115V161H116ZM128 160H129V161H132V160H130V159H126V161H124L125 163H122V165H123V164H126ZM136 160H137V159H136ZM138 160H137V162H138ZM167 160H168V159H167ZM200 160H201V159H200ZM91 161H92V160H91ZM109 161H111V160H109ZM113 161H114V159H112L111 163H112ZM134 161H135V160H134ZM159 161H161V160H159ZM171 161H172V160H171ZM205 161H206V160H205ZM50 162H52V160H51ZM85 162H88V161H85ZM95 162H96V161H95ZM98 162H99V161H98ZM180 162H181V160H180ZM180 162H179V165H180ZM189 162H191V161H189ZM200 162H201V161H200ZM200 162H199V163H200ZM203 162H204V160H203ZM39 163H40V162H39ZM43 163H44V162H43ZM47 163H49L48 160H47ZM89 163H90V162H89ZM111 163H110V164H111ZM118 163H119V162H118ZM130 163L132 164V162H130ZM130 163H129V165H130ZM135 163H136V161H135ZM135 163H133L132 166L135 165ZM156 163H157V164H156L155 166H157V165L159 164L158 161H157ZM169 163H170V162H169ZM205 163H206V162H205ZM45 164H46V163H45ZM92 164H93V162H92ZM119 164H121V163H119ZM137 164H138V163H136V165H137ZM139 164H140V162H139ZM165 164H166V163H165ZM187 164L189 165L188 162H187ZM28 165H29V164H28ZM39 165H40V164H39ZM88 165H89V164H88ZM88 165L86 164V166H87L86 169L89 170V172H90L93 168H92L91 170L88 169ZM93 165H94V164H93ZM93 165H92V166H93ZM95 165L97 166V164H95ZM95 165H94V166H95ZM107 165H108V164H107ZM129 165H127L128 168H129ZM136 165H135V167H136ZM167 165H169V164H167ZM181 165H183V163H182ZM181 165H180V167H181ZM190 165H191V164H190ZM205 165H206V164H204V168H205ZM29 166H31V165H29ZM40 166H42V164H41ZM48 166L51 167L50 164H49ZM56 166H57V165H56ZM60 166H61V165H60ZM114 166H117V164L114 165ZM123 166H125V165H123ZM137 166H140V165H137ZM141 166H142V165H141ZM158 166H159V165H158ZM172 166H175V165H173V162H172ZM176 166H177V165H176ZM185 166H186V164H185ZM43 167H44V166H42V168H43ZM90 167H91V166H90ZM118 167L120 168L121 165L118 166ZM118 167H115L114 169H117ZM163 167H166V165H164ZM167 167H168V166H167ZM170 167H171V165H170ZM186 167H187V166H186ZM190 167H192V166H190ZM201 167H202V166H201ZM37 168H39V167H37ZM42 168H41L40 170H42ZM56 168H58V167H56ZM108 168H109V167H108ZM125 168H126V166H125ZM125 168L122 167V169H125ZM128 168H126V169H128ZM130 168H132L131 165H130ZM159 168H160V167H159ZM172 168H174V167H172ZM178 168H179V166L177 167V169H178ZM194 168H196V170H197V168H198L197 165H196ZM202 168H203V167H202ZM204 168H203V169H204ZM207 168H208V167H207ZM210 168H209V169H210ZM33 169H34V168H33ZM94 169H95V168H94ZM99 169H100V168H99ZM105 169H106V168H105ZM120 169H121V168H120ZM122 169H121V170H122ZM126 169H125V170H126ZM132 169H133V168H132ZM161 169H162V168H161ZM177 169H176V171H177ZM180 169H181V168H180ZM183 169L185 170L186 168H183ZM187 169H188V167H187ZM187 169H186L185 171H188ZM199 169H201V168H199ZM1 170H2V168L0 167V171H1ZM28 170H29V169H28ZM56 170H58V169H56ZM87 170H86V173H85V174H87ZM100 170H101V169H100ZM107 170H108V169H107ZM121 170H120V171H121ZM129 170H130V169H129ZM167 170H168V168H167ZM170 170H172V169H170ZM184 170H182V171H184ZM189 170H190V169H189ZM201 170H202V169H201ZM205 170H206V169H205ZM222 170H223V171H222ZM11 171H12V169L10 170V172H11ZM45 171H46V170H45ZM45 171H44V172H45ZM59 171H60V170H59ZM120 171H119V173H120ZM134 171H136V169H135ZM162 171H163V170H162ZM162 171H161V173H162ZM168 171H169V170H168ZM180 171H181V170H180ZM185 171H184V172H185ZM209 171H211V170H209ZM213 171H212V172H213ZM5 172H6V171H5ZM36 172H37V171H36ZM51 172H52V171H51ZM53 172H54V174H55V171H53ZM56 172H58V171H56ZM84 172H85V171H84ZM97 172H98V170H97ZM97 172H96V173H97ZM108 172H109V171H108ZM112 172H113V170H111V172L108 173V174H111ZM114 172H115V171H114ZM122 172H123V171H122ZM124 172H125V171H124ZM131 172H132V170H131ZM170 172H171V171H170ZM170 172H167V171H166V173H170ZM184 172H180V173H181V174H182V173L184 174ZM188 172H189V171H188ZM196 172H197V171H196ZM252 172L255 173V170L252 169L251 174H253ZM7 173H8V171H7ZM27 173H28V172H27ZM31 173H32V172H31ZM45 173H46V172H45ZM63 173H64V171H63ZM90 173H91V172H90ZM126 173H127V171H126ZM133 173H135V172H133ZM145 173H147V172H145ZM145 173H144V174H145ZM171 173H172V172H171ZM174 173L176 174V172H174ZM180 173H178L177 175L180 176V175H181ZM209 173H210V175H211V172H209ZM222 173H220V174H222ZM20 174H21V173H20ZM43 174H44V173H43ZM57 174H60V173L58 172ZM91 174H93V172H92ZM97 174H98V173H97ZM105 174H106V173H105ZM108 174H106V175H107V177L109 178L110 175H108ZM129 174H130V172H129ZM131 174H132V173H131ZM135 174H136V173H135ZM137 174H138V173H137ZM152 174H153V173H152ZM152 174H151V175H152ZM183 174H182V176L186 177V176H185L186 173H185L184 175H183ZM204 174H205V173H204ZM22 175L25 176V174H22ZM22 175H21V176H22ZM27 175H28V174H27ZM27 175H26V176H27ZM37 175H39V174L37 173ZM70 175H69V176H70ZM112 175H113V174H112ZM112 175H111V179L109 178V181L112 180V183H114V182H116V180H115L114 182H113V180H114L116 177L114 176L115 178L112 179V177H113ZM116 175H117V174H116ZM121 175H122V174H121ZM138 175H139V174H138ZM145 175H146V174H145ZM160 175H162V174H160ZM171 175H173V174H170V176H171ZM189 175H190V174H189ZM217 175H219V174H217ZM224 175H226V173H225ZM13 176H14V174H13ZM30 176H31V175H30ZM39 176H40V175H39ZM44 176H45V174H44ZM59 176H60V175H59ZM97 176H98V175H97ZM99 176H100V175H99ZM124 176H126V175L124 174ZM128 176H129V175H128ZM130 176H131V175H130ZM133 176H134V175H133ZM133 176H132V177H133ZM135 176H136V175H135ZM135 176H134V177H135ZM146 176L149 177V175H146ZM205 176H207V173H206ZM251 176H252V175H251ZM33 177L36 178L34 175H33ZM50 177H51V179H53L52 176H50ZM50 177H48L49 181L51 180ZM72 177H73V176H72ZM72 177H71V178H72ZM87 177H89V175H88ZM117 177H118V176H117ZM143 177H144V176H143ZM143 177H142V178H143ZM160 177H161V176H160ZM166 177H167V176H166ZM189 177H190V176H189ZM211 177H212V176H210V178H211ZM245 177H246V176H245ZM12 178L14 179L15 177H12ZM22 178H23V177H22ZM26 178H28V177H26ZM29 178H30V177H29ZM40 178H41V177H40ZM55 178H57V177H55ZM74 178H75V177H74ZM83 178H85V177L83 176ZM96 178H97V177H96ZM96 178H95V179H96ZM102 178H103V177H102ZM105 178H106V176H105ZM108 178H107V179H108ZM136 178H137V177H135V179H136ZM144 178H146V177H144ZM150 178H151V177H150ZM171 178H172V176H171ZM177 178H178V177H177ZM179 178H181V176H180ZM179 178H178V180H180V182H181V179H179ZM207 178H208V177H207ZM221 178H223V177L221 176ZM221 178H220V179H221ZM224 178H225V177H224ZM246 178H247V177H246ZM248 178H249V177H248ZM6 179H7V178H6ZM30 179H31V178H30ZM38 179H39V178H38ZM57 179H58V178H57ZM66 179H67V178H66ZM69 179H70V178H69ZM79 179H80V178H79ZM91 179H92V178H91ZM95 179H92V180L94 181ZM98 179H100V177H99ZM117 179H118V178H117ZM122 179H123V178H122ZM130 179H131V177H130ZM139 179H140V178H139ZM162 179H164V178H162ZM166 179H167V178H166ZM166 179H165V180H166ZM168 179H169V178H168ZM196 179H199V178H196ZM213 179L216 180L215 177H214ZM213 179H212V181H214ZM225 179H226V178H225ZM225 179H222V180H225ZM15 180H16V179H15ZM26 180H27V179H26ZM26 180H25V181H26ZM32 180L34 181V179H32ZM60 180H63V179L61 178ZM70 180H72V179H70ZM70 180H69V181H70ZM80 180H81V179H80ZM105 180H106V179H105ZM119 180H120V179H119ZM131 180L133 181V183L136 182V181L133 180V178H132ZM137 180H138V178H137ZM148 180H149V178H148ZM148 180H147V181H146V180H143V182H145V181L148 182ZM158 180H159V179H158ZM189 180H190V179H189ZM203 180H204V179H203ZM207 180H210V179H207ZM262 180H263V179H262ZM42 181H43V180H42ZM49 181L47 180V182H49ZM55 181H56V182H59V180H55ZM72 181H73V180H72ZM77 181H78V180H77ZM83 181L86 182V179H85V180L83 179ZM87 181H88V180H87ZM95 181H98V180H95ZM95 181H94V182H95ZM99 181H100V180H99ZM125 181H126V179H125ZM132 181H130V182L132 183ZM138 181H139V180H138ZM138 181H137V182H138ZM153 181H154V180H153ZM166 181H167V180H166ZM184 181H185V180H184ZM190 181H191V180H190ZM198 181H199V180H198ZM200 181H201V180H200ZM200 181H199V182H200ZM217 181H219V180H217ZM248 181H250V179H249ZM248 181H247V182H248ZM260 181H261V180H260ZM66 182H67V181H66ZM66 182H65V183H66ZM80 182H81V181H80ZM103 182H104V180H103ZM105 182H108V181L106 180ZM127 182H128V180L126 181V183H127ZM130 182H129L128 184H130ZM137 182H136V183H137ZM178 182H179V181H178ZM180 182H179V184H180ZM186 182H188L189 185H190V182H189V181H186ZM196 182H197V181H196ZM202 182H203V181H202ZM202 182H201V183H202ZM204 182H205V181H204ZM204 182H203V183H204ZM221 182H222V181H221ZM255 182H256V181H255ZM257 182H259L258 179H257ZM261 182H262V181H261ZM27 183H28V182H27ZM50 183H51V182H50ZM53 183H54V182H53ZM61 183H62V182H60L59 184H61ZM65 183L63 182L64 185H65ZM67 183H68V182H67ZM96 183H97V182H96ZM101 183H102V181H101ZM133 183H132L131 185H133ZM136 183H135V184H136ZM141 183H142V182H141ZM168 183H169V182H168ZM184 183H185V182H184ZM192 183H193V182H192ZM192 183H191V185H192ZM206 183H207V182H206ZM206 183H205V184H206ZM215 183H217V182L215 181ZM219 183H220V181H219ZM251 183H252V182H251ZM253 183H254V181H253ZM259 183H260V182H259ZM259 183H258V184H259ZM16 184H17V183H16ZM20 184H21V183H20ZM20 184H19V185H20ZM56 184H58V183H56ZM83 184H84V183H83ZM98 184H99V183H98ZM135 184H134L133 188L135 187ZM137 184H138V183H137ZM143 184H144V183H143ZM143 184H142V186H143ZM150 184H151V183H149V185H150ZM161 184H162V183H161ZM179 184H178V185H179ZM199 184H200V183H199ZM207 184H208V183H207ZM209 184H210V182H209ZM212 184H214V182H213ZM223 184H222V185H223ZM225 184H224V186H225ZM227 184H226V185H227ZM242 184H243V183H242ZM255 184H257V183H255ZM260 184H263V182L260 183ZM13 185H14V184H13ZM19 185H17V186H19ZM33 185H34V184H33ZM38 185H39V183H38ZM41 185H42V183H40V188H41ZM54 185H55V184H53L52 186H54ZM77 185H78V183H77ZM101 185H102V184H101ZM114 185H115V183H114ZM146 185H147V183H145V186H146ZM164 185H165V184H164ZM170 185H171V183H170ZM183 185H184V184H183ZM183 185H181L182 187H181V186H179V187H180V188H185V187H183ZM185 185H186V184H185ZM216 185H217V184H216ZM216 185H215V186H216ZM218 185H219V184H218ZM222 185H221V186H222ZM243 185H244V184H243ZM245 185H247V184H245ZM250 185H251V184H250ZM250 185H248V187H249ZM6 186H7V185H6ZM9 186H12V183H11V185H9ZM14 186H15V185H14ZM17 186L14 187V188H17ZM21 186H22V185H21ZM29 186H30V185H29ZM29 186H28V187H29ZM73 186H74V185H73ZM84 186H85V185H84ZM96 186H97V185H95V187H96ZM126 186H127V185H126ZM151 186H152V185H151ZM153 186H155V185L153 184ZM193 186H195V185H193ZM215 186H214V187H215ZM253 186H254V185H253ZM253 186H252V187H253ZM36 187H37V186H36ZM48 187H49V186H48ZM61 187H62V186H61ZM78 187H79V185H78ZM81 187H82V186H81ZM98 187H99V185H98ZM112 187H113V185H112ZM127 187H128V186H127ZM138 187H139V186H138ZM138 187H135V189H138ZM146 187L148 188L149 186H146ZM146 187L144 188V190L147 189ZM165 187H166V186H165ZM175 187L177 188V186H175ZM175 187H173V188H171V189L173 190V189H175ZM216 187H217V186H216ZM216 187L214 188V191H215ZM238 187H241L240 184H239ZM252 187H251V188H252ZM254 187H255V186H254ZM262 187H263V186H262ZM22 188H23V186H22ZM24 188H25V187H24ZM40 188H39V189H40ZM55 188H56V187H55ZM83 188H84V187H83ZM96 188H97V187H96ZM115 188H116V187H115ZM140 188H141V187H140ZM168 188H169V187H168ZM195 188H196V187H195ZM224 188H225V187H224ZM258 188H259V187H258ZM260 188H261V187H260ZM1 189H2V188H1ZM1 189H0V190H1ZM11 189H12V187H11ZM26 189H27V188H26ZM30 189H31V188H30ZM36 189H37V188H36ZM39 189H38V190H39ZM67 189H69V187H68ZM79 189H80V187H79ZM91 189H92V188H91ZM101 189H102V188H101ZM103 189H104V188H103ZM108 189H109V187H108ZM108 189H104V190H107V191H108ZM119 189H120V188H119ZM131 189H132V188H131ZM131 189L129 190V188H128L129 193H130ZM149 189H154V187H153V188H150V187H149L147 190L149 191ZM217 189H218V188H217ZM217 189H216V190H217ZM221 189H222V188H221ZM226 189H227V188H226ZM5 190L7 191L6 188H5ZM12 190H13V189H12ZM12 190H10L11 192H9V195L12 193ZM17 190H18V192H16V193H20V195H21V192L19 191V187L17 188ZM34 190H35V187H34ZM49 190H50V188H49ZM64 190H65V189H64ZM71 190H72V189H71ZM71 190H70V192L73 191V190H72V191H71ZM104 190H103V192L100 191L99 189H98L97 191H98V192H102V194H103V193L106 194V192H104ZM128 190H127L126 192H128ZM133 190H134V189H133ZM133 190H132V192H133ZM160 190H161V187H160ZM175 190H176V189H175ZM178 190H179V189H178ZM180 190H182V192H180V193H182L183 195H185V194L183 193V192H184V189H180ZM180 190H179V191H180ZM196 190H197V189H196ZM196 190H195V192H196ZM199 190H200V189H199ZM199 190H198V191H199ZM205 190H207V189H205ZM205 190H204V191H205ZM218 190H219V189H218ZM218 190H217V191H218ZM223 190H224V189H223ZM246 190H247V189H246ZM256 190H257V189H256ZM259 190H260V189H258L257 192H258ZM1 191H2L1 193L3 194V193H4V192H3V189H2ZM6 191H5V193H6ZM14 191H15V190H14ZM27 191H28V190H27ZM53 191H54V190H53ZM56 191H57V190H56ZM56 191H54V192H56ZM62 191H63V190H62ZM62 191H60V192H62ZM84 191H86V190H83V192H84ZM87 191H88V190H87ZM91 191L93 192V190H91ZM97 191L94 189V193L97 192ZM135 191H136V190H135ZM139 191H140V190H139ZM142 191H143V190H142ZM150 191H151V190H150ZM161 191H162V190H161ZM166 191L168 192L169 190H166ZM173 191H174V190H173ZM173 191H172V192H173ZM204 191H203V192H204ZM220 191H222V190H219V193H223V194H225L224 192H220ZM224 191H225V190H224ZM226 191H227V190H226ZM226 191H225V192H226ZM243 191H244V190H243ZM22 192H23V189H22ZM40 192H42V191H40ZM50 192H51V191H50ZM54 192H53V193H54ZM67 192H68V191H67ZM117 192H118V191H117ZM124 192H125V191H124ZM153 192H154V191H153ZM157 192H158V191H157ZM167 192H166V193H167ZM174 192H175V191H174ZM176 192H177V191H176ZM176 192H175V193H176ZM200 192H201V191H200ZM205 192H206V191H205ZM205 192H204V193H205ZM212 192H213V191H212ZM228 192H229V191H228ZM231 192H232V191H231ZM235 192H236V191H235ZM7 193H8V192H7ZM29 193H30V192H29ZM29 193L27 194L28 196H29ZM58 193H59V192H58ZM58 193H54V194L56 195V194H58ZM78 193H79V192H78ZM80 193H81V192H80ZM85 193H86V192H85ZM87 193H88V192H87ZM90 193H91V192H90ZM94 193H93V194H94ZM133 193H134V192H133ZM155 193H156V190H155ZM158 193H160V192H158ZM213 193H214V192H213ZM215 193H217V192H215ZM237 193H239V195H240L241 192L239 191V192H237ZM255 193H256V191H255ZM258 193H259V192H258ZM2 194H0V195H1V198H2ZM43 194H44V192H43ZM49 194H50V193H49ZM68 194H69V193H68ZM97 194H98V193H97ZM99 194H101V193H99ZM107 194H108V193H107ZM119 194H120V193H119ZM126 194H127V196H128V193H124V195L122 194V195H123L122 197H124ZM135 194H136V193H135ZM135 194H134V197H135L136 195H138V194H136V195H135ZM140 194H141V193H140ZM148 194H150V193H148ZM163 194H165V193H163ZM176 194H177V193H176ZM176 194H175V195H176ZM194 194H195V193H194ZM198 194H199V193H198ZM228 194H230V193H228ZM233 194H234V193H233ZM248 194H249V192H248ZM5 195H6V194H5ZM9 195H8V196H9ZM11 195H14V194H11ZM11 195H10L9 197H11ZM25 195H26V194H25ZM25 195H24V196H25ZM30 195H31V194H30ZM34 195H37V193L34 194ZM40 195H41V194H40ZM55 195H54V196H55ZM73 195H74V193H73ZM82 195H84V193L81 194L80 197H82ZM88 195H89V194H88ZM90 195H91V194H90ZM95 195H96V194H95ZM95 195H94V196H95ZM108 195H109V194H108ZM112 195H113V194H112ZM120 195H121V194H120ZM129 195H130V197H131V194H129ZM143 195H144V193L142 194V196H143ZM156 195H157V194H156ZM160 195H162V192H161V194H159V196H160ZM169 195H170V194H169ZM195 195H197V194H195ZM199 195H201V194H199ZM211 195H212V193H211ZM234 195H235V194H234ZM234 195H232V197H233ZM239 195L237 194V196H239ZM241 195H242V194H241ZM258 195L260 196L261 193L258 194ZM262 195H263V193H262ZM15 196H17V195H15ZM18 196H19V195H18ZM18 196L15 198V201H16V199L18 200ZM28 196H27V197H28ZM32 196H33V195H32ZM58 196H60V194H59ZM99 196L101 197V195H99ZM132 196H133V194H132ZM153 196H154V195H153ZM159 196H158V197H159ZM163 196H164V195H163ZM166 196H167V195H166ZM192 196L194 197V195H192ZM216 196H217V194H216ZM225 196H227V195H225ZM225 196H222V197L224 198ZM229 196H230V195H229ZM6 197H7V195H6ZM6 197H5V199H6ZM49 197H50V195H49ZM84 197H85V196H84ZM103 197H104V196H103ZM117 197H118V196H117ZM117 197H116V200L119 199V198L117 199ZM130 197H129V198H130ZM145 197H148V196H143L144 199H147V198H145ZM179 197L182 199V196L179 194L177 200H179ZM206 197H207V196H206ZM217 197H218V196H217ZM217 197H216V198H217ZM222 197H221V199H222ZM232 197H231V198H232ZM241 197H242V196H241ZM241 197H239V198H241ZM245 197H246V196H245ZM251 197H252V196H251ZM251 197H249V198H251ZM1 198H0V200H1ZM42 198H43V197H42ZM54 198H56V196H55ZM92 198H93V197H92ZM126 198L128 199V197H126ZM156 198H157V197H156ZM174 198L176 199L177 197H174ZM183 198H185V196H184ZM200 198H203V197H200ZM207 198H208V197H207ZM233 198H234V197H233ZM242 198H243V197H242ZM259 198H260V197H259ZM259 198H258V200H259ZM261 198H262V197H261ZM5 199H4V200H5ZM8 199H10V198H8ZM13 199H14V198H13ZM23 199H24V198H23ZM52 199H53V198H52ZM82 199H84V198H82ZM82 199H81V202H82ZM98 199L100 200V198L97 197V201H98ZM122 199H123V198H122ZM132 199H133V200L135 199V200L137 201V196H136V198H133V197H132ZM139 199H140V198H139ZM141 199H142V198H141ZM160 199H161V197H160ZM181 199H180V200H181ZM188 199H189V198H188ZM188 199H183L180 203H182V202H184V201H185V202H188ZM227 199H229V198L227 197ZM252 199H253V198H251V200H252ZM29 200H30V198H29ZM31 200H33V199H31ZM58 200H59V199H58ZM61 200H62V199H60L59 201H61ZM65 200H66V199H65ZM68 200H70V199H68ZM68 200H67V201H68ZM77 200H79V199L77 198ZM85 200H86L87 203H90V202L87 201V199H85ZM107 200H110V199H106V201H107ZM129 200H131V198H130ZM129 200H124V201H123L124 204H125V201L127 202V201H129ZM135 200H134V201H135ZM142 200H143V199H142ZM142 200H140V202H141ZM148 200H149V198H148ZM150 200H151V199H150ZM164 200H165V199H164ZM168 200L170 201V199H168ZM189 200H190L191 203H192V199H191V197H190ZM197 200H198V203H199L200 200H199V199H197ZM206 200H207V199H205V201H206ZM218 200H219V199H218ZM225 200H226V199H225ZM230 200H231V199H230ZM230 200H229V201H230ZM241 200H242V199H241ZM241 200L238 199V201H241ZM15 201H14V202H15ZM54 201H55V200H54ZM67 201H66V202H67ZM79 201H80V200H79ZM95 201H96V200H95ZM118 201H119V200H118ZM118 201H117V202H118ZM121 201H122V200H121ZM138 201H139V200H138ZM145 201H147V200H145ZM152 201H155V199L152 200ZM159 201H160V200H159ZM165 201H166L167 203H169V201H167V200H165ZM174 201H176V200H174ZM212 201H213V199H212ZM220 201H221V200H220ZM220 201H219V204H218V205H220ZM243 201H244V200H243ZM259 201H260V200H259ZM5 202H7L8 205H10V204H9V203H10L9 201H5ZM33 202H36V201H33ZM49 202H50V201H49ZM61 202H63V201H61ZM70 202H72V201H69L68 203H70ZM91 202H93V200H92ZM103 202H105V200H103ZM107 202H108V201H107ZM110 202H111V201H110ZM110 202H109V203H110ZM115 202H116V201H115ZM166 202H165V203H166ZM217 202H218V201H217ZM227 202H228V201H227ZM247 202H249L248 199H247ZM252 202H253V201H252ZM252 202H250V203H252ZM7 203H6V204H7ZM16 203H17V202H15V204H16ZM20 203H21V202L19 201V205H20ZM22 203H23V202H22ZM41 203H42V202H41ZM53 203H54V202H53ZM56 203H57V202H56ZM132 203H133V202H132ZM132 203L130 202L131 205H132ZM142 203H144V202H142ZM162 203H163V201H162ZM167 203H166V204H167ZM205 203H206V202H205ZM211 203H212V202H211ZM236 203H237V208H238V206H240V205H238L239 202H236ZM1 204H2V203H1ZM35 204H36V203H35ZM54 204H55V203H54ZM60 204H61V203H60ZM64 204H65V202H64ZM77 204H78V203H77ZM101 204H103V203L101 202L100 205H101ZM106 204H107V203H106ZM156 204H157V203H156ZM160 204H161V203H160ZM170 204H171V203H170ZM177 204H178V203H177ZM177 204H173V203H172V206H173V205H176V206H177ZM192 204H193V203H192ZM221 204H222V203H221ZM226 204H228V203H226ZM231 204H232V202H231ZM11 205H12V204H11ZM17 205H18V204H17ZM21 205H22V204H21ZM28 205H29V204H28ZM28 205H27V206H28ZM41 205H42V204H41ZM43 205H44V204H43ZM43 205H42V206H43ZM48 205H49V204H48ZM62 205H63V204H62ZM62 205H60V207H62ZM94 205H95V204H94ZM104 205H105V204H104ZM107 205H108V204H107ZM109 205H110V204H109ZM109 205H108V206H109ZM135 205H136V203H135ZM168 205H169V204L165 205L164 207L166 208V206H168ZM178 205H179V204H178ZM195 205H196V204H195ZM234 205H235V204H234ZM252 205H253V204H252ZM4 206H5V205H4ZM29 206H30V205H29ZM36 206H37V205H36ZM36 206H35V208H36ZM38 206H39V205H38ZM46 206H47V205H46ZM66 206H67V205H66ZM66 206H65V207H66ZM70 206H72V205H70ZM81 206H83V204H82ZM90 206H91V205H90ZM140 206H141V205H140ZM143 206H145V205H143ZM169 206H170V205H169ZM169 206H168L166 209H169ZM181 206H182V204H181ZM206 206H207V205H206ZM212 206H213V205H212ZM212 206H210V207H212ZM220 206H221V205H220ZM225 206L228 207V206H230V205H228V206L225 205ZM225 206H224V207H225ZM1 207H2V206H1ZM8 207H9V206H8ZM12 207H13V206H12ZM12 207H11V208H12ZM14 207L17 208L18 206H17V207L14 206ZM14 207H13V208H14ZM19 207H20V206H19ZM48 207L50 208V206H48ZM53 207H54V206H53ZM55 207H56V206H55ZM63 207H64V206H63ZM78 207H80V205H78ZM84 207H86V205H85ZM87 207H88V206H87ZM99 207H101V206H99ZM104 207H105V206H104ZM106 207H107V206H106ZM109 207H110V206H109ZM135 207H136V206H135ZM137 207H138V205H137ZM137 207H136V209H137ZM158 207H161V206H158ZM183 207H184V206H182V208H183ZM195 207H196V206H195ZM208 207H209V206H207L206 208H208ZM216 207H217V206H216ZM216 207L214 206L213 213H215V211H216L215 208H216ZM218 207H219V206H218ZM230 207H231V206H230ZM233 207H234V206H233ZM252 207H253V206H252ZM13 208H12V209H13ZM29 208H30V207H29ZM35 208H33V209L35 210ZM57 208H58V207H57ZM81 208H82V207H81ZM111 208H112V207H111ZM129 208H130V206H129L128 208H126L125 210H127V209H129ZM144 208H146V207H144ZM174 208H175V207H174ZM199 208H200V207H199ZM239 208H240V207H239ZM257 208L260 209V205H259V207H258L257 205H255L254 209L251 210V206H250V204L243 203V204L241 205V209H240V210H241V212L244 213L243 215H248V214L254 212L255 210H257ZM263 208H264V206H263ZM2 209H3V208H1V211H2ZM26 209L28 210V208H26ZM30 209H31V208H30ZM67 209H68V208H67ZM67 209H66V210H67ZM86 209H87V208H86ZM92 209H93V208H92ZM102 209H103V208H102ZM102 209H99V211H97V212H96L95 214H93L92 216H90L89 213H88V211H87L88 216H90V219H89V221L87 222V225H88L87 227H88V229H89L90 231H92V230H99L100 227H102L103 224L105 223V217H104V215L102 214ZM121 209H122V208H121ZM140 209L142 210L143 208H140ZM161 209H162V207H161ZM175 209H176V208H175ZM192 209L194 210V208H192ZM226 209H228V208H226ZM226 209H225V211H226ZM6 210H7V207H6ZM6 210H5V212H7ZM23 210H25V209H23ZM45 210H46V209H45ZM57 210H58V209H57ZM57 210L55 211L56 214H57V212H58ZM60 210H61V209H60ZM68 210H69V209H68ZM68 210H67V211H68ZM74 210H76V209H74ZM79 210H81V209H79ZM87 210H88V209H87ZM129 210H130V209H129ZM129 210H128V211H129ZM131 210H132V209H131ZM141 210H140V212H141ZM169 210H170V212H169V214H170V213L172 212V210H171V209H169ZM178 210H179V212H180V211H181V208L178 209ZM178 210H177V211H178ZM193 210H192V212H193V214H194V211H193ZM217 210H218V208H217ZM220 210H221V209H220ZM223 210H224V209H223ZM233 210H234V212H235L236 209H233ZM31 211H32V210H31ZM35 211L38 212V211H37V208H36ZM46 211H47V210H46ZM49 211H50V210H49ZM77 211H78V210H77ZM77 211H76V212H77ZM89 211H90V210H89ZM106 211H107V210H106ZM121 211L124 212L123 210H121ZM152 211H153V209H152ZM160 211H161V210H160ZM230 211H231V209H230ZM230 211H229V212H230ZM3 212H4V211H3ZM11 212H12V211H11ZM19 212H20V211H19V209H18V213H19ZM25 212H26V210H25ZM53 212H54V211H53ZM55 212H54V213H55ZM72 212H73V210H72ZM72 212H70V213H72ZM79 212H80V211H79ZM112 212H113V210H112ZM117 212L119 213V211H117ZM132 212L134 213V212H137V211H133V210H132ZM143 212H144V211H143ZM145 212H147V211H145ZM145 212L142 213V214H145ZM150 212H151V210H150ZM164 212L167 213L168 211H166V210H162V211H161V213H164ZM207 212H209V211H207ZM229 212H228V213H229ZM15 213H16V212H15ZM23 213H24V212H23ZM28 213H30V211H28ZM31 213H33V212H31ZM38 213H39V212H38ZM54 213H52V214H54ZM63 213H64V212H63ZM110 213H111V211H110ZM110 213H109V214H110ZM128 213H129V212H128ZM137 213H139V212H137ZM147 213H149V212H147ZM147 213L145 214V216L147 215ZM153 213H154V212H153ZM157 213H158V215L160 214V212H157ZM157 213H156V214H157ZM165 213H164V215H165ZM176 213H177V212H175L174 214H176ZM182 213H183V212H182ZM185 213H187V212H185ZM190 213H191V212H190ZM218 213H219V211H218ZM257 213H258V212H257ZM3 214H4V213H2V216H3ZM8 214H10L9 211L7 212V217L10 218L11 216H8ZM19 214H21V213H19ZM24 214H25V213H24ZM26 214H27V213H26ZM36 214H37V213H36ZM56 214H55V217H54V215H53V218H54V219L50 222L51 224H50V228H49V232H48L49 235H46V236L49 237V239H48V241H46V239H44V240H45V243L47 244V247H46V253H45V256H42L43 259H45V261H44V263H42L43 261L41 260V264H57L58 262H62V260H59L58 262H56V261L59 259V256H60V255H59V250H60V251H61V250L63 251V253L67 256V260L69 261V260L72 258V256H73L74 250L77 248L79 242L83 239V236H84V232H85V229H84V228H85V227H83L82 225H77L74 221H70V222L67 221V222H65L66 220H62V219L60 218V217H61L60 214H59L60 217H59V216H56ZM65 214L67 215V212H66ZM65 214H64V215H65ZM73 214H75V213H72V215H73ZM77 214H78V213H77ZM124 214L126 215V212H124ZM142 214H141V215H142ZM156 214H155V215H156ZM167 214H168V213H167ZM169 214H168V215H169ZM178 214H179V213H178ZM183 214H184V213H183ZM183 214H182V215H183ZM219 214H220V213H219ZM219 214H218V215H219ZM241 214H242V213H241ZM259 214H260V212H259ZM12 215H13V214H12ZM28 215H29V214H28ZM32 215H33V214H32ZM32 215H30V216L32 217ZM34 215H35V212H34ZM39 215L41 216V212H40V214H38V218H40ZM42 215H43V214H42ZM62 215H63V214H62ZM64 215H63V216H64ZM78 215H80V217L82 216L81 214H78ZM119 215H120V213H119ZM135 215H136V214H135ZM138 215H139V214H138ZM151 215H152V214H151ZM155 215H154V216H155ZM185 215H187V214H185ZM202 215H204L203 212H202ZM210 215H213V214H210ZM216 215H217V211H216ZM230 215H231V214H230ZM18 216H19V215H18ZM25 216H26V215H25ZM47 216H48V215H46V217H47ZM68 216H69V215H68ZM68 216H67V217H68ZM74 216H76V214L73 215V217H74ZM117 216H118V215H117ZM121 216H122V215H121ZM127 216H128V215H127ZM127 216H126V217H127ZM154 216H153V217H154ZM165 216H166V215H165ZM178 216H179V215H178ZM188 216H190V214H189ZM199 216H200V214H199ZM258 216H260V215H258ZM3 217H4V216H3ZM5 217H6V216H5ZM5 217H4V218H5ZM14 217L16 218L17 216H14ZM42 217H43V216H42ZM42 217H41V218H42ZM70 217H71V216H70ZM109 217H110V216H109ZM118 217L120 218V216H118ZM124 217H125V216H124ZM135 217H136V216H135ZM147 217H149V216H147ZM147 217L145 218L146 221H147ZM155 217H158V216L156 215ZM160 217H161V219L164 218V217H162V215H160ZM166 217H167V216H166ZM176 217H177V215H176ZM0 218H1V216H0ZM19 218H20V217H19ZM23 218H24V217H23ZM26 218H27V217H26ZM26 218H25V219H26ZM32 218L34 219V218H36V216H35V217H32ZM43 218H44V217H43ZM83 218H84V217H83ZM112 218H113V217H112ZM115 218H117L116 215H115ZM136 218H137V217H136ZM25 219H24L23 221H28V220H25ZM139 219H141V218H137L136 221L139 220ZM143 219H144V218H143ZM143 219H142V221H143ZM150 219H151V218H149V221L152 220V219H151V220H150ZM161 219H160L159 221H161ZM166 219H168V218H166ZM43 220H44V219H43ZM45 220H46V219H45ZM74 220H75V219H74ZM111 220H112V219H111ZM117 220H118V218H117ZM117 220H116V221H117ZM157 220H158V218H157ZM157 220H155V221L158 222ZM170 220H172V219H170ZM170 220H169V221H170ZM173 220H174V219H173ZM173 220H172V221H173ZM186 220H188V219H186ZM5 221H6V220H5ZM9 221H10V220H9ZM13 221L15 222V220H13ZM16 221H17V220H16ZM19 221H20V220H19ZM31 221H32V220H31ZM31 221L29 220V222H31ZM37 221H40V223L43 222L42 219H38ZM47 221H48V220H47ZM114 221H115V219H114ZM116 221H115V222H116ZM120 221H121V219H120ZM120 221L118 222V224L120 223ZM129 221H130V220H129ZM142 221L140 220V221H137V222H139V224H140V222L142 223ZM146 221H145V222H146ZM164 221H165V220H164ZM174 221H175V220H174ZM177 221H178V220H176L175 222H177ZM188 221H189V220H188ZM115 222H114V223L111 222V224L113 223V224L115 225V224H116ZM145 222H143V223H145ZM156 222H155V223H156ZM162 222H163V221H162ZM175 222H172V223L177 224L179 221H178L177 223H175ZM182 222H184V224H187V223H185V220L182 221ZM3 223H4V222H3ZM15 223H17V222H15ZM22 223H24V222H22ZM25 223H26V222H25ZM36 223L38 224L39 222H36ZM127 223H129V222H127ZM146 223H147V222H146ZM146 223H145V224H146ZM151 223H153V220L151 221ZM155 223H153V224H155ZM163 223H164V222H163ZM163 223H162V224H163ZM4 224H5V223H4ZM8 224H9V223H8ZM31 224H32V223H31ZM31 224H30V226H31ZM34 224H35V223H34ZM78 224H79V223H78ZM109 224H110V223H109ZM113 224H112V226H113ZM120 224H121V223H120ZM120 224H119V226L115 225V226H117L116 228H119V227H120ZM122 224L125 226L124 223H122ZM122 224H121V226H122ZM165 224H167L166 221H165ZM180 224H181V223H180ZM9 225H10V224H9ZM23 225L26 226V224H23ZM28 225H29V224H27V226H28ZM39 225H40L39 227H41V224H39ZM126 225H130V224H126ZM143 225H144V224H143ZM158 225H159V224H158ZM5 226H6V225H5ZM11 226L13 227L12 224H11ZM11 226H9V227H11ZM17 226H19V225H17ZM27 226H26V228L29 229ZM44 226H45V225H44ZM112 226H111V227H112ZM115 226H113L112 228H110V229H109V232L111 231V229H112V232H113V228H114ZM124 226H122V227H124ZM130 226H132V225H130ZM150 226H151V225H150ZM150 226H148V228H149ZM155 226H156V225H155ZM155 226H154V227H155ZM163 226H164V225H163ZM163 226H162V227H163ZM15 227H16V226H15ZM15 227H13V231H14V228H15ZM21 227H22V226H21ZM34 227H36V226H34ZM39 227H36V228H39ZM125 227H126V226H125ZM127 227H129V226H127ZM146 227H147V226H146ZM146 227H145V228H140V227L137 228V233H136L135 235L144 234V232H148V233H150L151 231H150V230L148 231V229H146ZM160 227H161L160 225H159L158 229H157V227H156V230H158V231H156V230H155V231H156V232H159V228H160ZM36 228H34L33 230H35ZM41 228H42V227H41ZM41 228H40V229H41ZM47 228H48V227H47ZM133 228H134V227H133ZM150 228H151V227H150ZM5 229H6V228H5ZM15 229L18 230L17 228H15ZM114 229H115V228H114ZM127 229H128V228H127ZM2 230H3V229H2ZM2 230H1V231H2ZM23 230H24V229H23ZM23 230L20 229L19 232H21V231H23ZM25 230H26V229H25ZM131 230H132V229H131ZM160 230H161V229H160ZM4 231H5V230H4ZM28 231H30V230H28ZM31 231H32V230H31ZM37 231L39 232V230H37ZM45 231H46V230H45ZM47 231H48V230H47ZM115 231H116V229H115ZM155 231H154V232H155ZM15 232H16V231H15ZM19 232H18V233H19ZM32 232H34V231H32ZM38 232H37V233H38ZM43 232H44V231H43ZM95 232H96V231H95ZM102 232H104V231H102ZM154 232H153V233H154ZM16 233H17V232H16ZM16 233H15V234H16ZM24 233H25V232H22V234H24ZM37 233L35 232V234H37ZM40 233H41V230H40ZM44 233H45V232H44ZM110 233H111V232H110ZM124 233H125V232H124ZM127 233H128V232H127ZM127 233H126L125 235H127ZM3 234H4V232H3ZM3 234H2V236H3ZM35 234H34V235H35ZM13 235H14V234H13ZM19 235H21V234L19 233ZM32 235H33V234L30 233V236H32ZM37 235H38V234H37ZM37 235H36L35 237H37ZM115 235H116V234H115ZM131 235H132V234H131ZM154 235L156 236V238H157L158 236H160V235L157 236L156 234H154ZM26 236H27V235H26ZM26 236H25V237H26ZM30 236H29V237H30ZM121 236H122V234H121ZM155 236H154V237H155ZM0 237H1V235H0ZM3 237H4V236H3ZM18 237H20V236H18ZM21 237H24V236H21ZM41 237H42V236H41ZM48 237H46V238H48ZM92 237H93V236H92ZM92 237L89 236V239L92 238ZM102 237H103V235H102ZM102 237H101V235H100V238H101L100 240H102ZM123 237H124V236H123ZM154 237H153L151 240H153ZM9 238H10V237H9ZM16 238H17V234H16ZM26 238H27V237H26ZM26 238H22V239L20 238V239H21V240H23V239L25 240ZM37 238H38V237H37ZM39 238H40V237H39ZM43 238H44V236H43ZM96 238H97V237H96ZM103 238H104V237H103ZM133 238H134V239H133ZM142 238H145V237H142ZM5 239H6V238H5ZM20 239H15V240H17V242H18V240H20ZM28 239H29V238H28ZM31 239H32V237H31ZM132 239H133V240H136L135 237H133V236H132ZM157 239H158V238H157ZM3 240H4V238H3ZM6 240H7V239H6ZM6 240H5V241H6ZM24 240H23V241H24ZM36 240H37V239H36ZM95 240H97V239H95ZM104 240H105V239H104ZM106 240L108 241V239H106ZM115 240H117V239H115ZM115 240H114V241H115ZM204 240H206V239H204ZM0 241H1V240H0ZM28 241H29V240H28ZM114 241H113V243H114ZM128 241H129V239H128ZM158 241H160V239H159ZM169 241H170V240H169ZM200 241H203V240H200ZM206 241L208 242V239H207ZM1 242H2V243H1V245H0V249H1V246H2V244H3V241H1ZM13 242H14V241H13ZM24 242H25V245H24L25 247H24V248H26V242H27V241H24ZM24 242H22V244H23ZM36 242H37V241H36ZM98 242H99V241H98ZM98 242H97V243H98ZM155 242H156V240H155V241H152V244H151L152 247H153V243H155ZM170 242H172V241H170ZM211 242H213V241L211 240ZM4 243H5V245H6V242H4ZM9 243H10V242H9ZM37 243H38V242H37ZM45 243H44V244H45ZM192 243H193V242H192ZM204 243H205V242H204ZM19 244H21V243L19 242ZM33 244H34V241H33ZM85 244H86V243H85ZM85 244H84V246H85ZM90 244H92L91 241H90ZM102 244H103V242H102ZM109 244H110V242H109ZM119 244H121V242H119ZM168 244H170V243H168ZM173 244H174V243H173ZM173 244H172V245H173ZM194 244L196 245L197 243L194 242ZM194 244H192V245H194ZM200 244H202V243L200 242ZM206 244H207V243H206ZM17 245H18V243H17ZM17 245H15V242H14V246H17ZM37 245H38V244H37ZM95 245H96V244H95ZM97 245L99 246V243H98ZM112 245H113V244H112ZM159 245H160V243H159ZM165 245H167V244L165 243ZM202 245H203V244H202ZM202 245H201V247H202ZM3 246H4V244H3ZM6 246H11V245H6ZM12 246H13V245H12ZM35 246H36V244H35ZM38 246H39V245H38ZM91 246H92V245H91ZM98 246H97V247H98ZM130 246H131V245H130ZM132 246H133V245H132ZM134 246H135V245H134ZM162 246L164 247V245H162ZM36 247H37V246H36ZM42 247H43V246H42ZM94 247H95V246H93V248H94ZM166 247L169 248L170 245H168V246H166ZM198 247H200V246L198 245ZM5 248H6V247H5ZM15 248H16V247H15ZM15 248H14V249H15ZM18 248H19V245H18ZM29 248H30V247H29ZM39 248H40V247H39ZM39 248H36V249H39ZM85 248H88V247L86 246ZM90 248H91V247H90ZM98 248H99V247H98ZM104 248H105V247H104ZM131 248H132V247H131ZM133 248H134V247H133ZM135 248H136V247H135ZM137 248H138V247H137ZM137 248H136V249H137ZM170 248H171V247H170ZM170 248H169V249H170ZM195 248H196V246H195ZM202 248H203V247H202ZM16 249H17V248H16ZM16 249H15V250H16ZM20 249H21V248H20ZM101 249H102V248H101ZM113 249H114V248H113ZM113 249H112V250H113ZM151 249H152V248H151ZM166 249H167V248H166ZM200 249H201V248H200ZM1 250H3V249H1ZM21 250H22V249H21ZM27 250H28V249H27ZM30 250H31V248H30ZM39 250H40V249H39ZM41 250H42V249H41ZM106 250H107V249H106ZM114 250H115V249H114ZM132 250H133V249H132ZM144 250H145V249H144ZM86 251H87V252L89 251V252H88L89 254H90V252L93 253V251H91V249H89V248H88ZM101 251H102V250H101ZM115 251H116V250H115ZM134 251H136V250H134ZM150 251H151V250H150ZM152 251H153V250H152ZM168 251H169V250H168ZM2 252H4V250H3ZM19 252H20V251H19ZM30 252H31V251H30ZM36 252H37V251H36ZM113 252H114V251H113ZM117 252H118V251H117ZM20 253H21V252H20ZM32 253H33V252H32ZM41 253H42V252H41ZM134 253H135V252H134ZM136 253H137V252H136ZM153 253H154V252H152V254H153ZM3 254H4V256H6V250H5V252H4ZM27 254H28V253H27ZM27 254H26V256H27L26 259H29V258H30V262H31V260L33 259V257H32V259H31L30 256H32V255L29 256V255H27ZM33 254H34V253H33ZM97 254L100 255L99 253H97ZM117 254H118V253H117ZM199 254H200V253H199ZM199 254H198V255H199ZM34 255H35V254H34ZM43 255H44V254H43ZM75 255H76V254H75ZM79 255H80V253H79ZM86 255H87V254H86ZM95 255H96V254H95ZM98 255H96V256H98ZM103 255H104V254H103ZM105 255H107V254H105ZM105 255H104V256H105ZM153 255H154V254H153ZM158 255H159V254H158ZM204 255H205V254H204ZM0 256L2 257V260H4V258H6L8 255H7L6 257H4V256H2V255L0 254ZM28 256H29V258H28ZM39 256H40V255L37 254L36 257H39ZM91 256H93V255H91ZM109 256H112V255H111V252H110V255H109ZM120 256H121V255H120ZM139 256H141V255H139ZM205 256H206V255H205ZM42 257H41V258H42ZM44 257H45V258H44ZM75 257H76V256H75ZM87 257H88V256H87ZM94 257H95V256H94ZM98 257H99V256H98ZM137 257H138V256H137ZM137 257H136V258H137ZM151 257H152V256H151ZM202 257L204 258V256H202ZM61 258H62V257H61ZM61 258H60V259H61ZM96 258H97V257H96ZM133 258H134V257H133ZM138 258H139V257H138ZM142 258H143V257H142ZM195 258H196V255H195ZM195 258H194V259H195ZM198 258H200V256H199ZM26 259H24V260H26ZM38 259H40V258H38ZM38 259H37V260H38ZM84 259H85V258H84ZM87 259H89V258H87ZM91 259H92V258H91ZM99 259H100V258H99ZM99 259H98V260H99ZM104 259H105V257H104ZM146 259H147V258H146ZM151 259H152V258H151ZM200 259H201V258H200ZM65 260H66V259H65ZM65 260H64V261H65ZM94 260H96V259H94ZM94 260H93V262H94ZM142 260H143V259H142ZM144 260H145V259H144ZM144 260H143V263H144ZM147 260H149V259H147ZM164 260H165V259H164ZM0 261H1V260H0ZM22 261H23V260H22ZM90 261H91V260H90ZM133 261H134V260H133ZM167 261H168V260H167ZM197 261H198V260H197ZM202 261H206V260H205V259H202ZM2 262H3V261H2ZM2 262H1V264H3ZM25 262H26V261H25ZM30 262H29V263H30ZM34 262H36V260H35ZM85 262H86V261H85ZM85 262H84V263H85ZM88 262H89V261H88ZM88 262H86V263L88 264ZM96 262H98V261H96ZM99 262H100V260H99ZM101 262H102V261H101ZM136 262H141V261H138V260H137ZM168 262H169V261H168ZM198 262H199V261H198ZM207 262H208V261H207ZM26 263H28V262H26ZM69 263H70V262H69ZM86 263H85V264H86ZM91 263H92V262H91ZM112 263H115V262H112ZM133 263H134V262H133ZM147 263H148V262H147ZM147 263L145 262V264H147ZM163 263H164V262H163ZM5 264H6V263H5ZM19 264H20V263H19ZM21 264H22V263H21ZM34 264H35V263H34ZM37 264H38V263H37ZM76 264H78V263H76ZM102 264H103V263H102ZM125 264H126V263H125ZM136 264H137V263H136ZM139 264H140V263H139ZM148 264H149V263H148ZM165 264H166V263H165ZM201 264H202V263H201Z\"/></svg>", "mask_w": 264, "mask_h": 264}]
</instances>
